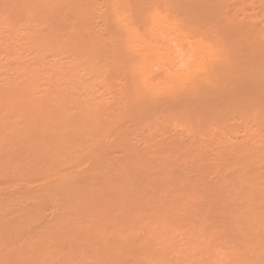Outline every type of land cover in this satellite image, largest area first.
Segmentation results:
<instances>
[{
	"label": "bare ground",
	"instance_id": "obj_1",
	"mask_svg": "<svg viewBox=\"0 0 264 264\" xmlns=\"http://www.w3.org/2000/svg\"><path fill=\"white\" fill-rule=\"evenodd\" d=\"M40 1V2H39ZM44 0H42V2H41V0H0V2H1V8H0V11H1V13L0 14H2V15H0V17L2 16V18L0 19V23H2L4 20H8V22H7V24H9L10 25V28H9V31H13V29L15 30V28L16 27H14V26H12V27H14V28H12L11 29V24H13V23H15V21L14 20H17L16 21V24L18 23L19 24V22L22 20V21H24V20H26L23 16H25V15H27V14H29V15H27L28 17L29 16H31L32 14H30L31 12L32 13H38L39 14V11H40V8L42 9L43 7V9H45L46 7L45 6H47V5H43V4H45L44 2H43ZM48 1L49 0H47V2H46V4H48ZM50 1H52V0H50ZM61 1H63L64 2V5H62L63 4V2L61 3ZM72 3L73 1H71V0H67V2L65 1V0H59L58 2H59V4L57 3V1L55 0V3H57V5L58 6H56V4H55V8L57 7L58 8V10H59V12H58V10H57V8L55 9L54 8V6L53 7H51V3H53L54 4V2H49V7L50 8H54V9H51L50 10V8L49 7H47L50 11H52V12H54L55 10H57L55 13L56 14H54L53 13V15H52V13L51 12H49L48 11V9L46 8L45 10H47L46 12H45V10H41L40 12L41 13H43L44 15H38V17H37V19L39 20V22L40 23H42V25L44 24L43 22H41V20L40 19H42V17L41 16H43L44 17V19H43V21L46 23V22H48V20L50 19V21H49V23L51 24V23H53V26L52 25H50L49 23H46V24H49V26H47V28H45L44 27V25H43V27H44V29L43 30H45L46 29V31H43V33H42V28H37V29H35V25H34V28L32 27V29H34V32L36 33L37 31H38V29H39V31L38 32H40V33H38V34H40V35H38V36H40V37H38V36H36V37H38L39 38V40L41 41V39L43 40V38H41V37H44L45 38V40L47 39V40H50V43H56V42H52L51 40H53V41H58V36L60 35V33H66V35H68V33L67 32H69L70 34L71 33H74V36H73V34H69L70 36H73L74 38H76L75 37V33H76V35L77 34H81V36H78V38L80 39V37H85V36H88L87 38L85 37V38H83V40L81 41V39L79 40L78 38H76V39H78L79 41H81V42H89L88 40L90 39V40H92V45L91 44H89V45H91V46H88V43H87V46L85 47L86 48V50H90V51H92L93 53H91L90 51H88V53H84V52H80V51H82V49H79V52H77V51H73L71 54L70 53H68L69 54V56H68V54H66L67 52H68V49L66 50L67 52L65 53L64 52V49L62 50L60 47H62L63 45H65V44H61V46L59 45V48H57L55 51H54V54L53 53H51L52 55H54V57L52 58V59H54V60H52V59H50V61L52 60V62H50L49 63V61H47L46 63L47 64H50V68L49 69H45V70H47L49 73H47L48 75H46L47 76V78H48V80H49V82L51 81V82H54V84H56V86L57 85H60V84H58L59 83V81L61 80V78H63V76L65 77V76H71L70 78H68L67 77V79H70V84H71V86H73L74 84H76V83H78V81L76 80V76L77 75H75V74H77L79 71L80 72H82L81 73V75L80 74H78L79 75V77L82 79V80H84L85 79V76L83 77V75L82 74H86V73H83V71L85 72V70H82L81 71V65H80V62L81 63H84V61L83 60H85V63H86V59H88V58H90V57H92V59H94V58H96V59H98V61L97 60H95V61H97V64L99 63V66H100V68L97 66V64H96V62H94V60H93V64L92 63H90L89 64V61H88V65H87V63H86V67H87V69L85 68V66H82V69H86V71H88V69H89V71H93V75H94V72L96 73V75H94V78H93V80L94 81H97V82H93V84L94 83H96L97 85L99 84V83H102L101 82V80H102V78H106V77H104L105 75H106V73H107V71H106V73H105V75H103L102 76V71L100 70L103 66H105V64H107L106 66H108V64H109V66H112V68L110 67V71H111V69H112V71L113 72H115L114 73V75L116 76V79L114 78V75H113V72L111 73L110 71H108V73H109V75H113V76H111L110 78L109 77H107L106 79H108L109 81H110V79H112V81H113V79L114 80H116L114 83H117L118 81H120V80H122V79H119V78H121V77H123V79L124 78H126V79H128L129 77H130V75H131V79H130V83L128 82H126L125 83V81L123 80V81H120L121 83L122 82H124L125 83V85H124V87L123 88H119L120 86L119 85H123V84H119V82H118V84H116V85H118L119 87H118V89H119V91L122 89V91H120L121 92V94L123 95V97H124V103L126 104V105H128L129 106V109L130 110H132L131 108L133 107V110H137L136 112H138V109L140 110V111H142L143 109H144V111H146L147 109H148V112H146V114L148 113L149 114V108H155V110L153 111L152 109V114H153V112L155 113V111H159V110H156V109H158V108H160V110H162V112H169L168 110H170V111H174L175 113H177L175 116H184L183 118L180 116L179 117V119H178V116H177V118H175V119H177V120H180V119H183L184 120V122H185V119H187V117L189 118H191V115H193L194 113H195V115L194 116H198V117H200L201 119V121H203V124H208L207 126H209V122L210 121H212L213 123H210V129L211 128H213V126L211 127V125L212 124H214V122L215 121H213V119H215V120H217L216 119V116H217V113H218V116H217V118L220 116L221 118L220 119H222L223 118V116H221L222 114L224 115H226V112H227V115L226 116H230V117H232L233 118V114H236L237 112H239V110H240V112H241V114L240 113H237L238 115L240 114V118L242 119V118H244L245 120H238V122L239 121H242V124L241 125H243L244 123H246V125H247V122H249V119L247 120L245 117H247L246 115H244L245 113H247V109H248V111H250V112H248L247 113V115H249V113H251L252 111H254V110H257V108H254V105H255V107H258V104L257 103H253V105H249L250 103L252 104V102L255 100L256 102H257V100L260 98V100H258L259 102L262 100H264V38H263V40L261 39V37H264V22L262 21L263 19H264V17H262L263 19H261V17H258V18H260L261 19V23L263 22V27L261 26L262 24L261 23H259L260 22V19H258L256 16H259V15H261V16H264V6L262 5V4H260V5H262L263 6V8H262V11H261V9H259L260 11L258 12V13H260L261 12V14H257V15H253V17L254 18H251L252 16H250V18H249V14H252V12H253V10H251L252 12L251 13H249V12H246L247 11V8L246 9H244L245 7H243L242 9L244 10V14H243V11H241L242 12V14H240V19L239 18H236V16H235V18H234V16H230V13L228 14L227 13V11H226V6H228L230 3H232L230 0V2H228V0L227 1H224V0H99L98 2H96L97 0H93L92 2H94V3H92L91 1H88V2H90V3H92V4H90V3H88L87 4V0H86V6H85V4H84V2H83V0H78V1H76V3L78 4L79 2H81V3H79L78 5L77 4H75V1L73 2L74 4H71L70 2ZM85 1V0H84ZM234 1V0H233ZM236 1H239V0H235V2ZM242 1V0H241ZM248 1V0H247ZM253 1H255V0H253ZM252 0H250V1H248L249 2V4L250 5H252V7H253V4L252 3H254ZM38 2H39V4L41 3V5H39L38 4ZM66 2V3H65ZM227 2V4H225ZM243 2H245V0H243ZM256 2H258V0H256ZM255 2V3H256ZM260 3H261V1H259ZM262 2H264V0L262 1ZM37 3V4H36ZM98 3V4H97ZM237 3V2H236ZM240 3V2H239ZM246 3V2H245ZM34 4H36V5H34ZM68 4V5H67ZM83 4H84V6H83ZM234 4V3H233ZM242 3H240V5H241ZM246 4H248V3H246ZM245 4V6H248V5H246ZM258 4V3H257ZM37 5L40 7V6H42V7H40V8H38L37 7ZM61 5L62 6H64L63 7V9H66L67 7V9H66V11L68 12V13H70L69 12V10H71L70 9V7L69 6H71V8H74L75 9V11H74V9L72 10V12L74 13L75 12V14H76V16H75V14H73V13H71V14H67V12H65V10H64V12H62V10L63 9H61L62 7H61ZM75 7H74V6ZM237 5V4H236ZM239 5V6H240ZM243 5H244V3H243ZM242 5V6H243ZM33 6H35L34 7V9H33ZM59 6H60V9H59ZM67 6V7H66ZM76 6H78V8L76 7ZM231 6H232V4H231ZM234 6H235V4H234ZM255 6V5H254ZM251 7V6H250ZM249 7V10L251 9ZM257 7V6H256ZM37 8H38V11H37ZM76 8L78 9V10H76ZM105 8V10H103ZM233 7H231L230 9H232ZM241 8V7H240ZM259 8H261V7H259ZM31 9H32V11H31ZM35 9H36V11H35ZM228 9H229V7H228ZM227 9V10H228ZM255 9V8H254ZM35 12H34V11ZM54 10V11H53ZM60 10H61V12H60ZM235 8L233 9V11H234V13H235ZM237 10H240L239 8L237 9ZM236 10V11H237ZM246 10V11H245ZM248 10V11H249ZM3 11V12H2ZM76 11H78V12H76ZM103 11H105V12H103ZM229 11V10H228ZM231 11V10H230ZM258 11V10H257ZM103 12V13H102ZM238 12V11H237ZM47 13H49V15L47 14ZM62 13V14H61ZM234 13H232V14H234ZM239 13H240V11H239ZM245 13H248V14H245ZM5 14V17L3 16ZM36 14H34V15H32V16H34L35 17V15ZM46 14V15H45ZM51 14V15H50ZM64 14V15H63ZM67 14V15H66ZM238 14V13H237ZM23 15V16H22ZM57 15V16H56ZM61 15V16H60ZM69 16L70 15V18H72L73 17V19H71V20H69V17H66V16ZM242 15V16H241ZM20 16H22L23 18H24V20L23 19H21V20H19V18H22V17H20ZM46 16V17H45ZM57 17V18H59L58 20H56V19H53L54 17ZM60 16V17H59ZM65 16V18H67V19H65L64 18V20H61V19H63V17ZM72 16V17H71ZM246 16V17H245ZM27 17V18H28ZM35 17V18H36ZM40 17V18H39ZM238 17V16H237ZM18 18V19H17ZM29 18H31V17H29ZM61 18V19H60ZM236 19V20H234V19ZM242 18V19H241ZM243 18H247V19H243ZM248 18H249V20H248ZM256 18V19H255ZM3 19V20H2ZM254 21H253V20ZM9 20L11 21V22H9ZM12 20L14 21V22H12ZM28 20V19H27ZM52 20V21H51ZM54 20V21H53ZM255 20H258L257 22L255 21ZM31 21H33L32 20V18H31ZM6 22L4 21L3 23V25L4 26H7L5 29H8V25L6 24ZM30 22V21H29ZM35 23H38V21L35 19V21H34ZM11 23V24H10ZM26 24L27 22L25 21V22H23V24ZM22 24V25H23ZM29 24H32L33 25V23H29ZM28 23H27V26L29 25ZM109 24H112V25H115V26H117V28L116 27H114V28H116V30L115 29H112V28H110V25ZM261 24V25H260ZM37 25H39V24H37ZM41 25V24H40ZM41 25V26H42ZM93 25L95 26H99V25H103V26H105V28L107 29V31H106V29L105 28H103V26L102 27H100L99 26V28L98 29H96L95 30V28L93 27ZM108 25H109V27H108ZM111 25V26H112ZM261 26V28H260V26ZM0 26H2V24H0ZM20 26H21V24H20ZM31 25H29V27H30ZM95 26V27H96ZM3 27V26H2ZM19 27V26H18ZM26 27V26H25ZM29 27L27 28V29H29ZM37 27V26H36ZM38 27H40V26H38ZM4 28H1V32L3 33V31H2V29L4 30ZM23 28V27H22ZM31 28V27H30ZM100 28L102 29L103 28V30H105L106 32H107V35H104V36H106V37H104V38H107L108 40L106 41H104V40H102L104 43H102L101 42V40H100V37H99V41L102 43V45H101V43L98 41V36L96 37V35H99V34H101V33H103V30L102 31H100ZM110 28V29H109ZM16 29H18V28H16ZM67 30V32H66V30ZM113 30V32H112V30ZM117 29L118 30H120V32L122 33V35L124 36V38H125V40H124V42H126V44H124V45H126L125 46V48L124 49H126L127 51L126 52H128L130 55V57L128 58V59H130L131 60V64H130V73H129V76H128V74H127V76H128V78L126 77V75L124 76V73H125V71L128 69V67L129 66H125V65H127V64H124V66L127 68V69H125V67H123L122 68V66L121 67H119V64H117V62L119 63V61H117V59L116 58H118V55H119V53H121L122 54V51L121 50H123L122 48H123V45L122 46H120V47H122L121 49H119V50H117V48L114 46V45H117L116 43L118 42H116V43H114V40H115V38H117V37H114L113 39H111L112 37H113V35H115L116 34V32H119V31H117ZM20 31H21V29H19ZM36 30V31H35ZM65 30V31H64ZM97 30H99V34L97 33ZM110 32H112V33H110ZM20 31H18V32H20ZM31 31V30H30ZM262 31V32H261ZM17 32V31H16ZM15 32V33H16ZM26 32V31H25ZM24 32V33H25ZM58 32V34H56ZM105 32V33H106ZM108 32H109V34H110V36L108 35ZM5 33V32H4ZM7 33V32H6ZM6 33H5V35H6ZM21 33V32H20ZM23 33V32H22ZM113 33H115V34H113ZM263 33V34H262ZM8 34V33H7ZM9 34H10V32H9ZM14 34V32L13 33H11V35H10V37H12V35ZM28 34H30V33H27V35H26V37L28 36L29 37V35ZM113 34V35H112ZM262 34V35H261ZM15 35V34H14ZM24 35V34H23ZM31 35L32 36H34L35 34H32V32H31ZM56 35H57V37H56ZM63 35H65V34H63ZM66 35L64 36V37H66ZM92 35H94L95 37H93ZM111 35H112V37H111ZM119 35V34H118ZM8 36V39L10 38L9 37V35H7ZM6 36V37H7ZM25 36V35H24ZM62 36V35H61ZM70 36H68L69 38H70ZM107 36H109V37H107ZM115 36H117V35H115ZM4 37V36H3ZM2 37V38H3ZM5 37V38H6ZM35 37V38H36ZM63 37V36H62ZM111 37V38H110ZM33 39H31V36H30V39L33 41V40H35V38L34 37H32ZM74 38H71V39H74ZM104 38H102V39H104ZM111 39V41H110V39ZM4 39V38H3ZM26 39H28V38H26ZM60 40H63V38L61 39V38H59ZM65 39V38H64ZM67 39V38H66ZM65 39V40H66ZM76 39H75V41H76ZM85 39H88L87 41L85 40ZM117 39H120V37L118 36V38ZM7 40V39H6ZM6 40H2V41H6ZM65 40H63V41H65ZM69 40V39H68ZM67 40V41H68ZM1 40H0V44H1V42H2ZM28 41H30V40H28ZM31 41V42H32ZM36 41V40H35ZM62 41V42H63ZM78 41V42H79ZM108 41H110L111 43H106V42H108ZM9 41L7 40V43H8ZM60 42V41H59ZM77 42V41H76ZM76 42L74 43L72 40H71V43L73 44L74 43V45L76 44ZM77 42V43H78ZM121 42V41H120ZM120 42H118V44L120 43ZM124 42H122V44L124 43ZM10 43V42H9ZM30 43V42H29ZM34 43H36V42H33V44ZM58 43V42H57ZM64 43H66V42H64ZM70 43V41H69V44H71ZM105 43H106V45H108V47H106L105 46ZM6 44V43H5ZM37 44H38V42H37ZM43 45H42V48H43V46H44V42L42 43ZM59 44V43H58ZM80 44V43H79ZM78 44V45H79ZM82 44V43H81ZM85 44V43H84ZM110 44V45H109ZM7 45V44H6ZM35 45V44H34ZM33 45V49L34 48H37V50L39 49V47L37 46H34ZM41 45V44H40ZM86 45V44H85ZM84 45V46H85ZM0 46H2V44L0 45ZM4 46V45H3ZM10 46V45H9ZM50 46H53V45H50ZM55 46V45H54ZM53 46V47H54ZM81 46V45H80ZM111 46V47H110ZM44 47H46V45L44 46ZM65 47V46H64ZM73 47V46H72ZM77 47V46H76ZM81 47H83V46H81ZM81 47H79V48H81ZM87 47H88V49H87ZM90 47V48H89ZM106 47V48H105ZM116 48V51H121V52H119L118 54H117V52L116 51H114L115 50V48ZM2 48V47H1ZM4 48H8V47H6V46H4ZM47 48V49H46ZM45 49L43 48L42 50L40 49L39 51H37V54H39V52H41V51H43L44 52V50H48V48H50L49 46L48 47H46ZM70 48H71V46H70ZM78 48V47H77ZM85 48H83V50L85 49ZM114 48V49H113ZM3 49V48H2ZM50 49H52V47L50 48ZM49 49V52L51 51ZM36 50V49H35ZM52 50H54V48L52 49ZM85 50V51H86ZM3 51L5 52L6 51V54H5V57H6V55H7V53H9V55H12V54H14V55H18V51H16V49L14 50H11L12 52L10 53V52H8L7 50H5V49H3ZM15 51V52H14ZM72 51V50H71ZM17 52V53H16ZM36 52V51H35ZM43 52H42V54L40 53L39 55L41 56H43ZM53 52V51H52ZM75 52V53H74ZM77 52V53H76ZM123 52H124V50H123ZM47 53V52H46ZM63 53H65L66 55H64L65 57H66V60L65 61H63L64 60V56H63ZM74 53V54H73ZM83 53V54H82ZM125 53V52H124ZM123 53V54H124ZM36 54V53H35ZM36 54V55H37ZM90 54H92V55H94V56H90ZM117 54V56L115 57V55ZM35 55V56H36ZM39 55H37V57H39ZM44 55H45V53H44ZM48 55H50V53L48 54ZM47 55H45L44 57H46ZM63 56V57H62ZM90 56V57H89ZM14 57V56H13ZM12 57V58H13ZM94 57V58H93ZM122 57H124L123 55H122ZM125 57H127V55L125 56ZM15 58V57H14ZM19 57H17V59H18ZM63 58V59H62ZM121 58V57H120ZM8 59V58H7ZM90 60V59H89ZM39 61V60H38ZM92 61V60H91ZM18 62V61H17ZM40 62V61H39ZM101 62V63H100ZM125 62H127V61H125ZM129 62V61H128ZM19 64L21 63V62H18ZM85 63L83 64V65H85ZM23 63H21V65H22ZM28 65V64H27ZM30 65V64H29ZM95 65V66H94ZM101 65H103L102 67H101ZM123 65V64H122ZM14 66H16V65H14ZM24 66V65H23ZM97 66V67H96ZM16 67H18V66H16ZM22 67V66H21ZM20 67V68H21ZM26 66H24V68H25ZM28 67H30V66H28ZM32 67V66H31ZM34 67V66H33ZM31 68V69H34V68H36V67H34V68ZM114 67H115V69H114ZM118 67H119V69H121V71L122 72H124L123 74L121 73V72H119L120 74H122L121 75V77L119 76H117L116 74H118V72H117V70H118ZM19 68V67H18ZM19 68V69H20ZM24 68H22V70L24 69ZM109 68V67H108ZM13 69H15V68H13ZM117 69V70H116ZM123 69L125 70V71H123ZM128 69V70H129ZM26 70H29L30 71V73H31V70L29 69V68H27ZM44 70V72H46ZM104 70V69H103ZM109 70V69H108ZM115 70V71H114ZM127 70V71H128ZM16 71H18L17 69H16ZM15 71V72H16ZM24 71V74L26 75H28V72L27 73H25L26 71H25V69L23 70ZM22 71V72H23ZM34 71V70H33ZM37 71V70H36ZM35 71V72H36ZM43 71V70H42ZM88 71V73H90ZM91 71V72H92ZM118 71H120V70H118ZM13 72H14V70H13ZM35 72H32L31 73V75L33 74V77L31 76V75H28V76H30V77H32V79L30 78H27V80H28V82H27V80H26V78L25 77H27V75L26 76H24V78H25V80H26V82L30 85V83L32 82V81H34V82H32L31 84L35 87V85H34V83L36 82L37 83V79H38V75H39V77H42L41 75H43L42 74V72H40L39 70L37 71L38 73H41V75L40 74H38L37 76H36V73ZM117 72V73H116ZM11 73V72H10ZM17 73H19V71L17 72ZM29 73V74H30ZM35 73V74H34ZM127 73V72H126ZM11 74H13V73H11ZM15 74V73H14ZM20 74H22V73H19V76H21ZM91 74V73H90ZM90 74L88 75V74H86V76L88 75V76H90ZM16 75V74H15ZM18 75V74H17ZM108 75V74H107ZM106 75V76H107ZM108 75V76H109ZM11 76V77H10ZM9 76V78H7V80L8 79H11V78H13L12 77V75H10ZM14 76V75H13ZM37 78H35V77ZM23 77V76H22ZM102 77V78H101ZM15 79L14 80H11V81H14V82H10V84L12 85V86H16L15 85V83H17L15 80H17V79H19V78H17L16 79V77H14ZM37 80H35V79ZM78 78V77H77ZM80 78H79V80H80ZM89 78H91V76L89 77ZM89 78H87V80L89 79ZM100 78H101V80H100ZM22 79V78H21ZM20 79V80H21ZM0 80H1V78H0ZM3 80V79H2ZM1 80V81H2ZM42 80V79H41ZM40 80V81H41ZM45 80V79H44ZM44 80H42L43 82H44ZM82 80H81V83H82ZM87 80H86V82H87ZM105 80V79H104ZM108 80H107V82H108ZM6 81V80H5ZM10 81V80H9ZM22 81V80H21ZM65 82H66V84L68 85V83H67V81L66 80H64ZM90 81H92L91 79H90ZM3 82V81H2ZM20 81H18V83H19ZM25 81H23V83H24ZM25 82V83H26ZM48 82V84H50ZM84 83H85V81H83ZM105 82H106V80H105ZM104 82V83H105ZM111 82V81H110ZM6 83H8V82H6ZM5 82L4 83H2V84H6ZM24 83V84H25ZM26 83V84H27ZM47 83V82H46ZM80 83V82H79ZM88 83H89V80H88ZM91 83V86H92V82H90ZM112 83V82H111ZM9 84V83H8ZM14 84V85H13ZM21 84V86H23L24 88V90H25V88L26 89H31V88H33V87H31L32 85H30V87L28 86V85H26V86H28V87H26V86H24L22 83H20ZM61 84H63V83H61ZM70 84H69V86L68 87H66V85H62V87L64 86V87H66V92L67 91H69V89L68 88H70ZM87 84V83H86ZM113 84V83H112ZM127 84H130V85H127ZM10 85V86H11ZM40 85H42V83L40 84ZM81 85V84H80ZM85 85V84H84ZM2 86V85H1ZM8 86V85H7ZM46 86V85H45ZM48 86V85H47ZM51 86H54V85H52L51 84ZM50 86V87H51ZM77 86V85H76ZM75 86V87H76ZM82 86V85H81ZM90 86V87H91ZM93 86H95V84L93 85ZM110 86H112L111 84H110ZM3 87V86H2ZM0 88L1 90H4V88ZM5 87V86H4ZM17 87V86H16ZM19 87H20V85H19ZM39 87V86H38ZM38 87H37V89H38ZM60 87H61V85H60ZM59 87V88H60ZM61 87V88H62ZM130 87H132V89H134V90H132ZM7 88V87H6ZM40 88V87H39ZM58 88V87H57ZM74 88V86L72 87V89L71 90H75V89H73ZM84 88H85V86H84ZM89 88V87H88ZM88 88H87V90H88ZM11 90H9L8 88H7V90H5V91H1L0 90V92H4L3 94L2 93H0V95H3V96H0V100L2 99V98H7V100H9V101H13L14 99H16V97H17V99L16 100H20L19 102H22V101H26L27 99H28V97H30V91H29V93H25V91L23 92V89H22V87H21V89L19 88V90H18V88H16V89H13V87L12 88H10ZM45 89V88H44ZM53 89H56V88H53ZM77 89H79V88H77ZM91 89V88H90ZM90 89H89V91H90ZM131 89V90H130ZM13 90V91H12ZM17 92H16V91ZM31 90H33V89H31ZM43 90V89H42ZM58 90V89H57ZM59 90H61V89H59ZM81 90V89H80ZM79 90V91H80ZM82 90H83V88H82ZM92 90V89H91ZM252 90V91H251ZM11 91H12V93H11ZM18 91H20L19 92V94H21V95H19L18 94ZM27 91V90H26ZM34 91H36V89L34 90ZM39 93H40V91L41 90H37ZM44 91V90H43ZM54 91V90H53ZM52 91V92H53ZM89 91H88V93H89ZM93 91V90H92ZM91 91V92H92ZM132 91V92H131ZM10 92V93H9ZM16 92V97H13V96H15V94H13V93H15ZM32 92V91H31ZM38 92H35V93H38ZM47 92V91H46ZM58 92V91H57ZM56 92V93H57ZM70 92V91H69ZM68 92V93H69ZM257 94H256V93ZM6 93V94H5ZM9 93V94H8ZM55 92H54V94L55 95H57ZM65 93V92H64ZM67 93V94H68ZM81 93H82V91H81ZM83 93H87V92H83ZM93 93V92H92ZM252 93H253V95H252ZM255 93V94H254ZM24 94H25V96L27 97V99L25 98V96H24ZM27 94H29V96L27 95ZM32 94H33V92H32ZM41 94H42V91H41ZM53 94V95H54ZM61 94V93H60ZM71 94H72V91H71V93H69L68 95H70V97H71ZM74 94V93H73ZM76 94V93H75ZM74 94V95H75ZM250 94V95H249ZM5 95V96H4ZM9 95H11V96H9ZM35 95V94H34ZM48 95V94H47ZM47 95H45L46 97H48ZM77 95V94H76ZM86 95V94H85ZM88 95V94H87ZM255 96V95H258L257 97H258V99H257V97H255L254 99H252L250 96ZM261 95V96H260ZM18 96H20L19 98H21V99H18ZM23 98H22V97ZM42 96V95H41ZM64 96V95H63ZM63 96H61L60 95V98L58 99V98H56L57 100H61V98L63 97ZM79 97H82L83 98V96H80V95H78ZM77 96V97H78ZM263 96V98L261 99V97ZM8 97H10L11 99H9ZM57 97V96H56ZM58 97H59V95H58ZM64 97H66V96H64ZM63 97V98H64ZM88 97V96H87ZM87 97H84V98H86L87 99ZM90 97H91V95H90ZM90 97H88V99L90 100L91 98ZM33 99V96L32 97H30L29 98V100L30 99ZM35 98H37V96L35 97ZM39 98H41L40 97V95L38 96V100H41V99H39ZM52 98V101L54 102V100H55V97H53V96H50V99ZM63 98H62V100L61 101H64L63 100ZM67 98V97H66ZM65 98V99H66ZM72 98H73V96H72ZM81 98V99H82ZM93 98V97H92ZM251 98V102L250 101H248L249 99ZM24 99H26V100H24ZM44 99V101H46L47 100V103H49L50 105H48V107L46 106V103H45V107H43V106H41V110H42V112H45V110L47 109V111L46 112H48L49 111V113L51 112L50 111V106H52L51 105V103H52V101L51 102H49L50 101V99L48 100L47 98H46V100H45V98H43ZM69 99V101H70V99L71 98H68ZM67 99V100H68ZM77 99V98H76ZM80 99V98H79ZM248 99V100H247ZM4 100H6V99H4ZM15 100V101H16ZM35 100V99H34ZM37 100V99H36ZM73 100V99H72ZM71 100V101H72ZM92 101H93V99H91ZM2 101L3 100H1L0 101V103H2ZM10 102V104L9 105H7L9 102H6V101H4L3 102V104H2V106H4L3 107V109L5 110V112H11V111H14L15 112V114H14V117H10L9 115H6L7 116V119L9 120V118H11L10 120L12 121V123H13V121H14V123H16V125H17V123H19L18 121H20L21 119H22V117L23 116H21L20 115V112H18V111H20L21 109H19V108H15V106H19V105H17L16 104V102ZM17 101V102H18ZM75 101V100H74ZM86 101H88V100H86ZM261 101V102H262ZM30 102H31V100H30ZM55 102L57 103L58 101H56L55 100ZM54 102V103H55ZM80 102L83 104V102H85V100L82 102V100H80ZM89 102V101H88ZM123 102V101H122ZM250 102V103H249ZM264 102V101H263ZM262 102V103H263ZM5 103V104H4ZM27 103V102H26ZM32 104L34 103V101L33 102H31ZM40 103V102H39ZM39 103L35 106L36 108H37V110L39 109L38 107L40 106V105H42V104H40L39 105ZM42 103H43V101H42ZM59 103V102H58ZM57 103V104H58ZM62 103H64V102H62ZM62 103L60 102V105H62ZM80 103V104H81ZM90 103H92V102H90ZM121 103V102H120ZM248 103V104H247ZM261 103V104H262ZM11 104H13L12 105V107H11ZM14 104H16V105H14ZM19 104H21V103H19ZM30 104V103H29ZM29 105V106H34V105ZM65 104H67L66 103V101H65V103L63 104V105H65ZM70 103H68V105H69ZM75 104H79V102H77L76 101V103ZM74 104V105H75ZM85 105L87 104L86 102L84 103ZM83 104V105H84ZM89 104V103H88ZM247 104V105H246ZM260 104V103H259ZM23 105H25V104H23ZM23 105H21V106H23ZM55 105V104H54ZM52 106V108L53 107H55V106ZM59 105V106H60ZM62 105V106H63ZM73 105V104H72ZM73 105V106H74ZM84 105V106H85ZM122 105L123 106H118V104H117V107H120V108H118V109H123V111H124V108H126L127 106L125 105V107H124V104L122 103ZM251 106L250 108H249V106L248 107H246V106ZM257 105V106H256ZM263 105V104H262ZM261 105V106H262ZM0 106H1V104H0ZM2 106H1V108H2ZM8 106V107H7ZM59 106H58V108H59ZM77 106H79V105H77ZM20 107V106H19ZM24 107L25 106H23V108L22 109H24ZM27 107H28V105H27ZM42 107L43 108H45V109H42ZM67 107V108H66ZM65 108H66V112H68L70 109V107L69 106H66ZM87 107H89V106H87ZM86 107V108H87ZM91 107V110L89 109ZM89 108H88V110H87V112L90 110V114H88L87 112V114L88 115H85L84 116V118H83V116L82 117H80V115L77 113L79 110H78V107L76 108V105H75V113H77V115H79V116H77V117H80L79 118V120L78 121H74V116H73V122L75 123V122H79V123H77L78 125H77V129H78V127H80L79 125H81L80 124V120H84L86 117V124L85 125H88V124H91L90 123V120L92 121L94 118L93 117H95L94 115H96L97 113L96 112H94V111H92V110H94V109H92V106H90ZM124 107V108H123ZM140 107L142 108V109H140ZM162 107V108H161ZM246 107V109H244ZM259 107H260V105H259ZM258 107V108H259ZM9 110V109H11L12 108V110H10V111H8L7 109ZM31 108V107H30ZM48 108H50V109H48ZM64 108V109H65ZM81 108H82V105H81ZM263 108V107H262ZM14 109V110H13ZM15 109H19L18 111L17 110H15ZM32 109V108H31ZM33 109H35V108H33ZM69 109V110H68ZM117 109V108H116ZM117 109V110H118ZM127 109V108H126ZM126 109H125V111H126ZM129 109H127V111L129 110ZM163 109L165 110V111H163ZM245 110V113H244V110ZM249 109H253L252 111L251 110H249ZM259 109H261V108H259ZM7 110V111H6ZM24 110H26V109H24ZM30 109H28L27 108V113L25 112V111H23V112H25L24 114H26V115H24V117H26V118H24V119H22L21 120V125H19L18 124V126H23V124H25V125H27V126H25L24 125V131L26 130L25 128H30V130H31V132H28L27 130V132L26 133H32V129H36L37 127H40L41 125H43V123L44 122H46V120H48L46 117H47V115L49 114H45V115H42V113H40V115H42V116H44L43 118V122L41 121V120H39V118H37L36 117V120L38 119L39 121H41V122H37L35 119L34 120H31V118L33 119V117H31V116H36L38 113H39V111L41 112V110H39L38 111V113H36V115L34 114V115H31L30 116V111H29ZM52 110V109H51ZM56 110H58V109H56ZM68 110V111H67ZM117 110H115L114 109V111H112L111 110V113L112 112H115V111H117ZM132 110V112L133 113H135L134 111ZM150 110V111H151ZM235 110H236V113H234L235 112ZM53 111H54V109L52 110V113L51 114H53ZM72 111H74L73 109H72ZM94 113H92V112ZM123 111L121 112L120 111V117L121 116H123ZM124 111V112H125ZM126 111V113H130V114H133L131 111L129 112H127ZM234 111V112H233ZM243 111V112H242ZM259 111H261V110H259ZM0 112H1V109H0ZM13 112V113H14ZM16 112L18 113V114H16ZM34 112V111H33ZM36 112V111H35ZM34 112V113H35ZM45 112V113H46ZM58 112V111H57ZM59 112H61V111H59ZM58 112V113H59ZM62 112H63V110H62ZM70 112V111H69ZM160 112V111H159ZM220 112H223L221 115L219 114ZM225 112V113H224ZM255 112L256 111H254L251 115H249L250 117L253 115V116H257V113L258 112H256V115H254L255 114ZM263 112V111H262ZM13 113H11V114H13ZM57 113V114H58ZM79 113H81L82 114V111L81 112H79ZM85 113V114H86ZM96 113V114H95ZM110 113V114H111ZM117 113H119V110H118V112ZM169 113H171V112H169ZM173 113V112H172ZM193 113V114H192ZM232 113V114H231ZM244 113V114H243ZM1 114V113H0ZM10 114V115H11ZM33 114V113H32ZM56 114V113H55ZM68 114V113H67ZM66 113H65V116L67 115ZM71 114V113H70ZM113 114V113H112ZM129 114V115H130ZM143 114V116H144V112L142 113ZM141 114V115H142ZM180 114V115H179ZM228 114H230V115H228ZM236 114V115H237ZM21 116V118L19 117V116ZM28 115H29V117H28ZM54 115V114H53ZM61 115H62V113H61ZM74 115V114H73ZM83 115V114H82ZM126 115H128V114H126ZM129 115L127 116V117H129ZM134 115V114H133ZM133 115H131V116H133ZM139 115V114H138ZM140 115V116H141ZM169 116L171 115V114H168ZM174 115V114H173ZM224 115V116H225ZM235 115V117H237ZM241 115H243V116H241ZM4 115H2L1 114V116H0V121H1V117H3ZM8 116H9V118H8ZM12 116V115H11ZM39 116V115H38ZM56 116V115H55ZM125 116V115H124ZM130 116V117H131ZM163 116H165V115H163ZM167 116V115H166ZM206 116V117H205ZM226 116H225V118H226ZM245 116V117H244ZM253 116H252V119H254L255 121L254 122H256V120L258 119H255V118H253ZM15 117H17V119L15 118ZM58 117V116H57ZM62 117V116H61ZM60 116H59V120H60V118H61ZM72 116H69V118H71ZM93 119H92V118ZM127 117H126V119H127ZM137 117V116H136ZM142 117V116H141ZM140 117V118H141ZM207 117H208V119H207ZM230 117H228V119L230 118ZM19 118H20V120H19ZM28 118V119H27ZM35 118V117H34ZM46 118V119H45ZM67 118H68V116H67ZM67 118H66V120H67ZM82 118V119H81ZM89 118H91V119H89ZM96 118H97V116H96ZM122 118V117H121ZM125 118V117H124ZM169 118V117H168ZM167 118V119H168ZM171 118H172V120L174 119L173 117H170V120H171ZM192 118H193V116H192ZM203 118H205V120L203 119ZM225 118H223L224 120H225ZM249 118V117H248ZM260 118V117H259ZM263 118V117H262ZM3 119V118H2ZM4 119H5V116H4ZM3 119V120H4ZM6 119V120H7ZM27 120V121H29L30 122V124H31V121H32V123H34V125L33 124H31V125H33V126H31L32 127V129H31V127H29L28 126V123H23V121L24 120ZM76 119V118H75ZM98 119V118H97ZM129 120H132V118H128ZM127 119V120H128ZM137 120L139 119V118H136ZM210 119V120H209ZM222 119V120H223ZM238 119V118H237ZM16 120H18L17 122H15ZM24 121V122H27V121ZM31 120V121H30ZM63 120H65L64 118H63ZM65 120V121H66ZM69 120V119H68ZM67 120V121H68ZM95 120V119H94ZM93 120V124H94V122H96V120L94 121ZM104 121L106 120V119H103ZM133 120H135V119H133ZM208 120V121H207ZM230 120H231V118H230ZM236 120V119H235ZM234 119H232V121H231V123H233V125H235V123H238L237 121L234 123V121H235ZM259 120V119H258ZM34 121H36V123L34 122ZM61 121V120H60ZM84 121V122H85ZM102 121V120H101ZM182 121V120H181ZM181 121L179 122V124L181 123ZM187 121V124L186 123H184L185 125H187L188 126V121H189V119H187L186 120ZM218 121H219V119H218ZM247 121V122H246ZM253 120H251V122H252ZM264 121V120H263ZM64 122V121H63ZM69 122V121H68ZM72 122V121H71ZM70 122V123H71ZM88 122V123H87ZM100 122V121H99ZM106 123H107V120L105 121ZM194 122H195V120H194ZM225 123H226V120L224 121ZM228 122V121H227ZM244 122V123H243ZM259 122V121H258ZM257 122V123H258ZM1 123H4L3 121H1ZM40 123H41V125H40ZM50 123V122H49ZM48 123V124H49ZM69 123V126L71 127V126H73V128H75L76 127V123L74 124H70ZM97 123H98V121L94 124V125H96V127H94V128H91V127H93V125H90L91 127V129L93 130L94 129V131H93V134L94 133H96V131H95V128H97L99 125V128H98V133H97V136H95V138L96 137H99L100 138V136L98 135V134H100L99 132V130H101L102 128H103V124H99V125H97ZM106 123H105V125H106ZM215 123H217V122H215ZM220 123H222V121H220ZM224 123V124H225ZM250 123V122H249ZM248 123V124H249ZM256 123V124H257ZM259 123H261V121L259 122ZM258 123V124H259ZM263 123V122H262ZM5 124H7L6 125V128L8 129V126H10L9 128L11 129V127H13V124L11 125H8V123H7V121L4 123V126H3V124H1L2 125V127L4 128L5 127ZM35 124H36V126L37 127H35ZM40 126H39V125ZM82 124H83V122H82ZM183 124V122L181 123V126H185L184 124ZM199 124L201 125V123L199 122ZM203 124L201 125V127L203 126ZM252 124V123H251ZM254 124V123H253ZM0 125V126H1ZM15 125V126H16ZM65 126H66V124H64ZM75 125V126H74ZM204 125V127H206ZM220 125H222V124H220ZM220 125H218V127H220ZM232 125V124H231ZM232 125V126H233ZM245 125V124H244ZM44 126H46V124H44ZM44 126H41V127H43V129H44ZM48 126H50V125H48ZM84 126V124L83 125H81V127L82 128H85V129H82V128H79V129H81V130H83V133L86 131V129L88 128H86L85 126ZM102 126V127H101ZM187 126H185L184 128L185 129H187ZM190 126V125H189ZM214 126H215V124H214ZM223 126V125H222ZM239 127H240V125H238ZM2 127H0V129L2 128ZM40 127V128H41ZM63 127V126H62ZM200 127V128H201ZM225 127H226V124H225ZM247 127H248V125H247ZM247 127H240V128H247ZM263 127V126H262ZM3 128L0 130V132H3L4 130L5 131H7L6 129H4L3 130ZM72 127H71V129H69V132H71L72 131V129H73ZM105 128V127H104ZM198 128V127H197ZM197 128L195 129L196 131H197ZM199 128V129H200ZM207 128V127H206ZM205 128V129H206ZM215 128V127H214ZM216 128H217V125H216ZM221 128V127H220ZM219 128V129H220ZM233 127H231V130H233V133L236 131H234V128L232 129ZM10 129H8L9 130V132L12 130V129H15L14 131L15 132H21L20 131V129H19V127H13L11 130ZM19 131H18V130ZM23 129H21L22 131H23ZM42 129V130H43ZM48 129H50V128H48ZM48 129H46V127H45V130H48ZM51 129H52V127H51ZM76 128H75V132L73 131V134H75L76 133V135H73L72 133H70L71 135H73V136H78L77 134L80 132H82V131H76L77 130ZM89 129V128H88ZM87 129V130H88ZM188 129H192V128H188ZM187 129V130H188ZM199 129H198V131H199ZM205 129H200V130H202V133H203V131L205 130ZM209 129V130H210ZM222 129H223V127H222ZM222 129H220V130H222ZM29 130V131H30ZM38 130H39V132H38ZM41 129H39V128H37L35 131H36V133L35 134H31V136L33 137L34 135H37V133H38V135L40 134V136H42L43 137V134L44 133H42L41 134V132H44V131H40ZM53 130V129H52ZM52 130L50 131L49 130V132H52ZM71 130V131H70ZM193 130V129H192ZM214 130H216V129H214ZM224 130V129H223ZM244 130V129H243ZM13 131V132H14ZM24 131H23V133H24ZM34 131V130H33ZM91 131V130H90ZM90 131L89 132H87V133H90ZM189 131H191V130H189ZM207 131V130H206ZM206 131H204L205 133H206ZM245 131H246V129H245ZM245 131H244V134H245ZM247 131H248V129H247ZM54 133H55V131H53ZM102 132V131H101ZM200 132V131H199ZM210 132V131H209ZM232 132V131H231ZM237 132V131H236ZM249 132V131H248ZM248 132H246V133H248ZM251 132V131H250ZM263 132H264V129H263ZM12 133V132H11ZM22 133V134H23ZM26 133H24L25 134V136H26ZM34 133V132H33ZM79 133V134H80ZM193 133H194V130H193ZM197 133V132H196ZM208 133V132H207ZM216 133H218V135H220L221 136V134H223L222 132H216ZM256 133V132H255ZM255 133H253V134H255ZM13 134V133H12ZM19 134H21V133H19ZM49 135V133H48V131H47V133L46 134H44V137H45V135ZM91 135H92V133H90ZM200 134V133H199ZM213 134V133H212ZM211 134V135H212ZM215 134V133H214ZM235 134H238V132L237 133H235ZM252 133H251V135H253ZM258 133H256L254 136H257V138H259V135H257ZM28 136L30 135V134H27ZM47 135V136H48ZM95 135V134H94ZM195 135V134H194ZM196 135H198V134H196ZM195 135V136H196ZM201 135V134H200ZM217 135V134H216ZM215 135V136H216ZM246 135V134H245ZM16 136H17V133H16V135H14V137H15V139L17 140V138H16ZM22 136V135H21ZM24 136V135H23ZM27 136V137H28ZM40 136H37V137H40ZM84 136V135H83ZM90 135L88 134V137H89ZM219 136V137H220ZM239 136V140L238 141H240V139H241V141H244V140H242L243 138H244V136H243V138H240V135H238ZM237 136V137H238ZM242 136V135H241ZM18 137V136H17ZM19 137H20V135H19ZM26 137V138H27ZM36 136L35 137H33V139H34V142L35 143H38L39 141V139L37 138ZM40 138V141H42V143L44 142V141H46V140H48L47 139V137L45 138V140L43 141V139L44 138ZM49 137H50V135H49ZM80 137H82V136H80ZM84 137H86V136H84ZM87 137V140H88V142L86 143V145L87 144H90V143H92V142H94V140L92 141L91 140V142L89 141V138ZM92 137L94 138V136L92 135ZM211 137V136H210ZM212 137H214V136H212ZM211 137V138H212ZM218 137V136H217ZM237 137H235V138H237ZM253 137V136H252ZM25 138V137H24ZM25 138V139H26ZM29 139H30V137H28ZM198 138V137H197ZM207 138H209V136H207ZM223 138V137H222ZM233 138V137H232ZM231 138V140L233 141V139ZM234 138V139H235ZM245 138H246V136H245ZM244 138V139H245ZM249 138H250V136H249ZM254 138V137H253ZM261 138V137H260ZM19 139V138H18ZM32 139V138H31ZM30 139V141H32ZM35 139H38V140H36L35 141ZM210 139V138H209ZM216 139V138H215ZM220 139H221V137H220ZM224 139V138H223ZM15 140V141H16ZM28 140V139H27ZM50 140V139H49ZM57 140V139H56ZM55 140V141H56ZM61 140H63V139H61ZM60 139L59 140H57V142L59 143L60 141H61ZM86 139H85V142L87 141ZM196 142H194L193 140V143H192V141H191V143H192V145L193 146H196V145H199V144H201L202 142H201V140L199 141V142H201V143H197L198 141H197V139H194ZM204 140V139H203ZM210 140H212V139H210ZM209 140V141H210ZM225 140V139H224ZM223 140V141H224ZM251 140V138L249 139V141ZM254 141H255V139H253ZM14 141V140H13ZM20 140H17V145H16V143L14 142V144L16 145V146H18V144H20L21 143V145H19L18 147H16V148H19V147H22V142L23 143H25L26 142V140L24 141V140H21L22 142H19ZM54 141V140H53ZM52 138H51V144H52ZM96 141V140H95ZM226 141V140H225ZM224 141V142H225ZM229 142H230V140H228ZM240 141V143L242 144L243 142H241ZM246 141V140H245ZM252 141V140H251ZM254 141H252V143L251 142H249V143H251V146H252V144H255V143H257L256 141H255V143H253ZM34 142L32 141V143L31 144H34ZM49 142L50 141H48V144H49ZM90 142V143H89ZM213 142V141H212ZM223 142V143H224ZM234 142H236V141H234ZM248 142V141H247ZM258 142H261V140L259 141L258 140ZM29 143V144H28ZM28 143H27V146H29V145H31L30 144V142L28 141ZM145 143V142H144ZM206 144L207 142H203V144ZM226 143H228V142H226ZM225 143V145H227V147H229L228 145H230L231 144V142H230V144H226ZM233 143V142H232ZM240 143H238L239 145H241ZM262 144H260V146L262 145V146H264V143H263V139H262V142H261ZM39 144L40 145H42L40 142H39ZM39 144H34V145H36V146H29V148L30 147H32L33 148V150H35L36 152H37V150H36V147L37 146H39ZM45 144L47 145V142H44V145L43 146H45ZM50 144V146H52ZM61 144V143H60ZM146 144H147V142H146ZM146 144H144V145H146ZM196 144V145H195ZM210 144V143H209ZM208 144V147H210V145ZM212 144V143H211ZM235 144V143H234ZM237 144V145H238ZM245 144V143H244ZM15 145H13V148H12V146L11 145H7L8 147H7V149L9 148V147H11V149H9L10 150V152H8L9 153V155H7V153H5L4 151H2L3 153H5L6 154V158H5V160L4 161H6V162H4L3 161V158H4V156H5V154L3 155V153H2V160L0 159V161H2L1 163H3V165L0 163V166H2V168H3V166L4 167H7V169H10V168H8L9 166H7V164H8V162H11V163H9V165L11 164V166H12V164H14V163H16V162H14V161H17L18 160V158L19 159H24V158H26V156H29V155H27V154H25V156H22V155H24V153L23 152H21L20 151V149H17V151H15V149H14V147H15ZM24 145V144H23ZM54 145H55V143H54ZM91 145V144H90ZM191 145V146H192ZM215 145H216V142H215ZM224 145V144H223ZM231 145H233V144H231ZM247 145V144H246ZM257 145H258V143H257ZM27 146H24L25 148L27 147ZM43 146H41V148H42V151H44V149H43ZM58 146H61V145H59L58 144ZM87 146H89V145H87ZM205 146V145H204ZM203 146V147H204ZM217 146H218V144H217ZM222 146V145H221ZM249 146V145H248ZM255 146H256V144H255ZM57 147V146H56ZM62 147V146H61ZM60 147V148H61ZM125 147H127V146H125ZM129 147V146H128ZM146 147H147V145H146ZM207 147V146H206ZM213 147V146H212ZM212 147H210V148H212ZM214 147H216V146H214ZM236 147V146H235ZM239 147V146H238ZM241 147V146H240ZM242 147H244L243 149H245V146H242ZM5 148V150H6V146L4 147ZM37 148H39V147H37ZM130 148V147H129ZM129 148H127V149H129ZM135 148V147H134ZM195 148V147H194ZM197 148V147H196ZM198 148H200V145L198 146ZM205 148V147H204ZM203 148V151H205V149ZM217 148V147H216ZM222 148H223V146H222ZM247 148V147H246ZM253 148L254 149H256V150H260V148L258 147V146H256V148L253 146ZM258 148V149H257ZM263 149H264V147H262ZM24 149V148H23ZM40 149V148H39ZM51 149V148H50ZM49 149V150H50ZM58 149H59V147H58ZM58 149H56L55 148V150H58ZM66 149V148H65ZM65 149H63L62 150V148L61 149H59V150H62V151H66ZM127 149H125L124 151H127ZM177 149V148H176ZM175 149V150H176ZM213 149H215V148H213ZM218 149V148H217ZM216 149V150H217ZM228 149V148H227ZM242 149V148H241ZM2 150V149H1ZM22 150V149H21ZM25 150V149H24ZM26 150H28V147H27V149ZM29 150H32L31 148L29 149ZM130 150V149H129ZM171 151V149H167V151ZM174 150V148H173V152H176ZM192 150H194V149H192ZM199 149H197V151H198ZM200 150H201V148H200ZM208 150V149H207ZM211 150V149H210ZM210 150H209V152H210ZM233 150V149H232ZM234 150H235V148H234ZM252 148H251V153H252ZM15 152V155L17 156V157H15V155H14V152ZM21 152V156L22 157H24V158H21L20 156L18 157V154L17 153H20ZM23 151V150H22ZM45 151H46V149H45ZM131 151H133L132 149H131ZM135 151V150H134ZM134 151H133V153L132 152H130V151H128V152H130L129 154V156H132L133 154H135L134 153ZM165 151V150H164ZM163 151V152H164ZM169 151H168V154H170L169 153ZM178 151V150H177ZM195 151V150H194ZM221 151V150H220ZM227 151V150H226ZM228 151H229V149H228ZM227 151V152H228ZM235 151H237V149L235 150ZM254 151V150H253ZM1 152V151H0ZM12 152V154L14 155V157H15V159L14 160H12L11 161V159L10 158H12L13 159V155L12 154H10ZM17 152V153H16ZM27 153H28V151H26ZM32 153V151H29V153ZM38 152H41V150H38ZM50 152V151H49ZM136 152V151H135ZM138 152V151H137ZM136 152V153H137ZM179 152V151H178ZM202 152V151H201ZM206 152V151H205ZM204 152V153H205ZM214 152V151H213ZM218 152V151H217ZM225 152V151H224ZM224 152H222L221 154L223 155V153ZM244 150H243V154H244ZM257 152V151H256ZM260 152V151H259ZM23 153V154H22ZM46 153H48L47 151H46ZM60 153H63V152H60ZM66 153V152H65ZM68 153V152H67ZM180 153V152H179ZM230 153V152H229ZM232 153V152H231ZM237 153H238V151H237ZM264 153V152H263ZM262 153V154H263ZM1 154V153H0ZM40 154V153H39ZM42 155H43V153H41ZM40 154V155H41ZM54 154H56V153H54ZM69 154V153H68ZM125 154H126V152H125ZM128 154V153H127ZM127 154L125 155V156H127ZM168 154H166L167 156H165V158H167V159H169L168 157ZM199 154H201V153H199ZM207 154V153H206ZM209 155L211 154V153H208ZM218 154H219V152H218ZM228 154V153H227ZM233 154V153H232ZM239 154H241V155H239V156H242V153H241V151H240V153ZM246 154H247V152H246ZM259 154H261V153H259ZM258 154V156L260 157L261 155H259ZM20 155V154H19ZM31 155H35V160H36V153L34 152L33 154H31ZM30 155V156H31ZM39 155V157L41 158L42 157V155L40 156ZM48 154H46V155H44L43 157H45V156H47ZM49 155H52V153L50 154L49 153ZM77 155V154H76ZM87 155V154H86ZM141 155V154H140ZM140 155H139V157H140ZM150 155V154H149ZM205 155V154H204ZM203 155V156H204ZM213 155H214V153H213ZM220 155V154H219ZM236 155V154H235ZM249 155V154H248ZM256 154L255 153H253V156H255ZM8 156V157H7ZM9 156H11V157H9ZM57 156V155H56ZM56 156H54L55 158H56ZM60 156L61 157H64L63 156V154L61 155L60 154ZM87 156H89V155H87ZM91 156V155H90ZM128 156V157H129ZM142 156V155H141ZM152 156V155H151ZM190 156V155H189ZM206 156V155H205ZM230 156V155H229ZM232 156H234V155H232ZM231 156V157H232ZM238 156V157H239ZM244 156V155H243ZM243 156H242V158H241V163H243V165H246V163H245V159H243ZM247 156V155H246ZM252 156V155H251ZM264 156V155H263ZM32 158H33V156H31ZM53 157V158H54ZM65 157H67V155L65 154ZM65 157L63 158V160L65 159ZM74 157V156H73ZM72 157V158H73ZM76 157V156H75ZM139 157H134V159L132 160V164H131V167H132V165H133V161L135 160V159H140V160H143L141 157L139 158ZM143 157V156H142ZM172 157V156H171ZM217 157V156H216ZM224 157L227 159V157L228 156H225L224 155ZM256 157V156H255ZM254 157V158H255ZM262 157V156H261ZM1 158V157H0ZM10 159V161H7V160H9ZM17 158V159H16ZM45 158H48V157H45ZM59 159H61L60 157H58ZM89 158V157H88ZM87 158V159H88ZM91 158V157H90ZM89 158V159H90ZM125 158V157H124ZM149 158H151V157H149ZM209 158V157H208ZM211 158H212V155H211ZM220 158V157H219ZM223 158V157H222ZM250 158V157H249ZM253 158V157H252ZM257 159H258V157H256ZM33 159V160H34ZM44 159V158H43ZM50 159V158H49ZM48 159V160H49ZM57 159V158H56ZM58 159V160H59ZM68 160L69 159H71V157H69V158H67ZM152 159H154L153 161L155 162L156 161V159L155 158H152ZM178 159V158H177ZM176 159V160H177ZM213 159H215L214 157H213ZM216 159H218V158H216ZM228 159H230V157L228 158ZM236 159H238V158H235V160ZM242 159H243V161H242ZM26 160V159H25ZM25 160H24V163H21L20 162V164H22V166L23 167H27L28 168V166H25L24 164L26 163V165H27V163L28 164H30L31 163V161H32V159L30 160L29 159V161H28V159H27V162H25ZM34 160V161H35ZM37 160H38V162H42V161H39V159H38V157H37ZM40 160H42V159H40ZM51 160H54V161H56L55 159H51ZM51 160H50V162H51ZM68 160H65V161H68ZM101 160L102 159H100V162H101ZM128 160H130V159H128ZM140 160H138V163H139V161ZM145 160H147L146 162H148V157H147V159H144V161L143 162H145ZM151 160V159H150ZM170 160H171V162H170ZM174 160V159H173ZM173 160L172 159H169V161L168 160H166L165 161V164L167 163V161L168 162H170L171 164H173L172 162H173ZM220 160V159H219ZM235 160H233L234 162H232V165H233V163H234V165H236L234 168H236V167H238V165L235 163ZM248 160V159H247ZM251 160L252 159H250V160H248V161H250L251 162ZM21 161V160H20ZM23 161V160H22ZM60 161V160H59ZM59 161H56V162H59ZM153 161H151V166L148 168V170L152 167V164L154 163ZM178 161V163H181V161L179 162V160H177ZM215 161L216 160H214V162H212V163H214V165H215ZM227 161V160H226ZM237 161V160H236ZM247 161V162H248ZM254 161H257V160H254ZM259 161H260V159H259ZM262 161V160H261ZM14 162V163H13ZM18 163H19V160L17 161ZM35 162H37V161H35ZM44 162H46V161H43V163ZM48 163H49V161H47ZM64 163V161H60V163L59 164H61L62 165V163ZM105 162H106V159H105ZM120 163H121V161H119ZM117 163L118 164V166L119 165H122V163L120 164V163ZM134 162H136V161H134ZM157 162V161H156ZM175 162V161H174ZM186 162H188V160L186 161ZM194 162V161H193ZM201 162V161H200ZM217 162H220V161H216V163ZM224 162V165L226 164L225 163V161H223ZM231 162V161H230ZM229 162V160H228V163H230ZM238 162H239V160H238ZM263 162V161H262ZM34 163V162H33ZM33 163H31L30 165L32 166V164ZM52 163H54V162H52ZM52 163H50V165H52ZM102 163V162H101ZM108 163V162H107ZM127 163V162H126ZM137 163V162H136ZM136 163H134L135 165H136ZM137 163V165H136V167L139 165ZM149 163H150V161H149ZM158 163V162H157ZM157 163H155V164H157ZM185 163V162H184ZM198 163H199V161H198ZM198 163H197V165H198ZM222 162H220V164H221ZM227 163V164H228ZM240 163V162H239ZM245 163V164H244ZM260 163V162H259ZM258 163V164H259ZM37 164V163H36ZM38 164H40V163H38ZM42 164V163H41ZM55 164V163H54ZM104 164H106V163H104ZM114 164V163H113ZM128 164V163H127ZM140 164H141V167L143 166L142 165V163H141V161H140ZM145 164V163H144ZM171 164L169 165V164H167L166 166L168 167V168H170L169 166H171ZM176 164L177 163H175V164H173L174 165V167L176 166ZM187 164V163H186ZM200 164V163H199ZM201 164H202V162H201ZM251 164H252V162H251ZM251 164H249L250 166H252ZM258 164H257V166L256 167H258ZM261 164V163H260ZM259 164V165H260ZM15 165H18V164H15ZM13 166L14 168H15V172H19V170H17L16 169V166ZM50 165H49V168L47 169L46 167H48V166H46V163L43 165L42 164V166L43 167H45L46 168V170H48L49 171V169H50V171H49V175H53L54 173V167H53V170H51V168H50ZM56 165V164H55ZM102 165V164H101ZM124 165V164H123ZM129 165V164H128ZM146 165H148V163H146L145 164V167H146ZM158 165V164H157ZM157 165H154V167L155 166H157ZM178 165V164H177ZM203 165V164H202ZM224 165L222 166V167H224ZM231 164H228V166L227 167H230V166H232ZM253 165H254V162H253ZM256 165V164H255ZM19 166V165H18ZM22 166H20L21 167V169H22ZM41 166V167H42ZM53 166V165H52ZM51 166V167H52ZM115 166V165H114ZM114 166H112L113 168H114ZM124 166H126V165H124ZM130 166V165H129ZM128 166V168H130ZM134 166V165H133ZM140 166V165H139ZM160 166V165H159ZM165 166V168H167ZM181 165H178V167H180ZM203 166H205V165H203ZM216 166V165H215ZM240 166H241V164H240ZM249 166V167H250ZM13 167H11L12 169H13ZM30 167V166H29ZM33 167V166H32ZM31 167V168H32ZM37 166H35V168H36ZM42 167V168H43ZM56 167V166H55ZM59 168H57L58 169V171H60V169L61 170H63L62 169V167H60V165L58 166ZM97 167H99V166H97ZM111 167V168H112ZM136 167L134 168L135 169V171H136ZM163 167V166H162ZM177 167V166H176ZM175 167V168H176ZM200 167V166H199ZM227 167H225L226 168V170L225 171H228V169H227ZM232 167V168H233ZM255 167V166H254ZM253 167V168H254ZM263 167V166H262ZM262 167H260V168H262ZM2 168H0V170L1 171H5V168H3L4 170H2ZM31 168H29L30 170H31ZM34 168V167H33ZM39 168H40V166H39ZM45 168H43V169H45ZM107 168H109V164H108V166H107ZM116 168L118 169V167L116 166ZM127 168V169H128ZM133 168V167H132ZM143 168V167H142ZM156 168V167H155ZM154 168V169H155ZM159 168H161V166L159 167ZM172 168V167H171ZM186 169V171H187V167H185ZM241 168H242V166H241ZM12 169H11V172H13L12 171ZM57 169H56V171H57ZM115 169V168H114ZM120 169H122L121 168V166H120ZM124 169H125V171L127 170L125 167H124ZM140 169V171H141V168H139ZM145 169H147V168H145ZM177 169H179V168H177ZM184 169V168H183ZM189 169V168H188ZM193 170H194V168H192ZM201 169V168H200ZM204 169V168H203ZM205 169H207V168H205ZM204 169V170H205ZM211 169V168H210ZM252 169V168H251ZM250 169V170H251ZM259 169V168H258ZM258 169H254V171L253 172H255L256 174V177H259V176H257V172L258 173H260L261 172V170L262 169H264V168H262V169H260V171L258 170ZM17 170V171H16ZM109 170V169H108ZM107 170V171H108ZM130 170V169H129ZM147 170V171H148ZM157 170V169H156ZM155 170V171H156ZM164 170V169H163ZM173 171H174V168L172 169ZM176 170V169H175ZM192 170V171H193ZM197 170H199V168L197 169ZM204 170H203V173H204ZM230 170H231V168H230ZM233 170V169H232ZM231 170V171H232ZM237 170V169H236ZM236 170H234V172H236ZM246 170V169H245ZM249 170V169H248ZM256 170V171H255ZM24 171H27V169L25 168V170ZM42 172H43V170H41ZM48 171H47V173H48ZM55 171V172H56ZM57 171V172H58ZM68 171V170H67ZM70 171V170H69ZM115 172H116V170H114ZM134 170L133 171H129V172H131V176L133 175L132 173L133 172H135ZM137 171H138V169H137ZM146 171V172H147ZM154 171V170H153ZM179 171V170H178ZM190 171H191V168H190ZM196 171V170H195ZM195 171H193V175H195L196 174V172ZM199 171H201L202 172V170H199ZM208 171H209V169H208ZM240 171V170H239ZM239 171H238V177H237V175L234 177L235 179H237V178H239L240 177V175H239ZM244 170L242 169V173H241V176H242V174H244V172H243ZM252 171L250 172V173H252ZM21 173L23 172L22 170L20 171ZM19 172V173H20ZM33 172H34V169H33ZM45 172V171H44ZM50 172H51V174H50ZM73 172V171H72ZM72 172H66V176H64L61 172L59 173V175L58 176H60L61 174H62V178L63 177H66V179H67V181L68 180H72L74 177H72L73 175V173ZM113 172V171H112ZM126 172H128V171H126ZM144 172V171H143ZM149 172V171H148ZM157 172V171H156ZM181 172V171H180ZM184 172V171H183ZM183 172H181L182 174H183ZM195 172V173H194ZM207 171L205 170V173H206ZM213 172H215L214 171V169H213ZM0 173H2V172H0ZM14 173V172H13ZM29 174L28 175H34L35 174V177L37 176V175H41V174H37L36 175V172H34V174H32V172H28ZM39 173V172H38ZM44 174L46 177L47 176H49L48 174ZM67 173H68V176L71 174L72 176H71V178L70 179H68L67 177ZM70 173V174H69ZM94 174H95V171L93 172ZM114 173V172H113ZM113 173H111V174H113ZM139 173H141V172H139ZM150 173H152V171L150 172ZM149 173V174H150ZM165 173H168V171L167 172H165ZM172 173V175H173V173H175V171L174 172H171ZM181 173H179L178 172V178H179V174H181ZM184 173H186V172H184ZM200 173V172H199ZM205 173H204V175H205ZM208 173H210V172H208ZM227 173H231V172H227ZM15 174V173H14ZM17 174V173H16ZM57 174V173H56ZM116 174H118V176H117V179H113L114 178V176H113V178L112 177H110V173H109V171H108V174H107V177H108V175H109V177H110V179L112 178V180H111V182H108L107 183V181H109V180H107V178H106V176H105V172H104V174H102V175H104L105 176V178H103V179H105V180H107V181H104V183L106 182V184L105 185H107L108 186V184H110V183H112V181L114 180H117L118 182H115V188L113 187V185L111 186H109V187H107V191H106V188H104L103 186H101L102 184H104L103 183V180H101V185L99 184L98 185V183L96 184V183H93V184H95V186H97V189L96 190H98L99 189V187L100 188H102V189H99L100 191H102L101 193L103 194V195H101L102 197H104V198H102V200L104 199L105 200V197H106V199H111L112 198V195L114 194H112V192L111 193H109L110 192V190H111V187H113V190L112 191H114V189H117L118 187V183L120 182V180L121 179H123V177L125 178L126 176L124 175V173H123V177L121 176V174H122V171H121V174L118 172H116ZM145 174V173H144ZM148 174V175H149ZM161 175H163V177H164V174H162V173H160ZM169 175H170V173H168ZM177 174V173H176ZM175 174V175H176ZM182 174H181V176H180V179H182L183 178V176H182ZM201 174V173H200ZM217 174H219V173H217ZM217 174H216V176H217ZM245 174H247V173H245ZM244 174V175H245ZM262 174V173H261ZM43 175V174H42ZM93 175V174H92ZM97 175H98V173H97ZM127 175V177H126V179L128 178V176H129V178L130 179H125L123 182H125V185L127 186V181L129 180H131V177H130V175L129 174H126ZM139 175H141V174H139ZM147 175V174H146ZM157 174H155V176H156ZM158 175H159V173H158ZM175 175H173V176H175ZM198 175V174H197ZM233 175V174H232ZM231 175V176H232ZM248 175V174H247ZM263 175V174H262ZM54 176V175H53ZM53 176H50V178L48 177V181L49 180H51V177H53ZM76 176H78V175H76ZM101 176V175H100ZM104 176H102V177H104ZM119 176H121V179H119L120 177ZM135 176V175H134ZM137 176V175H136ZM135 176V177H136ZM144 176V175H143ZM151 176V175H150ZM150 176H148V177H150ZM153 176V175H152ZM172 176V177H173ZM219 176V175H218ZM229 176L230 175H228V178H229ZM230 176V178H232V180L234 179L233 177H231ZM46 177L44 178V177H41V179L42 180H44L45 182H47L46 181ZM55 177H57V176H54V178ZM93 177H97V180L99 181V179L98 178H100V177H98V176H94L93 175ZM148 177H146V178H148ZM159 177V176H158ZM171 179L172 177H171V175L170 176H168L167 175V179L169 180V178ZM176 177H177V175H176ZM176 177H173V178H176ZM182 177V178H181ZM190 177V176H189ZM220 177V176H219ZM218 177V178H219ZM245 177V176H244ZM250 177H251V175H250ZM261 177V176H260ZM38 178V177H37ZM39 178H40V176H39ZM58 178V177H57ZM61 178V177H60ZM60 178H58V179H60ZM88 178V177H87ZM87 178H85V179H87ZM116 178V177H115ZM138 178V177H137ZM136 178V179H137ZM160 178H162V177H160ZM166 178V177H165ZM178 178H176V179H178ZM194 178V176L191 178V180L189 179V178H186L187 180H189V183L187 182L186 184L187 185H190V186H188V187H193L192 185H195L196 187L197 186H199V187H202L201 185H198L197 183L198 182H200L199 181V179H195L196 181L198 180V182L196 183V181L195 180H193V183L194 184H191L190 183V181H192V179ZM196 178H200V180H201V178L203 179V174H202V176L200 177H196ZM206 178H207V176H206ZM206 178H204V181H205V179ZM221 178V177H220ZM229 178V180L228 179H226L227 181H229V182H227L226 180V184L227 183H229L230 184V182H231V179ZM242 178V177H241ZM248 178V177H247ZM246 178V179H247ZM252 178H254V184H256V182L258 183V178H256L257 180L255 181V177L253 176ZM261 178H264V177H261ZM41 179H38V181H36L37 183H40V181L39 180H41ZM56 179V178H55ZM54 179V180H55ZM63 179H65V178H63ZM63 179H61L62 181L60 182V180H58V184H59V182L62 184V185H65L64 183L65 182H67L66 181V179L65 180H63ZM74 179H76L77 181H78V179H77V177H75ZM85 179H83V180H85ZM145 179V178H144ZM154 179H155V177H154ZM184 179L185 178H183V181H184ZM222 179V178H221ZM234 179V180H235ZM244 179V178H243ZM79 180H80V178H79ZM91 180H93V178H91ZM95 180V182H97V180L96 179H94ZM93 180V181H94ZM139 180H141V178L139 179ZM161 179H159L158 181H160ZM166 180V179H165ZM172 180V179H171ZM234 180H233V185H234V183H236L237 182V184H239L238 182H240V181H235L234 182ZM248 180H249V178H248ZM263 180V179H262ZM64 181V182H63ZM73 181V180H72ZM72 181H68L69 183L70 182H72ZM76 181V182H77ZM82 181V180H81ZM80 181V182H81ZM93 181H91V185H92V182ZM113 181V182H114ZM122 181V180H121ZM132 181V180H131ZM131 181L130 182H128V183H130L131 184ZM134 181H135V178H134ZM134 181H132V182H134ZM154 181H156V180H154ZM163 181H164V179H163ZM174 181V180H173ZM182 181V180H181ZM195 181V182H194ZM207 182L209 181L210 182V179L209 180H206ZM206 181L203 183L204 184V186L206 187V185H208L209 184V182L207 183V184H205L206 183ZM247 181V180H246ZM252 181V180H251ZM250 181V182H251ZM53 182V181H52ZM55 182H56V184H52V185H56L57 186V180H55ZM63 182V183H62ZM68 182L66 183V184H68ZM76 182H74V183H76ZM83 182V181H82ZM85 182L86 181H84V184H85ZM90 182V181H89ZM145 183H146V181H144ZM176 182L178 183H180V181H179V179H178V181L176 180ZM176 182H173V183H169L170 184V188H174L175 187V185L177 184ZM201 182H203V181H201ZM201 182H200V184H201ZM216 182H217V179H216ZM220 182V181H219ZM223 182H224V180H223ZM245 182V181H244ZM43 183V182H42ZM73 183V184H74ZM87 183V182H86ZM116 183H117V185H116ZM122 183V182H121ZM144 183V184H145ZM167 183H168V181H167ZM174 183H176L175 185H174V187L172 186V184H174ZM182 183V182H181ZM180 183V184H181ZM183 183H185V182H183ZM196 183V184H195ZM213 183V180H212V182L209 184V186H208V188L206 187V190L207 189H209V187L211 186V184ZM248 183V182H247ZM259 183H261L260 182V180H259ZM264 183V182H263ZM41 184V183H40ZM47 184V186L48 185H51V184H49V182L48 183H46ZM46 184H42V185H39V186H42V189H43V187H44V185H46ZM61 184H59V186H57V188L60 190H62V191H64V190H66L67 191V188L69 187V185L70 184H68L66 187H64V189H62L61 188ZM77 184H78V182H77ZM82 184V183H81ZM81 184H80V186H81ZM84 184H83V186L82 187H79L82 191H80V189L78 190L79 191V193H80V196H82V192L84 191V193H85V190H84V188H86V185H85V187H84ZM88 185V189L90 190V191H88L89 193H91V194H94L95 195V193H96V190L95 189H93L92 190V188H94V185H93V187L91 188H89V186H91V185ZM124 184V183H123ZM130 184H128V185H130ZM135 184V183H134ZM153 184V183H152ZM168 184V185H169ZM215 184V183H214ZM214 184H212V186L214 185ZM218 184V186H219V183H217ZM222 184H224V183H222ZM228 184V185H229ZM254 184H253V186H254ZM133 185V184H132ZM146 185H149V184H146ZM145 185V186H146ZM151 185V184H150ZM155 185V183L153 184V186ZM161 185V184H160ZM178 185V184H177ZM182 185V184H181ZM180 185V186H181ZM225 185V184H224ZM232 185V183L230 184V186ZM232 185V188L234 187ZM241 185V186H240ZM240 188H239V186H238V188L240 189V192L242 193V185H245V184H242V181H241V183H240ZM247 185V184H246ZM251 185H252V183H251ZM250 185V186H251ZM264 184H262V186H263ZM56 186H54V188H52V190H54L55 189V187ZM77 186H79V185H75V187H76V189H78L77 188ZM119 186H121V184L119 185ZM126 186H125V188H126ZM163 186V185H162ZM179 185H178V187H180ZM258 186H260L259 184H258ZM46 187V186H45ZM53 187V186H52ZM70 187H72V183H71V185H70ZM74 187V186H73ZM72 187V188H73ZM84 187V188H83ZM130 187H132V186H130ZM129 187V188H130ZM136 188V186H133V188ZM156 187H158V186H156ZM169 187V186H168ZM168 187H166V188H168ZM182 187H184V189L187 187H185L184 185L182 186ZM182 187L180 188V189H182ZM246 187V186H245ZM245 187L243 188V189H245ZM256 187V186H255ZM261 187V186H260ZM56 188V189H57ZM66 188V189H65ZM96 188V187H95ZM108 188H110V190L108 189ZM124 188V187H123ZM124 188V189H125ZM147 188V187H146ZM146 188H144V189H146ZM198 188V187H197ZM218 189H219V187H217ZM231 188V189H232ZM235 188V187H234ZM249 188V187H248ZM258 188V187H257ZM71 189V188H70ZM121 189H122V186H121ZM121 189H117L116 191H118V190H121ZM137 189V188H136ZM152 189L153 190H156V188H154V187H152ZM151 189V190H152ZM165 189V188H164ZM175 189H177V187L175 188ZM183 189V191H185ZM187 189V188H186ZM189 189V188H188ZM194 189V188H193ZM200 189V188H199ZM211 189H212V187H211ZM213 189H215V188H213ZM220 189H221V187H220ZM224 189V188H223ZM231 189H230V191H229V193L231 194V198L233 199L234 197H232V195H234V196H238L237 195V193L238 194H240L239 192H235L234 194L233 193H231ZM255 189V188H254ZM254 189H252V190H254ZM262 189V188H261ZM60 190V191H61ZM68 190H69V188H68ZM73 190H75V189H73ZM72 190V191H73ZM108 190H109V192H108ZM130 191H131V189H129ZM133 190V189H132ZM138 190V189H137ZM137 190L135 191L134 190V193H136L137 192ZM150 190V192L152 193V194H154V195H156L155 193H153L152 191ZM167 190V189H166ZM201 190V189H200ZM205 190V192L204 193H206L207 195H205L206 196V198H208V196L209 195H211L210 194V192H207ZM235 190V189H234ZM246 190V189H245ZM248 190V189H247ZM250 190V189H249ZM251 190V191H252ZM257 190V189H256ZM264 190V189H263ZM262 190V191H263ZM56 191V193L58 194V195H61V193H63V192H60L59 191V193H58V190H55ZM65 191V192H66ZM70 192H71V194L72 195H74L73 193H76L77 192V194H78V191H76V192H74L73 191V193H72V191L71 190H69ZM86 191H87V188H86ZM92 191V192H91ZM106 191V192H105ZM116 191H114L115 193H116ZM122 191H124V193H125V191L126 190H123L122 189ZM122 191H120V193L121 194H119V196L120 195H123L124 193H122ZM140 191V190H139ZM143 191V190H142ZM162 191H163V189H162ZM168 191V190H167ZM180 191V190H179ZM194 191H196V192H198V189L197 190H194ZM201 191H203V187H202V190ZM200 191V192H201ZM209 191V190H208ZM212 192L214 191V190H211ZM216 191H217V189H216ZM215 191V192H216ZM219 191V190H218ZM224 191H226V190H224ZM224 191H222V192H224ZM227 191V192H228ZM233 191V190H232ZM237 191V190H236ZM250 191V192H251ZM53 192V194H54V196H56L55 195V192L54 191H52ZM64 192V193H65ZM109 193V197L106 195V193ZM119 192V191H118ZM148 191L146 190V193H147ZM159 192H160V190H159ZM166 192V191H165ZM169 192H173V189H172V191H168L167 192V194H169ZM181 192V191H180ZM179 192V194H181V193H183V192H181L180 193ZM186 192V191H185ZM184 192V193H185ZM188 192V191H187ZM187 192L185 193V194H187ZM199 192V193H200ZM214 192V193H215ZM221 192V191H220ZM246 192V191H245ZM250 192L249 193H247V194H250ZM253 192V191H252ZM257 192H258V190H257ZM63 193V194H64ZM67 193V192H66ZM83 193V195H85ZM101 193H98V195L99 194H101ZM126 193L128 194L129 192L128 191H126ZM131 193V192H130ZM151 193H150V195H151ZM158 193V192H157ZM198 193V194H199ZM213 193V194H214ZM219 193V192H218ZM225 193V195L224 196H226L227 194H226V192H224ZM254 193L255 192H253V195H254ZM259 193V192H258ZM261 193V192H260ZM46 194V193H45ZM68 194L70 195V193H67V196H68ZM77 194H75V196L77 195ZM91 194H86V196H88V198H89V195L90 196H92ZM126 194V196L125 197H129V195H127ZM138 194V193H137ZM142 194V193H141ZM145 194V193H144ZM148 194V193H147ZM158 194H160L161 195V192L160 193H158ZM162 194H164V193H162ZM197 194V193H196ZM203 194V193H202ZM213 194H212V196H213ZM220 194V193H219ZM218 194V195H219ZM262 194V193H261ZM65 195V194H64ZM71 195V196H72ZM93 195V197L95 198L96 197V195L94 196ZM132 195V194H131ZM134 195V194H133ZM132 195V196H133ZM136 195V194H135ZM143 195V194H142ZM160 195L158 196V195H156V196H158V197H160ZM165 195V194H164ZM170 196H171V194H169ZM176 195V194H175ZM201 195V194H200ZM199 195V196H200ZM217 195V193H215V196H218ZM251 195V194H250ZM249 195V196H250ZM41 198L43 197V198H45V199H43L44 201L42 202V206L46 203L45 201H46V199L47 200H49L48 198H50L51 196L50 195H48V194H46V196H47V198L46 197H44V195H39ZM49 196V197H48ZM61 196H63V195H61ZM66 196V195H65ZM68 196V198H66V197H58V196H56V197H58V200H59V198H63V199H67V200H65V201H67V202H69L71 199H69V198H78V197H75V196ZM77 196H79V195H77ZM86 196H85V198H86ZM100 196V197H101ZM115 196V195H114ZM139 197L141 196V195H138ZM137 196V197H138ZM146 196V197H145ZM151 196H153V195H151ZM168 196V195H167ZM170 196H169V199H170ZM172 196L173 197H175L174 195H173V193H172ZM171 196V197H172ZM179 196V195H178ZM178 196H176V197H178ZM184 196V195H183ZM183 196H182V198H183ZM203 196H204V194H203ZM212 196H210V197H212ZM220 196V195H219ZM240 196V195H239ZM239 196H238V199H239ZM244 196H246L247 197V195H245L244 194ZM258 197H260V194L259 195H257ZM263 196H264V191H263ZM55 197V201H56V198ZM92 197V199H94ZM99 197V196H98ZM98 197H96L95 199H94V201H96V199H98ZM144 199L145 200H147L146 198H147V195H144ZM154 197V196H153ZM164 197V196H163ZM172 197V198H173ZM175 197V198H176ZM180 197V196H179ZM201 197V196H200ZM199 197V198H200ZM209 197V198H210ZM241 198L240 199H242L243 198V196H240ZM262 197V196H261ZM39 198V197H38ZM52 198H54L53 196H52ZM82 199V198H84V196L83 197H79L78 198V200L79 199ZM88 198H87V200H88ZM116 200L118 201V199L120 198H118L117 199V193H116ZM133 198V197H132ZM135 198H136V196H135ZM131 199V201L132 200H136V199ZM157 198V197H156ZM161 198H162V196H161ZM175 198H173V199H175ZM182 198H180V200L182 199ZM196 198V197H195ZM214 198H216V197H214ZM221 198V197H220ZM222 198H223V196H222ZM221 198V199H222ZM230 198V197H229ZM263 198V197H262ZM69 199V200H68ZM81 199H80V201L78 202V200L77 201H75V199H74V201L76 202V204L78 203V205H79V203L81 202ZM151 199V198H150ZM150 199H148V201H147V203H145L144 201L145 200H143L142 202L145 204V206H142V207H146V206H150V205H146V204H148V203H151V201H150ZM152 199H154V198H152ZM160 199V198H159ZM178 199V198H177ZM184 199L185 198H183V200H181L182 202H183V204H182V202H181V206L179 205V203H180V200H179V202H176L175 204L176 205H178L177 207H179V208H181V209H183L184 210V207H185V204H186V202H184ZM212 199V198H211ZM217 199V198H216ZM244 199V198H243ZM254 199H256V198H254ZM52 200V199H51ZM89 200H91V198H89ZM101 200V199H100ZM120 200H122V199H120ZM118 201V203L120 202H122V201ZM127 200V199H126ZM126 200H124V202L126 201ZM155 200H158V199H155ZM161 200V199H160ZM165 200H167L166 201V204H167V202H168V198L167 199H165ZM206 200H208V201H211L210 203H211V205L209 206V205H207V203H205L207 206H209V207H211V209H209V207L207 208L205 205H204V203L202 204H200V205H203V206H205L206 208H205V212L203 213V214H205V215H202V213L201 212H203V211H201V212H198V210L196 211L197 213H201V215L202 216H206L207 214H208V209L209 210H211V211H214L215 212V214H216V218L217 219H219L220 217L219 216H217V212L214 210V209H216L217 208V204L220 206V208H221V211L222 212H226L225 210V208H227V207H229V205H227L226 207H224V208H222V206L223 205H221V204H219V202H218V200L219 199H217V201L215 200V199H212V200H210V199H206ZM216 201V202H218V203H215L214 201ZM224 200V199H223ZM226 200H227V198H226ZM235 200H237V198L235 199ZM234 199H233V201H231V204H232V202H234L235 201ZM249 200H250V198H249ZM262 200H264V199H262ZM262 200H260V201H262ZM38 201V200H37ZM40 201V200H39ZM41 201H42V199H41ZM50 201V200H49ZM82 201H85L84 199L82 200ZM93 201V200H92ZM107 201H109V200H107ZM107 201H105L106 202V204H107ZM131 201L129 200V202H130V204H131ZM150 201V202H149ZM170 201V200H169ZM171 201H173L172 199H171ZM175 201H176V199H175ZM185 201H186V199H185ZM197 201V200H196ZM198 201H199V199H198ZM204 202H205V200H203ZM220 201V200H219ZM222 201V200H221ZM242 203H244V201H242V200H240ZM247 201V200H246ZM253 201V200H252ZM260 201L258 202V203H260ZM51 202V205H54V207L55 208H57L56 206H55V204H53L54 202L53 201H50ZM98 202V201H97ZM102 202V201H101ZM110 202V205H111V203H116L117 204V202H114V200H113V202H111V201H109ZM128 201L127 202H125V203H129ZM132 202H134V201H132ZM140 204L142 203V202H140V201H138ZM155 202V201H154ZM154 202H153V204H154ZM163 202L165 203V201H164V199H163ZM200 202V201H199ZM198 202V203H199ZM228 202V201H227ZM237 202H238V200H237ZM241 202H239V203H237L238 204V207H241ZM249 202V201H248ZM254 202V201H253ZM37 202L35 201V204H36ZM39 203V202H38ZM37 203V204H38ZM48 203V202H47ZM46 203V204H47ZM62 203H63V201H62ZM61 203V204H62ZM84 203V205H87V203H88V201L86 202H83ZM83 203L80 205V210L81 209H83V210H85V209H90V208H92L91 206H89V208L88 207H86L85 208V206L83 205ZM86 203V204H85ZM99 203H100V201H99ZM98 203V204H99ZM123 203V202H122ZM135 204H136V201L134 202ZM160 203V202H159ZM170 203V202H169ZM209 203V204H210ZM221 203H225V201L224 202H221ZM236 203V202H235ZM246 203V202H245ZM20 204V203H19ZM18 203H15V205H19ZM25 204V203H24ZM23 204V205H24ZM29 204V203H28ZM28 204L26 205H24V206H28ZM35 204H30L32 207H33V205L35 206ZM46 204H45V206H46ZM50 203H48V205H49ZM57 204V203H56ZM59 204V203H58ZM72 204V203H71ZM73 204H75V203H73ZM75 204V205H76ZM94 204V203H93ZM96 204V203H95ZM95 204L93 205V206H95ZM130 204H128V205H130ZM155 204H156V207H158V203L157 202H155ZM162 203H160V205H161ZM165 204V205H166ZM175 204H172L171 203V205H173V209H174V205ZM196 204V203H195ZM212 204H216V206H214V207H212L213 205ZM22 205V204H21ZM21 205L19 206L20 208H21ZM39 205V204H38ZM47 205V206H48ZM64 205H66V202H64ZM75 205H70L69 204V208L68 207H65L66 209L68 208L69 210H71V208L72 209H74L73 210V212H75V209H78V211H80L79 210V208H77L78 207V205H77V207L75 206ZM82 205L84 206L83 208H82ZM89 205V204H88ZM87 205V206H88ZM101 205V204H100ZM100 205L98 206V207H100ZM120 205V204H119ZM118 204L117 205H113V207L114 208H117L118 209V213L120 212V215L121 214H125V213H121L122 211V209L124 210V203H123V208H120V207H118L119 206ZM138 205V204H137ZM143 205V204H142ZM170 205V206H171ZM190 205V204H189ZM236 205V204H235ZM234 205V206H235ZM259 205V204H258ZM262 205H263V203H262ZM261 205V206H262ZM37 206V205H36ZM41 206V205H40ZM40 206H38V210L42 207H40ZM72 206V207H71ZM76 208H75V207ZM126 206H127V204H126ZM125 206V207H126ZM135 206V205H134ZM155 205H152L151 206V208L152 207H154ZM162 207H158L159 209H162L163 208V204L161 205ZM168 204H167V207L166 208H168ZM170 206H169V210H170ZM184 206V207H183ZM191 206H192V204H191ZM232 206H233V204H232ZM237 206V205H236ZM235 206V207H236ZM243 206H246V205H243ZM248 206V205H247ZM256 206H257V204H256ZM17 207V208H16ZM15 207V209H18V210H20V208H18V206H16ZM28 207H30V206H28ZM52 207V206H51ZM50 207V208H51ZM53 207V208H54ZM62 207L63 206H61V209H62ZM63 207V208H64ZM96 207H97V205H96ZM96 207H95V209H96ZM108 207H110L109 205L108 206H106L105 208H104V206H103V208H104V211H105V209L106 208H108ZM113 207H110V209L112 210L113 209ZM130 207H131V205H130ZM141 207V206H140ZM176 207V206H175ZM202 207V206H201ZM234 207V208H235ZM238 207H237V209H238ZM249 207V206H248ZM251 207V206H250ZM258 207V206H257ZM36 207H34V209H35ZM58 208H60V207H58ZM57 208V209H58ZM64 208V209H65ZM94 208V207H93ZM102 208V209H103ZM119 208H120V211H119ZM126 208H128V206L126 207ZM135 208H139V207H134V209ZM148 208V207H147ZM155 208V207H154ZM166 208H165V206H164V208L162 209V210H166ZM179 208H178V210H179ZM187 208V207H186ZM185 208V209H186ZM188 208H190L189 206H188ZM188 208L186 209V211L188 210ZM192 209H194V207H191ZM198 208V207H197ZM204 208V207H203ZM213 208V209H212ZM232 208V207H231ZM231 208L229 207L228 208V210L230 209L231 210ZM234 208H233V210H234ZM254 208V210L255 209H261V211H262V207H260V208H255V207H253ZM24 209H25V207H24ZM32 210L31 209V207L30 208H27V211L28 210ZM33 209V210H34ZM56 209V210H57ZM60 209V210H61ZM67 209V210H68ZM94 209V210H95ZM98 209V208H97ZM97 209H96V211H97ZM102 209H98V212H96V211H94V212H96L97 214H99L100 212H99V210L102 212L103 210ZM110 209H106V213L104 212V214H107V216L106 215H104L103 213H101V215H103V216H101L100 218H99V220L101 221V219H102V221L100 222L99 220H98V216L96 217L97 218V220H98V222L95 220V216H94V220L92 219V214L90 215V212H89V215L87 214V212H86V216L88 215V218H89V216H91L89 219H92V221L90 220V222H92L93 223V225H94V221L96 222V223H98L97 225H99V226H97L96 224H95V227L97 228H95L94 226H92V230H90L91 232H89V233H91L90 235L92 236H88V237H86L87 239H83V241H81V243H79L78 244V246H77V248L75 247V245H74V247L72 248L73 249V252L74 253H72V251H71V253H72V255L73 254H75V251L74 250H76V249H78L79 248V246H80V248H81V252H80V254H81V257H80V260H79V258H78V260L77 261H81V260H83V259H86L87 257H89V258H91V259H93V261H95V263L94 264H126L125 263V260L124 259H128V261L130 260L129 259V257L132 255V256H134V259L135 260H137L140 256L142 257V258H144V259H141V257L139 258V259H141V260H146L147 259V261L149 260V261H151L152 262V260L154 259V257L153 258H151L150 257V259H148L149 257H148V254L147 253H149L150 254V252H149V250L147 249V246H148V248L153 244V246H151V248L152 247H154V248H152V250H151V252L153 251V249H154V251L156 252V253H159V255H160V252L159 251H157V249L155 248L156 246V244L159 242V239L157 238V236H159V237H161V236H164V235H162V234H164L163 232H168L169 231V228H171L170 229V231L172 230V228H173V225L171 224V225H169V228H168V222H169V220H176L177 218H178V216H174V218H173V216H172V213H174L173 211H172V213H170L171 214V218H173V219H166V220H163L164 218V215H168V217H170L169 216V214L168 213H166L165 214V212H167V211H165L164 212V215H162L163 217H159V216H157L156 217V215H161V213H163V212H161V210H157V208L155 209V210H157L158 211V214H156V213H154V214H156V215H154L153 214V216H155L156 217V220H157V218H159L158 220H160V221H162V222H164V221H166V227H164V228H166V229H161V230H159L160 231V234H161V236L160 235H158L159 234V231H158V229H154V231H152V230H150V227L148 228L149 229V231L151 232V234H152V232H154V233H157L158 232V234H156V235H154V237L156 236V242H157V240H158V242L157 243H155L154 241V239L155 238H153L152 239V241L150 240V239H148L147 241H149L150 240V242H153L152 244L149 242H146V240H144L143 242H144V244L143 245H141V247H140V249L142 250H140V252L139 251H137V252H139V254H137V252H135L136 250H134L133 251V249H131L132 247H129L130 249H131V251H133L134 252V255L133 254H130L128 251V249H127V251H125V252H122V251H120L121 249H124L125 250V248H124V246H126V245H128V243L127 242H129V246H131V244L133 245V239L130 237V236H128V235H131V233H133L132 232V230H131V233L128 231V234H127V231H126V233L125 232H123L122 231V225H121V222H120V226H122V227H118V228H121V229H119V230H116V227H115V229L114 228H111V226H114L115 224H117L116 222H118L119 220L120 221H122V219L123 218H121L120 219V217L118 218V217H116V216H118L117 214L118 213H116V211H115V209H113L112 210V212H110L111 210ZM129 209V208H128ZM131 209H133V208H131ZM142 209H144V208H142ZM150 209V208H149ZM199 209V208H198ZM222 209H225V210H222ZM22 210H23V208H21V211H20V213L21 214H18V216H14L13 218H12V220L14 219V218H16V221H15V219L13 220L14 222H15V228H18L16 225L20 222V220L21 221H23L22 220V218H23V216H25L26 214H24V215H22ZM32 210V211H33ZM45 210H47V209H45ZM55 210V211H56ZM59 210V211H60ZM68 210V213L70 214V213H72V212H70ZM107 210H110V211H108L107 212ZM136 210V209H135ZM138 210V209H137ZM152 210V209H151ZM168 210V211H169ZM178 210H176L175 211V213L177 214L178 212ZM200 210H202V209H200ZM199 210V211H200ZM232 210V211H233ZM238 210H240V208L238 209ZM243 210H244V207H243V209L242 210H240V211H242L243 212ZM259 210H256V212L258 211V212H261V211H259ZM264 210V209H263ZM14 211V210H13ZM17 211V210H16ZM30 212V214L31 213H33V212ZM35 211H36V209H35ZM42 210H40L39 212H37V214H36V218L38 217V216H40L39 215V213L41 212ZM43 211H44V209H43ZM42 211V212H43ZM51 211V210H50ZM58 211V210H57ZM56 211V212H57ZM62 211H63V213H64V215H65V211L62 209ZM77 211V210H76ZM78 211H77V213H76V215H78ZM113 211H115V212H113ZM126 211V210H125ZM129 211H130V209H129ZM147 211V209L145 210V212ZM150 211V210H149ZM153 212H154V210H152ZM156 211V212H157ZM195 211V210H194ZM217 211H219L220 212V209H218L217 208ZM230 212V211H228L227 213H228V215L230 214V213H232L229 217H231V218H234V216H233V214H235L236 215V213H235V211H234V213L233 212ZM25 213H26V211H24ZM41 212V213H42ZM52 212V211H51ZM54 212V211H53ZM56 212H54L55 214H56ZM67 212V211H66ZM85 212V211H84ZM131 212V211H130ZM141 212H142V210H141ZM145 212H144V214H145ZM148 212V211H147ZM159 212H161V213H159ZM189 212H191V211H189ZM189 212L187 213V212H185L184 214H186L187 213V216L189 217L190 216V214H189ZM218 212V213H219ZM237 212V211H236ZM241 212V214H240V212H238L240 215H242L243 213ZM250 212H251V209H250ZM252 212H253V209H252ZM251 212V213H252ZM12 213V212H11ZM13 213H15V212H13ZM12 213V214H13ZM81 213H82V210H81ZM81 213H79V216H83V214H81ZM135 213V212H134ZM137 213V212H136ZM135 213V214H136ZM138 213H140V211L138 212ZM143 213V212H142ZM142 213H140V214H137V217H139ZM182 214H183V212H181ZM207 213V214H206ZM237 213V214H238ZM9 214V213H8ZM7 214V215H8ZM27 214H28V212H27ZM58 214V213H57ZM61 214V213H60ZM75 214V213H74ZM97 214H95V215H97ZM114 214V215H113ZM126 214L128 215V213L126 212ZM132 214H133V212H132ZM134 214V215H135ZM180 214V213H179ZM182 214H180L179 216H180V220H182L183 221V223L185 222L183 219V217H184V215L182 216V218L183 219H181V215ZM189 214V215H188ZM220 214V213H219ZM244 214H245V216L247 217V215H246V213H245V211H244ZM255 214V213H254ZM2 215V214H1ZM5 215V217H6V214H4ZM4 215H2V216H4ZM20 215H22V216H20ZM64 215H62L61 214V216H64ZM71 215V214H70ZM100 215V214H99ZM146 215H147V213H146ZM149 215V214H148ZM148 215L146 216V217H148ZM193 215V217H189L190 219H192V218H194V216H195V218L197 217L196 216V213H195V215L194 214H192ZM191 215V216H192ZM225 215H227V214H225ZM248 215H249V213H248ZM251 215V214H250ZM256 215H257V213H256ZM259 215H261V214H259ZM1 216V217H2ZM11 216V215H10ZM29 216V218H33L34 217V215L33 216H31V215H27L26 216V219H25V221L26 220H29L27 217ZM57 215H55L54 217H56ZM60 216V215H59ZM60 216V217H61ZM68 216L69 215H67V219H68ZM72 216H74L72 219H76V218H79L80 219V217L79 216H77V217H75V215H72ZM72 216H69V217H72ZM81 216V218L83 219V217ZM85 216V217H86ZM112 217V219L113 220H115V221H113L112 219H111V217ZM125 216V218H127L126 217V215H123V217ZM130 220H131V213H130ZM143 216V215H142ZM150 216H151V214H150ZM200 216V215H199ZM213 216H214V214H213ZM245 216H243V218L245 217ZM258 216V215H257ZM257 216H255V217H257ZM262 216L264 217V214H262ZM262 216H260V217H262ZM0 217V218H1ZM18 217V218H17ZM43 217V214H42V216H41V218ZM64 217H66V216H64ZM64 217H62V218H64ZM85 217H84V219H85ZM106 217H107V219H106ZM110 217V218H109ZM116 217V218H115ZM122 217V216H121ZM141 217V216H140ZM144 217V216H143ZM167 217V216H166ZM187 217V218H188ZM214 217V218H215ZM236 218L234 219V220H238L237 219V216H235ZM239 218H240V216H238ZM253 217H254V215H253ZM259 217V216H258ZM262 217V219H259L260 221L262 220V222L264 223V218ZM6 218H8V221L6 220V222H4V221H2L3 219H1V224H2V222L3 223H5L6 225H8L9 223H10V221L9 220H11V218L10 217H6ZM10 218V219H9ZM62 218H61V220H62ZM104 218H105V220L107 221V224H105L106 223V221H104ZM134 218H135V216H134ZM186 218V217H185ZM208 220H209V218H208V216L206 217ZM206 218H204V219H206ZM215 218V219H216ZM225 218V217H224ZM20 219V220H19ZM37 219H39V218H37ZM54 219H56V218H54ZM66 218H64V220H65ZM72 219H71V221H72ZM74 219V220H75ZM87 219V218H86ZM86 219H85V222L87 223V221H86ZM110 219V220H109ZM118 219V220H117ZM137 219V218H136ZM144 219H145V217H144ZM143 219V220H144ZM154 219V218H153ZM203 218H200L199 220H204ZM211 219H213V218H211ZM211 219H210V221H211ZM226 220H227V218H225ZM242 219V218H241ZM251 219H253V218H251ZM5 220V219H4ZM39 220H42V219H39ZM45 220H47L46 218H45ZM44 219H43V221H45ZM53 220V219H52ZM59 220H60V218H59ZM60 220V221H61ZM69 220V219H68ZM68 220H65L66 222L68 221ZM88 220V219H87ZM125 219H123V221H124ZM127 220H129V218L127 219ZM127 220L126 221H124V222H127ZM129 220V221H130ZM138 220H139V218H138ZM141 220H142V218L140 219V222H141ZM148 220V219H147ZM156 220H152L153 221V225L155 226L156 225V227H157V224H163L164 226H165V224L164 223H161L160 221H157L156 223H155V221ZM187 220V219H186ZM189 220V219H188ZM197 220V225L195 224V227H200V230L202 231V229L201 228H203L202 226H204V225H201L200 224V226H198L199 224V222H198V219H196ZM207 220V221H208ZM233 220V219H232ZM244 220V219H243ZM249 220V219H248ZM17 221H19V222H17ZM24 221V222H25ZM33 221V220H32ZM50 221V220H49ZM54 221V220H53ZM59 221V222H60ZM63 221V220H62ZM62 221L60 222V223H62ZM77 221V219L74 221V223ZM79 222H80V220H78ZM136 221V220H135ZM134 221V222H135ZM178 219L176 220V224L178 225V223H179V225H178V227L180 226V221H178ZM192 221V220H191ZM191 221H188L190 224H192L191 223ZM206 221V220H205ZM206 221V224L208 223ZM209 221V223H213L212 221L210 222ZM216 221H218V222H221L222 224H223V222L222 221H224L223 220V218H222V220H216ZM227 221H229V220H227ZM226 221V222H227ZM239 221V220H238ZM238 221H237V223H235L236 225H234V226H232L231 228H232V231L233 230H236V228H234L233 229V227H235V226H240V225H242V227L240 226L239 227V229H242L243 227L245 228V227H247V229H245L246 231L244 232L245 234H253L252 236H255V237H252V239H254L253 241H251V239L249 240V241H251V242H253V244L252 243H250L251 245H253V246H251L250 244H249V241H248V239H246V241H248V243L247 244H249L253 249H250L251 247H249L248 246V248L250 249V250H252L251 252H248L249 250H246L247 248V246L246 247H244L245 245H241L243 248H241L240 247V244H239V242H241V244H243L242 243V240L244 239L243 238V236L245 235H243L242 234V238L243 239H239V238H241V237H239L238 238V234H237V236H236V234H234L233 235V233H236V231L235 232H233L232 233V231L230 230V228H229V233H227V231L226 230H224L223 231V229H220V231L223 233L222 234V236H224L225 235V231H226V234H229L228 236H230L231 234L233 235V236H231V237H229V239L230 238H234V237H237L236 239H234L233 241H235L236 240V242L239 244V246L236 248V250H238V248L240 247L241 249H240V251L242 250V252L241 253H243V250L245 249L246 251H247V253L248 254H246V253H244L245 255H243L244 257H246V255H251L250 256V258H252V255H254L255 253H256V255H254V257L255 258H257L258 257V259H261L262 257H260V256H264V252L262 251V253H261V250L262 249H264V247H263V245H261L262 246V248L261 249H259V246H260V244L262 243H264V239H262V238H264L263 236V232L262 231H260L261 233H260V235H258L259 234V229L257 228V227H254V225H253V223L251 222L252 220H250V222L252 223L251 224V227H252V229H251V227L248 229V227L250 226V223H248V225L246 224L247 222L246 221H243V223L241 222L242 220H240L239 221V223H238ZM256 221H257V223H261L260 221H258V219H256ZM9 222V223H8ZM13 222V223H14ZM16 222H17V224H16ZM36 222H38V221H36ZM42 222V221H41ZM40 222V223H41ZM52 222V221H51ZM79 222H76V225L78 224L79 225ZM81 222L83 223V220H81ZM104 222V223H103ZM110 222V223H109ZM132 222H133V218H132ZM137 222V221H136ZM140 222H139V224L138 223H136V224H138L139 226L141 225L140 224ZM142 222H144V221H142ZM141 222V223H142ZM145 222H146V220H145ZM172 222V221H171ZM171 222H169V224L171 223ZM174 222V221H173ZM172 222V223H173ZM188 222H186V223H188ZM204 222V221H203ZM254 223H255V220L253 221ZM27 223V222H26ZM24 224V226L26 225L27 226V224ZM29 223L31 224V222L29 221ZM29 223H28V225H29ZM44 223H46L45 225L47 226V223H48V221H46V222H44ZM44 223H42V225L44 224ZM70 223V222H69ZM92 223H91V225H92ZM100 223L102 224V226H103V228H105V227H107V229H113V231L112 232H110L109 234H107V235H105V234H103L102 233V229H100V228H102V226L100 225ZM128 223V222H127ZM129 223H131V222H129ZM152 223V222H151ZM155 223V224H154ZM228 223V222H227ZM262 223V224H263ZM11 224H12V222H11ZM11 224H9V225H11ZM38 224V223H37ZM36 224V225H37ZM63 225H61V227H59V228H62L66 223L64 222V223H62ZM67 224H68V222H67ZM72 224H73V222H72ZM88 224H89V222H88ZM87 224V225H88ZM134 224V223H133ZM148 224V223H147ZM150 224V223H149ZM149 224H148V226H149ZM174 224V223H173ZM185 224V223H184ZM183 224V225H184ZM194 224V223H193ZM226 224V223H225ZM230 224V223H229ZM233 223H231L230 225H232ZM247 226H246V225ZM3 225V227H5L4 226V224H2ZM19 225V228H20V226H21V228H22V230H23V228L24 227H22V222H21V225H20V223L18 224ZM33 225V224H32ZM40 225V224H39ZM41 225V226H42ZM53 225V224H52ZM60 224H58V225H55V226H59ZM73 225H75V224H73ZM83 225V224H82ZM86 225V226H87ZM110 225V226H109ZM130 225V224H129ZM128 225V226H129ZM135 225V224H134ZM133 225V226H134ZM151 225V224H150ZM175 225V224H174ZM181 225H182V223H181ZM188 224H186V227H188V226H193V225H188ZM228 225V224H227ZM230 225H228V227L230 226ZM245 225V226H244ZM261 225V224H260ZM34 226V225H33ZM54 226V225H53ZM52 226V228H54ZM68 226H69V224H68ZM86 226H84V227H86ZM101 226V227H100ZM116 226V225H115ZM119 226V225H118ZM142 226H144V225H142ZM154 226H153V228H154ZM160 226V225H159ZM212 226H214V225H212ZM218 226V225H217ZM217 226H216V228H217ZM259 226V225H258ZM261 226H263V225H261ZM2 227V228H3ZM10 227V226H9ZM29 227V226H28ZM28 227H26V228H28ZM48 227V226H47ZM47 227H44L43 229H47ZM49 227H51V225H49ZM48 227V228H49ZM65 227H67V226H65ZM69 227H71V228H73L71 225L69 226ZM69 227L68 228H66V229H63L62 228V230H65L64 232L63 231H61V233L63 232V233H65L66 234V231L69 229ZM77 227V226H76ZM93 227L95 228V230L93 229ZM110 227V228H109ZM138 227V226H137ZM146 227V226H145ZM177 229H178V227L177 226H175ZM174 227V228H175ZM183 226H181L180 227V229H178L179 231L181 230V229H183L182 228ZM226 227V226H225ZM8 228V226H6V229ZM11 228V229H10ZM10 228H8V229H10V230H12V232L13 233H15L16 232V230L17 229H15V230H13L14 228H13V225H11V227ZM20 228V229H21ZM32 227H30V229H31ZM39 228H42V227H39ZM56 228L57 227H55L54 229H53V231L55 230L56 231ZM58 228V229H59ZM70 228V229H71ZM91 229V227H90V225L87 227V229ZM124 228H126V227H123V229ZM127 228H129V227H127ZM136 228V227H135ZM134 228V229H135ZM144 228V227H143ZM147 228V227H146ZM163 228V227H162ZM189 228V227H188ZM188 228H186L187 229V231H190V230H188ZM192 228H194V226L192 227ZM205 228V227H204ZM216 228L214 227V229L216 230ZM222 228H224V227H222ZM243 228V229H244ZM254 228H257L256 230L254 229ZM0 229H1V225H0ZM4 229V231L6 232V230H5V228H3ZM7 229V231L9 232V236L10 235H14V234H10V231ZM58 229H57V233H60V231H58ZM86 229V230H87ZM99 229V230H98ZM133 229V228H132ZM141 229H142V227H141ZM152 229V228H151ZM168 229V231H164V230H167ZM177 229H174V230H176L177 231ZM207 229V228H206ZM210 229V228H209ZM208 229V230H209ZM211 229H213V228H211ZM211 229H210V232H211ZM239 229H237L238 230V233H239ZM242 229V230H243ZM253 230V233L251 232V230ZM27 230V229H26ZM35 230H37L36 228H35ZM34 230V231H35ZM41 230V229H40ZM48 230V232H50L51 231V228L50 229H47ZM47 230H45V232L47 231ZM60 230V229H59ZM73 231H74V228L72 229ZM71 230V231H72ZM116 230V231H115ZM129 230H130V228H129ZM147 230V229H146ZM145 230V231H146ZM173 230V231H174ZM184 230H185V228H184ZM205 230V229H204ZM214 230V231H215ZM228 230V229H227ZM248 230V231H247ZM260 230H261V228H260ZM1 231V234H0V238L2 237V229L0 230ZM24 231V230H23ZM75 231H77V230H75ZM95 231L97 232L98 231V233L100 232V235H101V237L98 235V236H95ZM118 231V232H117ZM135 231H136V229H135ZM145 231H144V233H145ZM155 231H157V232H155ZM168 232V233H171V232ZM172 231V233H174ZM175 231V232H176ZM186 231V232H187ZM196 231H198V228L196 229ZM218 231V230H217ZM258 231V232H257ZM4 232V233H5ZM7 232V233H8ZM20 232V231H19ZM36 232H39V233H35V235L36 234H38V236L40 237L41 236V234H40V231H36ZM42 233L44 232V231H41ZM48 232H46V234L48 233ZM56 232H54L55 234H57ZM93 232H94V235H93ZM142 232V231H141ZM146 232H148V231H146ZM162 232V233H161ZM181 232H184L183 230H181ZM194 232V230L193 229H191V234ZM205 232H208V231H206L205 230ZM219 232V231H218ZM231 232V233H230ZM258 234H257V233ZM3 233V235H4V238H3V240L5 239V236H7V238H9L10 239V237L7 235V234H4ZM17 233V235H19L20 233H18V232H16ZM15 233V234H16ZM28 233H29V228H28ZM27 233V234H28ZM51 233V232H50ZM63 233L62 234H58V236L59 235H61V236H63ZM70 233V232H69ZM72 233V232H71ZM74 233V232H73ZM79 233V232H78ZM78 233H75V235L74 236H76ZM88 233V232H87ZM88 233V234H89ZM130 233V234H129ZM137 233V232H136ZM135 233V234H136ZM140 233V232H139ZM138 233V234H139ZM149 233V232H148ZM168 233L167 234H165V236H167L168 235ZM190 233V232H189ZM196 233L197 232H194V236H193V238H192V236H190L189 234L188 235H186V237L187 236H190L193 240L195 239V237L196 238H198L199 240H202L203 238V236H201L200 234H202L203 233V231H202V233H197V234H199L201 237H198L199 235H197V236H195L196 235ZM216 233V232H215ZM23 234V233H22ZM22 234H20V235H22ZM40 234V235H39ZM45 234V233H44ZM52 234V233H51ZM67 234H68V231H67ZM103 234V235H102ZM127 234V235H126ZM137 234V235H138ZM143 234V233H142ZM141 234V235H142ZM147 234V233H146ZM175 234V233H174ZM187 234V233H186ZM207 234V233H206ZM211 234H212V232L209 234L208 233V237L207 236H205L204 237V239L207 237V239L205 240V241H207V240H210L211 238H210V236H211ZM214 234V233H213ZM16 235V236H17ZM29 236L28 237H30L31 238V235L30 234H28ZM34 235V234H33ZM50 235V234H49ZM53 235V234H52ZM80 235V234H79ZM79 235L77 236L78 237V239L79 240H81L80 239V237H79ZM133 235V234H132ZM149 235V234H148ZM148 235H147V237H148ZM153 235V234H152ZM173 235V234H172ZM172 235L170 234V235H168L167 237H169V240L168 241H170V238L172 237ZM203 235V234H202ZM239 235H241V233H239ZM25 236V235H24ZM37 236V237H38ZM45 236V235H44ZM54 236H57V235H54ZM54 236L52 237L53 239H56V238H54ZM61 236H60V238H61ZM65 236V235H64ZM63 236V238H65ZM136 236V235H135ZM139 236V235H138ZM137 236V237H138ZM151 236V235H150ZM185 235H183V238L184 239H182L181 241H183V240H185L186 242L188 241V238L189 237H184ZM216 238H218V235H217V233H216ZM228 236L226 237V238H228ZM260 236H261V239L263 240H261V241H259V238H260ZM13 237H15V236H13ZM19 236H17V238H18ZM23 237V235L21 236V238ZM33 237V236H32ZM42 238H43V236H41ZM47 237V236H46ZM45 237V240L48 238H46ZM72 237V236H71ZM129 237V238H128ZM139 237H141V236H139ZM138 237V238H139ZM167 237H164L165 239L167 238ZM213 237H214V235H213ZM16 238V239H17ZM24 238H26V237H24ZM59 238V237H58ZM63 238H61L62 239V241L63 240H65V242H66V239H67V237L65 238V239H63ZM145 239H146V237H144ZM164 238H162L163 239V242H162V239H161V241H160V243H161V245L163 246V245H165L164 243H165V241H164ZM191 238H190V241L189 242H192V246H194L193 245V241H191ZM201 238V239H200ZM215 238V237H214ZM214 238H213V240H214ZM220 239L218 240V241H225V239L226 238H224V237H219ZM221 238H224L223 240L221 239ZM255 238H257V239H255ZM27 239V238H26ZM33 241L32 242H34V244H35V242H37V240H40V239H38V238H36V240H35V237H33ZM44 239V238H43ZM50 239V238H49ZM53 239H51L50 240V242H49V240L47 239L46 241H48V243H42V244H44V245H40V247L39 246H37V247H39V248H42V249H39V250H37L38 252H42V254L43 253H50V251H51V253H50V255L54 252V250H55V253H56V248H55V244L58 242V240L56 241V243L54 244V247H53V249L52 248H50L51 250H49L48 252L47 251H45V249L47 250L48 248L46 247L47 245H50L49 247H51L53 244L52 243H54L55 242V240H53ZM69 239V238H68ZM72 240L74 239V238H71ZM197 239V240H198ZM1 240V239H0ZM3 240H2V242H0L1 244L3 243V245H5L4 243H6V241L4 240V242H3ZM7 240V239H6ZM15 239L14 238H12V241H14ZM72 240H71V242H72ZM75 240V239H74ZM140 240V239H139ZM154 240V241H153ZM167 240V239H166ZM172 240L174 241L175 240V237L174 238H172ZM198 240V241H199ZM215 240H217V239H215ZM227 240V239H226ZM245 240V239H244ZM243 240V241H244ZM9 241V240H8ZM11 241V240H10ZM23 241H25V243H27V241L26 240H23ZM51 241H52V243H51ZM54 241V242H53ZM62 241H60L61 242V244H62ZM76 242H74V244L76 243L77 244V240H75ZM141 242H142V240H140ZM167 241V242H168ZM172 241V243H173V245L171 244V241L169 242L170 243V245H168V246H163V250L161 251V252H166V253H169L168 251H169V248H172V253L174 252L173 251V249H175V247H177V245L175 244V242L176 241H174L173 242ZM180 241V242H181ZM185 241H183L186 245H187V243L185 242ZM196 241V240H195ZM198 241H196V244H199V243H197ZM202 241H204V240H202ZM202 241H200L201 243H202V245H196L195 247H194V249L193 250H195L196 251V249H197V251H198V246L200 247V249L203 251V249H207V247H204V246H206V245H204V243L205 242H202ZM218 241H217V243H218ZM229 241V240H228ZM230 241H232V240H230ZM227 242V244L225 243V242H222L224 245L226 244L227 245V250L226 249H224L225 248V246H222V250H220V249H218L220 252H221V255H222V257H220V256H213V254H212V256H211V254H209L210 252L208 251V255L207 256H211L210 257V259H208L207 258V260H205L204 258H206L207 256H204V258H200V257H203V255H201L200 257H199V260L201 261H205V264H207V261L208 260H211V259H213L211 262H213V264H216V263H218L219 264V261H221L220 262V264H229L231 261L233 262V263H230V264H241V261L240 262H238L237 261V257H239L240 255H237L238 254V251H235V250H233V251H235V254H236V252H237V256L233 253V252H230L231 250L228 248L229 246H228V243L230 244L231 242ZM239 241V242H238ZM246 241H244V243L246 242ZM254 241H255V243H254ZM258 241H259V243L260 244H257L258 243ZM21 242V241H20ZM38 242H40V241H38ZM43 242H45L44 240H43ZM65 242H63V244H65ZM68 242V241H67ZM70 241L68 242V245H69V243H71ZM133 242V243H132ZM137 242H139V241H137ZM142 242V243H143ZM167 242H166V245H167ZM182 242V243H183ZM210 242V241H209ZM214 243H215V241H213ZM236 242H233L235 245L237 244ZM9 243V242H8ZM15 243V242H14ZM14 243H13V245H14ZM23 243V242H22ZM52 245H51V244ZM59 243V242H58ZM131 243V244H130ZM136 243V242H135ZM177 243V242H176ZM212 243V242H211ZM221 243V244H222ZM232 243V244H233ZM10 244V243H9ZM18 247L21 249V247H23L22 246V244L20 243V246H19V241H18ZM16 244V245H17ZM30 244V243H29ZM29 244L27 245L28 247L27 248H29ZM40 244V243H39ZM61 244H57L56 246H57V248L59 249L60 248V245ZM137 244V243H136ZM151 244V245H150ZM179 244H181V243H179ZM179 244H178V247H179ZM185 244H184V246L182 245V247H185L184 248V250L185 249H190L189 247L190 246H188L190 243H188V245L187 246H185ZM205 244H207V246H208V241L205 243ZM210 244V243H209ZM216 244V243H215ZM214 244V245H215ZM221 244L219 245L220 247H221ZM231 244V245H232ZM233 244V245H234ZM237 244V245H238ZM246 244V243H245ZM257 244V245H256ZM11 245V244H10ZM16 245H14L13 247H10L9 245H5L6 247V251H8V249L10 250V248H12L11 249V251H8L7 253H8V255L9 254H11L12 253V251L14 250V248H15V246ZM24 245V244H23ZM38 245V244H37ZM67 245V246H68ZM122 245H123V247H122ZM172 245V246H171ZM191 245V244H190ZM204 245V246H203ZM233 245H232V247H233ZM234 245V246H235ZM236 245V246H237ZM7 246H8V248H7ZM34 245H32V246H30V249L33 247ZM43 246V247H42ZM122 247V248H120V249H116V247ZM134 246H135V244H134ZM146 246V247H145ZM157 246H158V244H157ZM161 246V247H162ZM171 246V247H170ZM175 246V247H174ZM201 246H203L204 248H202ZM216 246V245H215ZM255 246H257V247H255ZM17 247V246H16ZM34 247H36V245L34 246ZM63 247V246H62ZM71 247V246H70ZM70 247L69 248H67V250L68 249H70ZM127 247V246H126ZM144 247V248H143ZM160 247V246H159ZM165 247H167L166 249L167 250H165L164 248ZM187 247V248H186ZM212 247V246H211ZM220 247H217V248H220ZM5 248H4V250H5ZM18 248V250L21 252V250H22V252H24V247L20 250ZM27 248H25V249H27ZM44 248V249H43ZM79 248V249H80ZM134 248V247H133ZM150 248V249H151ZM181 248V245H180V247H179V249ZM193 248V247H192ZM209 248V247H208ZM234 248V249H235ZM255 248H257V250H255V251H259V253L261 254L260 256L258 255L259 253L258 252H255V253H253L254 252V249ZM0 249L2 250L3 249V246H0ZM33 249V248H32ZM29 250V251H33L34 252V250L36 249H33V250ZM57 249V252H61V249H59L58 250ZM118 251H116V250ZM135 249V248H134ZM143 249H144V251H143ZM145 249H147V250H145ZM156 249V250H155ZM188 249L186 250V251H188ZM199 249V250H200ZM205 249V251H207ZM4 250H2V252L4 251ZM17 250V248H16V251H14V253L16 252V253H18L19 251ZM52 250H53V252H52ZM65 250H66V246H65ZM65 250H63L62 249V253H60V255L62 254V255H64V257H63V259L65 260V259H67V258H65V257H67V255H69V251L70 250H68V254L65 256V252H67V251H65ZM171 250V249H170ZM180 250H183V248H181ZM191 250V249H190ZM209 250V249H208ZM18 251V252H17ZM27 251H28V249H27ZM44 251V252H43ZM64 251V252H63ZM77 252L76 253H78V250H76ZM130 251V252H131ZM147 251V252H146ZM153 251V252H154ZM176 251V250H175ZM191 252L190 254H194L195 253V255H194V257L192 256V261H193V258H194V260H195V256H196V252ZM226 251V252H225ZM229 252V254H227L228 252ZM239 251V252H240ZM9 252H11V253H9ZM128 252V253H127ZM143 252H144V254H143ZM145 252H146V254H145ZM153 252H152V255L154 256V254H156L155 252H154V254H153ZM179 252V251H178ZM180 252H182L181 254H182V256H181V254H179L178 253V256H177V254H176V257L178 258V261H179V263H180V260L182 261V259H180V257L179 256H181V257H185L186 255H188L187 253L189 252H184L183 253V251H180ZM199 252V251H198ZM201 252V251H200ZM199 252V253H200ZM219 252V253H220ZM15 253V254H16ZM26 253V252H25ZM29 252H27V254H28ZM31 253V252H30ZM34 253H36V252H34ZM34 253H32V255H35L36 256V254H34ZM55 253H53L52 255H54ZM132 253V252H131ZM136 253V254H135ZM167 254V255H169L170 257H172V255H175V253H177V251L176 252H174L173 254ZM185 253H186V255H185ZM206 253L207 252H205V254H204V252L203 253H201V254H204V255H206ZM223 253H224V258H223ZM230 253H231V256H233L234 255V257L236 256V258H235V260L233 259V257H232V259H230L227 263H226V261L228 260V258H231V256H230ZM233 253V254H232ZM252 253V254H251ZM0 254H1V251H0ZM6 253H4L3 252V255H2V259H3V257H5L4 258V260H0V264H1V262H3L4 261V263H2V264H6L5 263V259H9L8 257H12L13 256V253H12V255L11 256H8V255H6V256H8V257H6V256H4ZM21 254L22 253H20V256L19 257H22L23 258V255L21 256ZM56 254H58V253H56ZM80 254H78L79 256H80ZM141 254V255H140ZM162 254V253H161ZM189 254V255H190ZM1 255H0V258H1ZM17 255V254H16ZM16 255H14L12 258H14ZM44 255V254H43ZM49 255V254H48ZM47 255V256H48ZM50 255L48 256V259L50 260V262L52 261H54L55 260V258H57V257H55L54 258V256H52V257H50ZM145 255V256H144ZM156 255H158V254H156ZM158 255V256H159ZM162 255H166L165 253L164 254H162ZM161 255V256H162ZM197 255H200V254H197ZM18 256V255H17ZM25 256V255H24ZM35 256H33L32 258H31V255H30V257H29V255L27 256L26 255V258L24 259V260H21V261H23V264L26 262L25 260H27V257H28V259L29 258H31L30 259V261H33L34 262V260L37 258V256H40V254L38 255L37 254V256L35 257ZM75 256H77V255H75ZM79 256H77V257H79ZM131 256V259H133V257ZM148 258H147V257ZM226 256V257H225ZM228 256V257H227ZM19 257L17 258V259H19ZM34 257H35V259H34ZM41 257H42V255H41ZM41 257H39V261H40V264H45V263H43V259L46 257V254L43 256V258L40 260V258ZM50 257V258H49ZM61 257V258H62ZM71 257H73V256H71ZM136 257H138L137 259H136ZM146 257V258H145ZM175 257V258H176ZM183 257V259H186V261H187V263H189L191 260L189 259V257L187 256L186 258H184ZM217 257V259H215ZM253 257V258H254ZM47 258V257H46ZM51 258L53 259L54 258V260H51ZM74 258H76V257H74ZM74 258H73V260H74ZM89 258L87 259V260H83V263H81V262H79V264H89ZM157 258H159V257H157ZM187 258H188V260H187ZM223 259V261L224 260H226V261H224L225 263H222L223 261L221 260V259ZM253 258H252V262H253ZM254 258V259H255ZM48 259H45L46 261L48 260ZM59 259H60V257H59ZM62 259V260H63ZM139 259H138V261H139ZM173 259V258H172ZM171 259V260H172ZM220 259V260H219ZM240 259V258H239ZM246 259H248V257L246 258ZM263 259H264V257H263ZM10 260V259H9ZM9 260H8V262H9ZM12 260V259H11ZM10 260V261H11ZM69 260H71V259H69ZM157 260V259H156ZM163 259H161V261H162ZM245 260V259H244ZM15 262H16V260H14ZM39 261H37V260H35V264L38 262L39 263ZM57 261H59V263L58 264H60V263H63V262H60V260H58V258H57ZM57 261H55V262H57ZM68 260H66L64 263L65 264H69L71 261H68V263H66ZM86 261V262H85ZM87 261H88V263H87ZM132 261V260H131ZM172 261H174V260H172ZM178 261H176V262H178ZM200 261H199V263H200ZM201 261V262H202ZM236 261V263H234ZM248 261V260H247ZM250 261H251V259H250ZM256 261H257V259H256ZM259 261V260H258ZM257 261V262H258ZM8 262H7V264H8ZM12 262V261H11ZM19 262L20 261H18V263L17 264H19ZM27 262H29V260H27ZM51 262V263H52ZM76 262V259L74 260V263ZM130 262V261H129ZM140 262V261H139ZM155 262V261H154ZM154 262H152V263H154ZM164 262V261H163ZM183 262L185 263V261L183 260ZM198 262V257H197V261L195 260V262L193 261V262H190V264L191 263H195V264H198L197 263ZM210 261H209V263L210 264H212ZM214 262H216V263H214ZM256 262V263H257ZM261 262V263H260ZM264 261L261 259V261H259V263L260 264H264L263 263ZM21 263V262H20ZM30 263V262H29ZM37 263V264H38ZM63 263V264H64ZM71 263H73V261L71 262ZM174 264H175V262H173ZM178 263V264H179ZM208 263V264H209ZM247 263V262H246ZM248 263H250L249 261H248ZM9 264H12V263H10L9 262ZM22 264V263H21ZM31 264H32V262H31ZM52 264H54V262L52 263ZM75 264H77V262L75 263ZM129 264V263H128ZM130 264H134L133 263V261H132V263H130ZM139 264H141V262L139 263ZM147 264H149L148 262H147ZM158 264H160V262L158 263ZM161 264H162V262H161ZM164 264V263H163ZM166 264V263H165ZM170 264H171V262H170ZM183 264V263H182ZM243 264V263H242ZM253 264V263H252ZM255 264V263H254Z\"/></svg>",
	"mask_w": 264,
	"mask_h": 264
},
{
	"label": "rangeland",
	"instance_id": "obj_2",
	"mask_svg": "<svg viewBox=\"0 0 264 264\" xmlns=\"http://www.w3.org/2000/svg\"><path fill=\"white\" fill-rule=\"evenodd\" d=\"M44 1H45V2H44ZM44 1H43V2H44L45 4H43V5H47V6H45L46 8L49 7V5H50L49 2H54V4L51 3V7L54 6V8H55V4H56V6H58L57 3L59 4V2H58L59 0H56L57 3H55V0H52V1L49 0V1H48V4H49V5L46 4L47 0H44ZM65 1L67 2V0H65ZM71 1H73V0H71ZM74 1H75V0H74ZM74 1H73V2H74ZM76 1H78V0H76ZM76 1H75V4H77ZM79 1H80V0H79ZM88 1H91V2H92L93 0H87V4L90 3V2H88ZM98 1H99V0H97L96 2H98ZM224 1H227V0H224ZM230 1H231L232 3H230V4L228 3L229 5L227 4V2L225 3V4L228 5V6H226V8L228 9V7H229V9H228L229 11H228L227 9H226V11H227L228 14L230 13V16H234V15L236 16V15H237L238 17L236 16V18H239V19H240V14H242L241 11H243V14H244V10L242 9L243 7H245L244 9L247 8V11H246V10H245V11H246V12H249V13H251V12H252L251 10H253L252 14H249V18H250V16H252L251 18H254V17H253L254 14H255V15H257V14H258V15L261 14V12L258 13V12L260 11L259 9H261V11H262V8H263V6H264V2H262L263 0H258V2H256V0H255V1L252 0V1L254 2V3H252V4H253V7H252V5H250L249 2H248V1H250V0H248V1L245 0V2L248 3L249 5L246 4L245 2H243V0H242V1H241V0L236 1L237 3L235 2V0H234V1H233V0H230ZM230 1L228 0V2H230ZM259 1H261V3H260ZM39 2H40V1H39ZM39 2H38V4H39ZM41 2H42V0H41ZM62 2H63V1H61V3H62ZM66 2H65V3H66ZM69 2H70V1H69ZM73 2H72V3L70 2V3H71V4H74ZM83 2H84V4H85V6H86V3H85L86 0H85V1L83 0ZM94 2H95V1H94ZM94 2H92V3H94ZM96 2H95V3H96ZM99 2H100V1H99ZM99 2H98V3H99ZM239 2L242 3V4L240 5ZM255 2H256V3H255ZM67 3H68V2H67ZM79 3H81V2H79ZM79 3H78V4H79ZM92 3H90V4H92ZM98 3H97V4H98ZM233 3L235 4V6H234ZM243 3H244V5H243ZM257 3H258V4H257ZM0 4H1V2H0ZM36 4H37V3H36ZM36 4H34V5H36ZM78 4H77V5H78ZM84 4H83V6H84ZM231 4H232V6H231ZM236 4H237V5H236ZM245 4L248 5V6H245ZM260 4H262L263 6L260 5ZM39 5H41V3H40ZM52 5H53V6H52ZM62 5H64V2H63ZM62 5H61V7H62L61 9H63V7H64V6H62ZM67 5H68V4H67ZM79 5H80V4H79ZM239 5H240V6H239ZM242 5H243V6H242ZM254 5H255V6H254ZM0 6H1V5H0ZM71 6H72V5H71ZM71 6H69L70 9H71V10H69V12L71 11L70 13H68V12L66 11V9L68 8L67 6H66V7H67L66 9H63V10H62V12H64V10H65V12H67V14H71V13H73L72 10H73L74 8H71ZM73 6H74V5H73ZM250 6H251V7H250ZM256 6H257V7H256ZM34 7H35V6H33V9H34ZM37 7L40 8V7H42V6L39 7V6L37 5ZM74 7H75V6H74ZM76 7L78 8V6H76ZM231 7H233V8L230 9ZM240 7H241V8H240ZM249 7L251 8L250 10H249ZM259 7H261V8H259ZM0 8H1V7H0ZM35 8H36V7H35ZM38 8H37V11H38ZM43 8H44V7H43ZM43 8H42V9H43ZM46 8H45V9H46ZM49 8H50V7H49ZM54 8H50V10H51V9H54ZM56 8H57V7H56ZM56 8H55V9H56ZM77 8H76V10H78L80 7H79L78 9H77ZM234 8H235L236 10L239 8L240 10H237L238 12L235 10V13H234V11H233ZM254 8H255V9H254ZM42 9L40 8V11H41ZM45 9H43V10H45ZM47 9H48V8H47ZM59 9H60V6H59ZM263 9H264V8H263ZM50 10L48 9V11L51 12L52 15H53V13H54V14L57 13L56 11L58 10V8H57V10H55V11L53 10L54 12H52V11H50ZM103 10H105V8H104ZM230 10H231V11H230ZM248 10H249V11H248ZM257 10H258V11H257ZM31 11H32V9H31ZM33 11H34V10H33ZM35 11H36V9H35ZM35 11H34V12H35ZM40 11H39V14L41 13ZM46 11H47V10H45V12H46ZM74 11H75V9H74ZM239 11H240V13H239ZM263 11H264V10H263ZM2 12H3V11H2ZM55 12H56V13H55ZM58 12H59V10H58ZM60 12H61V10H60ZM76 12H78V11H76ZM103 12H105V11H103ZM103 12H102V13H103ZM0 13H1V11H0ZM105 13H106V12H105ZM232 13H234V14H232ZM237 13H238V14H237ZM256 13H257V14H256ZM2 14H3V13H2ZM2 14H0V15H2ZM30 14L34 15V14H36V13H32V12H31ZM39 14L37 13V14L35 15V17H36V16L38 17ZM47 14L49 15V13H47ZM61 14H62V13H61ZM67 14H66V15H67ZM73 14H75V12H74ZM76 14H77V13H76ZM76 14H75V16H76ZM245 14H248V13H245ZM27 15H29V14H27ZM27 15H25V16L22 15L24 18L26 17V18H25L26 20H24V18H23L22 16H20V17H22V18H19V20L23 19L24 21L21 20V21L19 22V24H18V23L16 24V21H17V20H14L15 23H13V24L10 23V24H11V29L14 28V27L18 28V29L15 28V30L13 29L12 32L9 31L10 25L7 24L8 20H4L5 22L7 21L6 24L9 26L8 29H5L7 26H4V25H3V24H4V23H3L4 21H3L2 23H0V24H2V26H3V27L0 26V40L2 41V40H6V39H7V40L10 42V43H9V42L7 43V40H6V41H2V42H1L2 46H0V78H1V80L3 79V80H2L3 82L0 80V88H1L2 86H3L2 88H4V90H1V89H0V90H1V91H5V90H7V88H8L9 90H11L10 88H12V87H13V89L18 88V90H19V88L21 89V87H22V89H23L24 87L21 86L20 83H22L24 86L28 85V86L30 87V85H32L31 83L34 82V81H32V82L30 83V85H29L28 83H29L31 80L28 82L27 78H29V79L31 78V79H32V77H33V74L31 75L32 72H35L36 70H37V71L39 70L40 72H42L43 75H41V73H38V72L36 71V72H35V73H36V76H37L38 74H40L42 77H39V75H38V79H37V78L34 76L38 81L34 78V79L37 81V83H36V82L34 83V85L36 84L35 87H34L33 85L31 86V87H33V88H31V89H33V90H31V89H26V88H25V90L23 89V92L25 91V93H26V92L29 93V91H30V93H29V94H30V97L33 96V99L31 98L30 100H31V102L34 101L33 104H32V103L30 102V100H29L30 97H28V99H27V97L25 96V94H24V96H25V98H26L27 100H26V99H24V100H26V101L19 102L20 100H19V101L16 100V99H17V97H16V95H17V94H16V92H17L16 90H17V89L15 90L16 92L13 93V94H15V96H13V97H16V99H14L13 101H12V100L9 101V100H7V98H2L1 100H3V101H2V103H0V104H1V106H2L3 102L6 101V102H9V103L7 104V105H9L10 102L13 103V102L16 100V101H15L16 104L19 105L20 107H19V106H15V108L17 107V108H19V109H21V110H20V111H18L19 109H15V110H17L18 112H20V115L23 116L22 119H24V118H26V117H24V115H26V114H24V113H25V112H26V113L28 112V111H27V108L30 109L29 111H30V113H31V114H30V116H31V115H34V114L36 115V113H38V111L41 110V106L45 107V103H46V106L48 107V105H50V104L47 103L46 98H47V99H48V98L50 99V96L55 97V100L58 101L59 103L57 102V103H58V104H57V103L55 102V100H54V102H55V103H54V102L52 101V98H51L50 101H49V102L52 101L51 105H52V104H53V105L55 104V105H54L55 107H53V108H52L53 105L50 106V108H51L52 110L54 109V111H53V114H54V115L51 114V113H52V110H51L50 108H48V109H50V111H51L50 113H49V111L46 112V111H47V109H46V110H45L46 113H45V112H42V110H41V112L39 111V113H38L36 116H31V117H33V119L31 118V120H34V119L36 120V117H37V118H39V120L42 119L41 121L43 122V119H44L43 117H44V116H42V115H45V114H48V113H49V114L47 115V117H46L48 120H46V122H44L43 125H41V123H40L41 126H44V124H46V126H44V129H43V127H41L39 124H38V125H39L41 128H40V127H37L36 124H35V127L39 128V129H41V130L43 129L42 131H44V132H41V134H42V133L46 134L47 131H48V133H49V135H50V137H49L48 134H47L48 136L45 135V137H44V134H43V137H42V136H40V134L38 135V133H37V135H34V136H33V137H35V136H36V137H37V136H40V137H37L39 140H38V139H35V141L38 140L42 145H40L39 142H38V143H35L33 137L31 136V134H35V133H36L35 130L37 129V128H36V129H32L31 126H33L34 123H32L31 120H30V121H31V124H33V125H31L30 122L27 121L26 119H25V120H26L27 122H24L25 120L23 121V123H28V122H29V123H28V126L30 125L29 127H31V129H32V133H26L27 131H28V132H31L30 128H29V129H28V128H25L27 131H26V130L24 131L23 128H24V125H25V124H23V126H22L23 128H22L21 126H18V124L21 125V123H22V122H21L22 119L20 120L21 116L18 115V116L20 117V118H19L20 121L16 120L15 122H17V121L19 122V123H17V125H16V123H14V121H13V123H12V121L10 120L12 117H14L15 112H14V111H11V112H5V110L3 109V107H4L5 105L2 106V108H1V106H0V109H1V112H0V113H1L2 115L5 116V119H4V116L1 117V121H3L4 123L7 121L8 125H10V124L12 125V124H13V127H14V128H15V127H19V129H20V131H21V132H19V133H21V134H19L18 132H15V131H16L15 129H12L13 127H11V129H12V130H11V129L9 128L10 126H8V129L11 130V131L9 132V130L6 128V125H7V124H5V127L3 128L1 124H3V126H4V123H1V121H0V125H1L0 127H2L3 130H4V129L7 130V131L4 130L3 132H0V151H1V152H0V153H1V154H0V157H1V158H0V159L2 160V156H3L5 153H7V155H9L8 152H10L9 149H11V147H9V148L7 149V147H8L7 145H11L12 148H13V145H15L14 142L16 143L17 140H20L19 142H22L21 140H24V141L26 140V142H25V143L22 142V147H19V148H16V147H18L19 145H21V143L18 144V146H16V145H17V143H16V145H15V147H14L15 151H17V149H20V151L24 153V155H22V156H25V154L29 155V156H26V158H24V157L21 156V152L19 151L20 153H17V152H18V151H17L16 153L18 154V157L20 156L21 158H24V159H19V158H18L19 163L17 162L18 160H17V161H14V162H16V163L13 162L14 164H12V166H11V164L9 165V163H11V162H8L7 166H9L8 168H10V169H7V167H4V166H3V168H5V171H1V170H0V172H2V173H0V217H1L2 215H4V214H6V217H10V218H11V217L13 218L15 215L18 216V214H21V213H20L21 208H23V210H22V215L26 214V215L23 216V218H22L23 221H21L20 219H19L20 222L17 221V222L20 223V225H21V222H22V227H24V228H23L24 231L22 230L21 226H20L21 229L19 228V225H18L19 223L17 224V222H16V224H17L16 226H17L18 228H15V227H14V226H15V225H14L15 222H14L13 220L15 219V221H16V218H14L13 220H12V218H11V220H9L10 223L8 222L9 224H11V222H12L11 225H13V228H14L13 230L17 229L16 232H18V233H20V234L23 233V234H22V235H23L22 238H21L22 235H20V234L17 235L16 232H15V233H16V234H15V233H13L14 231L12 232V230H10V229H11V228H10L11 225H9V224L6 225L5 223L2 222V224H4V226H5V227H3V225L1 224V219H3L2 221H4V222H6V220L8 221V218H6L5 215L2 216V217L0 218V225H1V229L3 230L2 232H3V233L5 232L4 229H3V228H5L6 232H5L4 234H7V235L9 236V232L7 231V229L10 228V229H8V230L10 231V234H14L13 236H15V237H13L12 235H10V236H9L10 239L7 238V236H5V239H4V240L6 241V243H4V244H5V245H9L10 247H13V246L16 245V244L18 243V241H19V246H20V243H21L22 246L24 247V248L21 247V249H22V248L24 249V252H22V250L18 247V244H17V245H16L17 247L15 246L14 250L12 251V253H13V256L16 255V254H17L18 256L16 255L14 258H12L13 256L10 258V257H8V256H11L12 253L9 252V253H11V254L8 255L7 252H8V251H11L12 248H10V250L8 249V251H6V248H5L6 246L3 245V243H2V244L0 243V246H3V249H2V250H4V248H5V250H4L3 252L6 253V254H5L4 256L8 255V256H6V257H8L10 260L12 259V260H11L12 262L8 259L9 262L12 263V264H17L18 261H20V262L23 264V261H21V260H24V259L26 258V255H27V256L29 255V257H30V255H31V258H32L33 256H35V255H32V253L36 252V253H34V254H36V256H37V254H38V255L40 254V256H37L36 259H35L36 256L34 257V259L37 260V261H39L38 259H39V257H41V255H42V257L40 258V260H41V259L43 258V256L46 254V257H47V258L45 257V258L42 260L43 263H45V264H52L53 262H54V264H58L59 261H57V258H58V260H60V262H63V263H64L66 260H68V261H71V260H72V261H73V263H71V262H72V261H71L69 264H75L76 262H77V264H79V262L83 263V260H87L89 257H87L86 259H83V260H81V261H77L78 258H79V260H80V257H81V254H80V252H81V248H80V246H79L80 249H79V248L76 249V250H78V253H76L77 251L74 250V251H75V254H73V255H72V253H74V252H73V249H72V248L74 247V245H75V247L77 248L78 244L81 243V241H83L84 238L87 239L86 237H88V236L91 234V233H89V232H91L90 230H92V226L95 227V224H96V225L98 224V223H96V222L94 221V225H93V223L90 222V220H91V221H92V219L94 220V216H95V220L98 222L99 218H100L101 216H103V215H101V213H103V214H104V212L106 213V209H110V207H113V205L115 206V205H117V204H118V205L120 204L118 207L123 208V206H122L123 203H124V210L122 209V210H121V211H122L121 213H125V214H121V215H120V212H119V213L117 212L118 209L113 207V209H115L116 213H118V214H117L118 216H116V217H118V218L120 217V219L123 218V219H125L124 221H126L128 218H129V220H130V216H129V215H130V213H131V217L133 218V222H132V218H131L130 221L127 220L128 223H127V222H124L123 219H122V221L119 220L118 222H116V223H117V224H115L116 226H115V225H114V226H111V228H114V229H115V227H116V230H119V229H121V228H118V227H122V226H123V227H126V228H124V229H123V227H122V231L124 230L123 232H125V233H126V231H127V234H128V231L131 233V230H132L133 233H131V235H128V236H130V237L133 239V242H134V243L132 242L133 245L130 243L131 246H129V242H127V243H128V245H126L127 247L124 246L125 250H124V249H121L120 251L125 252V251H127V249H128L129 247H132L131 249H133V251L136 250L135 252H137V251L140 252V250L142 249V248L140 249V247H141V245L144 244V242H145L144 240H146V242L149 243L150 240L152 241V239L155 238V239H154L155 241H154V240H153V241H154L155 243H157L158 240H157V242H156V239H157V238H158V239L160 238V239H159V242L157 243L158 246H157V244L155 245V246H156L155 248L157 249V251L160 252V255H159V253H156V252L154 251V249H153V251H154L156 254H158L159 256L156 255V254H154L153 251H152V252H153L154 256L152 255L151 250H152V248H154V247L151 248V246H153V244H152L153 242H150L152 245L150 244L151 246H150L149 248H148L149 245L147 246V249L149 250L150 254L147 253L149 258H148L147 256H146V257H147L148 259H150V257H151V258L154 257V259L152 260V262H154V261H155V262L152 263V262L149 261V260L147 261V259H146V260H141V259H144V258H142L141 256H140L141 259H139L140 257H139V258L136 257V259H137V258L139 259V261L141 262V264H147V262H148L149 264H158L159 262H160V264H161V262H162V264H163V263H164V264H165V263H166V264H170V262H171V264H174L173 262H175V264H178L179 261H178V258L176 257V254H177V256H178V253L181 254L182 252H180V251H183V253H184V252L187 253V252L189 251V252L187 253L188 255H186V253H185L186 256H185V257L183 256V257L186 258V257L188 256L189 259L191 260V259H192V256L194 257L195 253H194V254H193V253L190 254V253L195 251V250H193V249H194V247H195L196 245H199V244L202 245V243L200 242V241H202V240H204V241H202V242H205V243L208 241V246H207V244H205V243H204V245H206V246L203 245L204 247H207V249L205 248L207 251H205V249H203V251H202V250L200 249V247H199L200 245L197 247V248H198V251H199V252L201 251L200 253L197 251V249H196V251H195V252H196L195 260L197 261V257H198V262H197L198 264H205V261L203 262V261L201 260V261H202V262H201V261L199 260V257H200L201 255H203V257H200V258H204V256H207V255H208V251L210 252L209 254H211V256H212V254H213V256L215 255V256H220V257H222L221 252H220L218 249L222 250V249H221L222 246H225L224 249L227 250V245H226V244H227V242H229L230 240H232V241H230V242H231L230 244L228 243V246H229L228 248L231 250L230 252H233V253L235 254V251H238V250L240 251V249L243 248L241 245H245L244 247L247 246V247H246L247 249H246V248H245V249H246V250H249L248 252H251L252 250H250V249H253V248L251 247V246H253V245H251L250 243L253 244V242H251V241L254 240V239H252V237H255V236H256V235L253 233V230H251V229H252L251 224L253 223L254 227H257V228L259 229V230H258V231H259V234L257 233L258 231L256 232L258 235H260V233H261L260 231H262V230L264 231V223L262 222V220H261V221L259 220V219H262V217H263L262 214H264V210H263V209H264V200H262V199H264V196H263L264 185L262 186V184H264V183H263V182H264V178H261V177H264V169H262V168H264V156H263V155H264V153H263V152H264V149L262 148V147H264V146H262V145L260 146V144H262V143H261V142H262V139H263V143H264V132H263V129H264V121H263V120H264V102H263V101H264V100H263V101L261 100L263 103H262L261 101L259 102L258 100H260V98L258 99V97H257L258 95L252 96L253 93H252V95H251L250 97H251L252 99H254L255 97H257V99H258L257 102L254 100V101L252 102V104H251V103H250V102L252 101L251 98H250L249 100L247 99L248 101L251 100V101L249 102V103H250L249 105H253V103H257V104H258V107H259V105H260L259 108H261V109H259L258 107H255V105H254V108H257V110H254V111H256V112H258V113H257V116H253V115H252V116H253V118H255V119H257V118L259 119V120L257 119L256 122H254L255 120L252 119V116H251V117L249 116V115H251V114L254 112V111H252L253 109H252V110L249 109V110H251L252 112L249 113V115H247V113L250 112V111H248V109H247V110H246L247 113H245V110H244V109H246V107H248L249 105L246 106L248 103L245 105L246 107L243 109L245 114H244V113H243V114L247 116V117L244 116L247 120L249 119V122H250V123L246 121L248 127H247L246 123L243 122L245 125H244V124L241 125V124H242V121H239V122H238V120H242V119L245 120L244 118L241 119V118L239 117L240 114H241L240 110H239V112H237V113H240L239 115L236 113V110H235V112L233 111L234 113L237 114V115H236V114H233V115H234L233 118L230 117V116H226V115H227V112H226V115L224 114V115L226 116V118H225V116L222 114L223 112H220L219 114H220V115L222 114L221 116H223V118H225L226 123L224 122L225 120H224L223 118H222L223 120L220 119V118H221L220 116L217 118V116H218V113H217V116H216V119H217V120L213 119V121H215V122H217V123L214 122L215 126H214V124H212L211 127L213 126V128H211V129H210V123H213V122L210 121V122H209V126H207L208 124H206V125L203 124V121L200 120V119H201L200 117H198V116H194L195 113H194V114L192 113L193 115H191V118H190V117H189V118L187 117V119H189V121H188V123H189L188 126L184 124V123L187 124V121H186L187 119H185V122H184L183 119H180V120L175 119V118H177V116H178V115L175 116L177 113H175L174 111H170V110H168V111L171 112V113L166 112L164 109H163V111H165V112H162V110H160V108H158V109H156V110H159L160 112H159V111H158V112L155 111V113L153 112V114H152V110H153V109L155 110V108H149V114H148V113L146 114V112H148V109H147L146 111H144V109H143L142 111H140V110L138 109V112H136L137 110H133V107H132L131 109L135 112V113H133L132 110L129 109V106L126 105V104L124 103V102H125V101L123 100V99H124V97H123L124 94L122 93V94H123V95H122L121 92H120V91H122V89H121L120 91H119V89H118L119 86H120L119 88H123L124 85H125V83H126V82L128 83V82L130 81V79H131V78H130L131 75H130V77L128 78L129 73H130V69H129V68H130V64H131V60H130L131 58L128 59V58L130 57V56H129L130 54H129L128 52H126V51H127L126 49H124L125 46H126V45H124V44H126V42H124L125 38H124V36L122 35V33L120 32V30H118V29H117V31H119V32H116V34L113 33V34H115V35H117V36H115V35L112 34L113 37H112V35H111L112 38H111V37H110V38L113 39L114 37H117V38H118V36L120 37V39H117V38H115V40L113 39V40H114V43H116L117 41H118V42L121 41L119 44H118V42H117V43H116L117 45H114L116 48L118 47L117 50L121 49L122 47H120V46L123 45V48H122V49L124 50L125 53L123 52V50H121V51H122V54L119 53V52H121V51H116V48H115V47H114V48H115L114 51H116L117 54L119 53L118 58H116L117 61H119V63L117 62V64H119V67L122 66V68H123V67H125V66H126V67L129 66V67H128L129 70L125 67V69H127L128 71H127V70L125 71V70L123 69V71H125V73L122 72L121 69H119V67H118V70H120V71H118V70L116 69L117 72H118V74H116V75H117L118 77H119V76L121 77V75L124 73V76L126 75V77L128 78V79L124 78L126 81L123 79V77L119 78V79H122V80H120V81H123V80H124L125 83H124V82L121 83L120 81H118L119 84H123V85H122V86H121V85H119V86L116 85V84H118V82H117V83H114L117 79H116V76L114 75L115 72L112 71V69H113L112 66H113V65H112V66H109V64H108V66H106L107 64H105V66L101 65V67L103 66V67L100 69V70L102 71V76L105 75L106 71H107L106 75H107V74L109 75L110 72H111V73L113 72L114 78H115L116 80L113 79V81H114V82H113L112 79H110V81L113 83V84H112V83H111L108 79H106V78H107V77L110 78V77L113 76V75H109V76H108V75H107V76L105 75L104 77H106V78H102V77H101L102 80H101V78H100V80H101L102 83H99L98 85H97L96 83H94L95 86H93V85H94L93 82H97V81H94V80H93L94 75H96V73L94 72V75H93V71L91 70V71H92V72H91V71H89V69H88V71H89L91 74L88 73V71H86V69H87V67H86V63H87V65H88V61H89V64H90V63H92L93 60H94V62H96V64H97L98 59H96V58H94V57H93L94 59H92V57H90V56H94V55L90 54V56H89L90 58L86 59V63H85V60H83L84 63H85V65H83L84 63H81L82 61L80 62V65L82 64L80 67H81V71H82V70H85V72L83 71V73H86V74H88V75L90 74L91 78H89L90 76H88V75L86 76V74H85V75L82 74L83 77L85 76V79L82 80V79H81L82 77L80 76V77H81V78H80L79 75H78V74L81 75L82 72L79 71L77 74H75V75H77V76H76V80L78 81V83H76V84L73 85V86H74L73 89H75V90H71L73 86H71V84H70V79H67V77L70 78L71 76H70V75H69V76H65V77L63 76V78H61V80L59 81L58 84H60L61 87H62L63 84L66 85V87H68L69 84H70V88H68L70 92H69V91L66 92V90H67L66 87L63 86V87L61 88L60 85H57V86H56V84H54V82H51V81L49 82V80H48V78H47V76H46V75H48L47 73H49V72H48L47 70H45L47 67H48L47 69L50 68V64H47V63H48L47 61H49V63H50V62H52V60H54V59H52V58L54 57V55H52L51 53L54 54V51H55L57 48H59V45L61 46V44H65V45H63L62 47H60L62 50L64 49V52H65V53L67 52L66 50L68 49V52H67L66 54H68V53L71 54L73 51H77V52H79V49H82V51H80V52L88 53V51H90V50H86L85 47L87 46V43H88V46H91V45H92L93 42H92V40H90L91 38H90L89 40H88V39H85L86 41H87V40L89 41V42H87V43H86L85 41H84V42H81V41L83 40V38H85V37L87 38L88 36H85V37L82 36L83 38L80 37L81 41H79L80 39L78 38V36H81V34H77V35H78V36H77L76 33H75V37L78 38V39H79V40H78V39H76V38L73 37V36H74V33H71V34H73V36H70L71 34H70L69 32H67V30L65 29L66 32L68 33V35H66V33H63V32H62V33H60V35L58 36V41H53V40H51L52 42H56V43H53V44H52V43H50V40H47V39L45 40L44 37H41V38H43V40L41 39V41H40L39 38H38V37H40V36H38V35L41 34L40 32H38L39 29H38V31L35 33V32H34V29H32V27L34 28V25H35V29H37V28H42V33H43V31H46V29L43 30L44 27L47 28V26H49V24H50V23H49L50 19L48 20V22H46V23H49V24H46L44 21H45L47 18L43 21L44 17L41 16L42 19H40V20H41V22L44 23V24H43L44 27H43L42 23L39 22V20L37 19V17L35 18V17L32 16V15L29 16V17H31L32 20H33V21H31V18H29ZM40 15H44V14L41 13ZM40 15H39V16H40ZM45 15H46V14H45ZM50 15H51V14H50ZM63 15H64V14H63ZM66 15H65V16H66ZM3 16L5 17V14H4ZM53 16H54V15H53ZM56 16H57V15H56ZM56 16H55L53 19L58 20L59 18H57ZM60 16H61V15H60ZM60 16H59V17H60ZM65 16L63 17V19H61V18H60V19H61V20H64ZM235 16H234V18H235ZM241 16H242V15H241ZM27 17H28V18H27ZM45 17H46V16H45ZM66 17H69V20L73 19L72 16H71L72 18H70V15H69V16H66ZM245 17H246V16H245ZM256 17H257V18H258V17H261V19H263L262 17H264V16L259 15V16H256ZM1 18H2V16L0 17V19H1ZM39 18H40V17H39ZM234 18H233V19H234ZM249 18H248V20H249ZM17 19H18V18H17ZM27 19H28V20H27ZM35 19L38 21V23H35V22H34ZM65 19H67V18H65ZM241 19H242V18H241ZM243 19L245 20V19H247V18H243ZM255 19H256V18H255ZM258 19H260V18H258ZM261 19H260V22H259V23H261ZM2 20H3V19H2ZM67 20H68V19H67ZM234 20H236V19H234ZM252 20H253V19H252ZM14 21L12 20V22H14ZM25 21H26L28 24H29L30 22L33 23V25H32V24H29V25H31V26H30L31 28L29 27V25L27 26V23H26V24H25V23L23 24V22H25ZM29 21H30V22H29ZM51 21H52V20H51ZM53 21H54V20H53ZM253 21H254V20H253ZM255 21L257 22L258 20H255ZM262 21L264 22V19H263ZM0 22H1V21H0ZM9 22H11V21L9 20ZM263 22L261 23L262 25L260 24L262 27H263ZM20 24H21V26H20ZM22 24H23V25H22ZM37 24H39V25H37ZM40 24H41L42 26H41ZM50 25L53 26V23H51ZM109 25H110V28L113 27L112 29H115V30H116L117 26L112 25V24H109ZM109 25H108V27H109ZM111 25H112V26H111ZM260 25H259V26H260ZM12 26H14V27H12ZM18 26H19V27H18ZM25 26H26L27 28L29 27V29H27ZM36 26H37V27H36ZM38 26H40V27H38ZM95 26H96V25H95ZM95 26L93 25V27H94L95 30H96V29L99 28V26L102 27L103 25H99V26H96V27H95ZM261 26H260V28H261ZM4 27H5V28H4ZM22 27H23V28H22ZM114 27H116V28H114ZM1 28H4V30L2 29L3 33L1 32ZM103 28H105V26H103ZM103 28H102V29L100 28V31H102ZM106 28H107V27H106ZM106 28H105V29H106ZM110 28H109V29H110ZM19 29H21V31H20ZM112 29H111V30H112ZM30 30H31V31H30ZM65 30H64V31H65ZM263 30H264V29H263ZM16 31H17V32H16ZM18 31H20L21 33L18 32ZM25 31H26V32H25ZM35 31H36V30H35ZM106 31H107V29H106ZM106 31L103 30V33L99 34V30H97V33L99 34V35H96V37L98 36V38H97L98 41H99V37H100V36H101V37H100V40H101L102 43H104L102 40H104V41H105V40H106V41L108 40L107 38H104V37H106V36H104V35H107V32H106ZM108 31H109V30H108ZM4 32H5V33L7 32L8 34L6 33V35H5ZM9 32H10V34H9ZM13 32H14L15 35L13 34L12 37H10L11 33H13ZM15 32H16V33H15ZM22 32H23V33H22ZM24 32H25V33H24ZM31 32H32V34H35V35L32 36V35H31ZM105 32H106V33H105ZM109 32H110V31H109ZM109 32H108V35L110 36ZM112 32H113V30H112ZM112 32H110V33H112ZM261 32H262V31H261ZM27 33H30V34H28L29 37H28V36L26 37ZM38 33H40V34H38ZM263 33H264V32H263ZM263 33H262V34H263ZM23 34H24L25 36H24ZM56 34H58V32H57ZM63 34H65L66 37H64L65 35H63ZM69 34H70V35H69ZM118 34H119V35H118ZM262 34H261V35H262ZM7 35H9V37H10L9 39H8V36H7ZM41 35H42V34H41ZM61 35H62L63 37H62ZM3 36H4V37H3ZM6 36H7V37H6ZM30 36H31V39H33L32 37H34V38H35L36 36H38V37L35 38L36 41H35V40L32 41V40L30 39ZM68 36H70V38H69ZM92 36L95 37L94 35H92ZM109 36H107V37H109ZM2 37H3L4 39H3ZM5 37H6V38H5ZM56 37H57V35H56ZM26 38H28V39H26ZM59 38H61V39L63 38V40H65L66 38H67V39H66L65 41H63V40H60ZM64 38H65V39H64ZM71 38H74V39H71ZM88 38H89V37H88ZM102 38H104V39H102ZM110 38H109V39H110ZM263 38H264V37H261L262 40H263ZM68 39H69V40H68ZM75 39H76L77 42H78V41H79V42L77 43V42L75 41ZM111 39H110V41H111ZM28 40H30V41H28ZM67 40H68V41H67ZM71 40H72L74 43L76 42V44H75V45H74V43L72 44V43H71ZM31 41H32V42H31ZM59 41H60V42H59ZM62 41H63V42H62ZM69 41H70L71 44H69ZM90 41H91L92 43H91ZM110 41H108V42H106V43H111ZM125 41H126V40H125ZM29 42H30V43H29ZM33 42H36V43H34L35 45L33 44ZM37 42H38V44H37ZM43 42L45 43L44 46L46 45V47H48V46H49L50 48L52 47V49L54 48V50L48 48V50H44V52H43V51L39 52V54H40V53L42 54V52H43V56H42V55L40 56L39 54H37V51H39L40 49L42 50L43 48H44V49L46 48V47H44V46H43V48H42V45H43L42 43H43ZM57 42H58L59 44H58ZM64 42H66V43H64ZM99 42H100V41H99ZM101 42H100V43H101ZM122 42H124V43L122 44ZM5 43H6L7 45H6ZM79 43H80V44H79ZM81 43H82V44H81ZM84 43H85L86 45H85ZM102 43H101V45H102ZM106 43H105V46L108 47V45H106ZM1 44H0V45H1ZM40 44H41V45H40ZM78 44H79V45H78ZM89 44H91V45H89ZM3 45L6 46V47H8V48H7V49L4 48ZM9 45H10V46H9ZM33 45L36 46V47L38 46L39 49H38V50H37V48H34V49H33ZM50 45H53V46L55 45V46L53 47V46H50ZM80 45L83 46V47H81ZM84 45H85V46H84ZM109 45H110V44H109ZM64 46H65V47H64ZM70 46H71V48H70ZM72 46H73V47H72ZM76 46H77L78 48H77ZM1 47H2L3 49L7 50V51L10 52V53L12 52L11 50H13V49L15 50V49H16V51H18V55H14L15 53L12 54V55H9V53H7V55H6V57H5L6 51L4 52L3 49H2ZM56 47H57V48H56ZM79 47H81V48H79ZM106 47H105V48H106ZM110 47H111V46H110ZM83 48H85V49L83 50ZM89 48H90V47H89ZM114 48H113V49H114ZM35 49H36V50H35ZM46 49H47V48H46ZM49 49L51 50L50 52H49ZM65 49H66V50H65ZM87 49H88V47H87ZM71 50H72V51H71ZM85 50H86V51H85ZM35 51H36V52H35ZM52 51H53V52H52ZM14 52H15V51H14ZM46 52H47V53H46ZM77 52H76V53H77ZM90 52L93 53L92 51H90ZM16 53H17V52H16ZM35 53H36L37 55H39V57H37V55H36ZM44 53H45V55H47L46 57H44V56H45ZM49 53H50V55H48ZM65 53H63V56L66 55ZM74 53H75V52H74ZM74 53H73V54H74ZM123 53H124V54H123ZM82 54H83V53H82ZM117 54L115 55V57L117 56ZM35 55H36V56H35ZM122 55H123L124 57H122ZM126 55H127V57H125ZM13 56H14L15 58H14ZM63 56H62V57H63ZM68 56H69V54H68ZM128 56H129V57H128ZM12 57H13V58H12ZM17 57H19V58L17 59ZM64 57H65V56H64ZM66 57H67V56H66ZM66 57L64 58L63 61L66 60ZM120 57H121V58H120ZM7 58H8V59H7ZM54 58H55V57H54ZM50 59H52V60L50 61ZM62 59H63V58H62ZM89 59H90V60H89ZM38 60H39L40 62H39ZM91 60H92V61H91ZM95 60H97V61H95ZM17 61H18V62H21V63H23V64L21 65V63L19 64ZM125 61H127V62H125ZM128 61H129V62H128ZM46 62H47V63H46ZM100 63H101V62H100ZM27 64H28V65H27ZM29 64H30V65H29ZM92 64H93V63H92ZM122 64H123V65H122ZM124 64H127V65L124 66ZM14 65L18 66L19 68H20L21 66H22V67L19 69L18 67L14 66ZM23 65L26 66V67L24 68ZM28 66H30V67H28ZM31 66H32V67L34 66V67H36V68L33 67L34 69H31V68H32ZM82 66H85L86 69H82ZM94 66H95V65H94ZM97 66L100 68L99 63L97 64ZM97 66H96V67H97ZM108 67H109V68H108ZM110 67L112 68L111 71H110ZM13 68H15V69H13ZM22 68L25 69V71H26L25 73L28 72V75H31V76H32V77H30V76H28V75L26 74L27 77H25V78H26V80H27L28 83L26 82V80H25V78H24V76H26V75L24 74V71H23L24 69L22 70ZM27 68H29V69L31 70V73H30L29 70H26ZM16 69L19 71V73H22V74H20L21 76H19V73H17L18 71H16ZM103 69H104V70H103ZM108 69H109V70H108ZM114 69H115V67H114ZM13 70H14V72H13ZM33 70H34V71H33ZM42 70H43V71H42ZM44 70H45L46 72H44ZM105 70H106V71H105ZM15 71H16V72H15ZM22 71H23V72H22ZM108 71H110V72L108 73ZM114 71H115V70H114ZM10 72L13 73V74H11ZM117 72H116V73H117ZM119 72H121L122 74H120ZM126 72H127V73H126ZM128 72H129V73H128ZM14 73H15L16 75H15ZM29 73H30V74H29ZM35 73H34V74H35ZM17 74H18V75H17ZM45 74H46V75H45ZM127 74H128V76H127ZM10 75H12L13 78L7 80V78H9ZM13 75H14V76H13ZM22 76H23V77H22ZM10 77H11V76H10ZM14 77H16V79L19 78V79L15 80V81L17 82V83H15V85H16L17 87H16V86H12V85H11L12 83L10 84V82H14V81H11V80H14V79H15ZM77 77H78V78H77ZM21 78H22V79H21ZM79 78H80V80H79ZM87 78H89V79H88V80H89V83H88ZM20 79H21L22 81H21ZM41 79H42V80L45 79L44 82H43ZM90 79H91L92 81H90ZM104 79L106 80V82H105ZM5 80H6V81H5ZM9 80H10V81H9ZM32 80H33V79H32ZM40 80H41V81H40ZM64 80H66L67 83L69 82L68 85L66 84V82H65ZM81 80H82V83H81ZM86 80H87V82H86ZM107 80H108V82H107ZM18 81H20V82L18 83ZM23 81H25L27 84L24 82V83L26 84V85H25V84L23 83ZM83 81H85V83H84ZM4 82H5V83L8 82L9 84H8V83H6V84H2V83H4ZM46 82H47V83H46ZM48 82H49L50 84H48ZM79 82H80V83H79ZM90 82H92V86H91V83H90ZM104 82H105V83H104ZM41 83H42V85H40ZM61 83H63V84H61ZM86 83H87V84H86ZM129 83H130V82H129ZM51 84L54 85V86H51ZM80 84H81L82 86H81ZM84 84H85V85H84ZM110 84H111L112 86H110ZM1 85H2V86H1ZM7 85H8V86H7ZM10 85H11V86H10ZM13 85H14V84H13ZM19 85H20V87H19ZM45 85H46V86H45ZM47 85H48V86H47ZM76 85H77V86H76ZM127 85H130V84H127ZM4 86H5V87H4ZM28 86H26V87H28ZM38 86H39L40 88H39ZM50 86H51V87H50ZM75 86H76V87H75ZM84 86H85V88H84ZM90 86H91V87H90ZM6 87H7V88H6ZM37 87H38V89H37ZM57 87H58V88H57ZM59 87H60V88H59ZM88 87H89V88H88ZM44 88H45V89H44ZM53 88H56V89H53ZM77 88H79V89H77ZM82 88H83V90H82ZM87 88H88V90H87ZM90 88H91L93 91H92ZM130 88L132 89V87H130ZM35 89H36V91H34ZM42 89H43L44 91H43ZM57 89H58V90H57ZM59 89H61V90H59ZM80 89H81V90H80ZM89 89H90V91H89ZM131 89H130V90H131ZM26 90H27V91H26ZM28 90H29V91H28ZM37 90H41V91H42V94H41V91H40V93H39ZM53 90H54V91H53ZM79 90H80V91H79ZM132 90H134V89H132ZM7 91H8V90H7ZM12 91H13V90H12ZM12 91H11V93H12ZM31 91L33 92V94H32ZM46 91H47V92H46ZM52 91H53V92H52ZM57 91H58V92H57ZM71 91H72V94H71V97H70V95H68V94L71 93ZM81 91H82V93H81ZM88 91H89V93H88ZM91 91H92L93 93H92ZM134 91H135V90H134ZM251 91H252V90H251ZM19 92H20V91H18V94H19ZM35 92H38V93H35ZM54 92H55V93L57 92V93H56L57 95H55ZM64 92H65V93H64ZM68 92H69V93H68ZM83 92H87V93H83ZM131 92H132V91H131ZM0 93L3 94L4 92H0ZM9 93H10V92H9ZM9 93H8V94H9ZM60 93H61V94H60ZM67 93H68V94H67ZM73 93H74V94L76 93L77 95H76V94L74 95ZM255 93H256V92H255ZM255 93H254V94H255ZM5 94H6V93H5ZM29 94H27V95L29 96ZM34 94H35V95H34ZM47 94H48V95H47ZM53 94H54V95H53ZM85 94H86V95H85ZM87 94H88V95H87ZM256 94H257V93H256ZM19 95H21V94H19ZM39 95H40V97H41V98H39V99H41V100H38V96H39ZM41 95H42V96H41ZM45 95H47L48 97H46ZM58 95H59V97H58ZM60 95H61V96L64 95V96H66L67 98L63 96L64 98H63V97H62V98H63L64 101H61L62 98H61V100H57L56 98L59 99V98H60ZM78 95H80V96H83V95H84V96H83V98H82V97H79ZM90 95H91V97H90ZM249 95H250V94H249ZM0 96H3V95H0ZM4 96H5V95H4ZM9 96H11V95H9ZM24 96H23V97H24ZM36 96H37V98H35ZM56 96H57V97H56ZM72 96H73V98H72ZM77 96H78V97H77ZM87 96L90 97L91 99H93V101H92L91 99L89 100ZM260 96H261V95H260ZM19 97H20V96H18V99H21V98H19ZM21 97H22V96H21ZM23 97H22V98H23ZM84 97H87V99L84 98ZM92 97H93V98H92ZM8 98L11 99L10 97H8ZM43 98H45L46 101H44ZM65 98H66V99H65ZM68 98H71L70 101H69ZM76 98H77V99H76ZM79 98H80V99H79ZM81 98H82V99H81ZM262 98H263V96L261 97V99H262ZM4 99H6V100H4ZM34 99H35V100H34ZM36 99H37V100H36ZM49 99H48V100H49ZM67 99H68V100H67ZM72 99H73V100H72ZM1 100H0V101H1ZM21 100H22V99H21ZM71 100H72V101H71ZM74 100H75V101H74ZM80 100H82V102L85 100V102H86L87 104L85 105V104H84L85 102H83V104L85 105V106H84V105L80 102ZM86 100H88L89 102L86 101ZM17 101H18V102H17ZM42 101H43V103H42ZM65 101H66L67 104L63 105V104L65 103ZM76 101L79 102V104H75ZM122 101H123V102H122ZM26 102H27V103H26ZM39 102H40V103H39ZM60 102H61V103L64 102V103H62L63 106L60 105ZM90 102H92V103H90ZM120 102H121V103H120ZM19 103H21V104H19ZM29 103H30V104H29ZM38 103H39V105H40V104H42V105H40V106L38 107L39 109L37 110V108H36L37 106H36V105H37ZM68 103H70V104L68 105ZM80 103H81V104H80ZM88 103H89V104H88ZM122 103L124 104V107H125V105H126V106H127L126 108L129 109L128 111H129V112L131 111L134 115H133V114H130V113H126L127 109L124 108V107H123V108H124V111H125V109H126L125 112L123 111V109H122V110H121V109H118V108H120L121 106H123ZM259 103H260V104H259ZM261 103H262L263 105H262ZM4 104H5V103H4ZM16 104H14V105H16ZM23 104H25V105H23ZM31 104L34 105V106H29V105H31ZM35 104H36V105H35ZM72 104H73V105L75 104V105H76V108L78 107V110H79V111H78L77 113L80 115V117L83 116V118H84L85 115L90 114V110H91V107H90V106H92V109H94V110H92V111H94V112L97 113V114L95 113L96 115H94L95 117H93V118L96 120V122L98 121L97 125H99L100 123L104 125L103 128H102L101 130H99V131H100V132H99L100 134H98V135L100 136V138H99V137H96V138H95V136H97L98 128H99L100 125H99L97 128H95V131H96V133H94L95 135L93 134L94 129H93V130L91 129V128L96 127V125H94L96 122H94V124H93V120H94V119H93L92 117H91V118H92L93 120H92V121L90 120V123H91V124L85 125V124H86V121L88 120V119L86 120L87 117H86L83 121L80 120V121H81L80 124H81V125L84 124V126H85L86 128L88 127L89 129L87 128L88 130L86 129V131L89 132V131L91 130L90 133H92V135L94 136V138L92 137V135H91L90 133H87L86 131L83 133V130L79 129V128H82L81 125H79L80 127H78V129H77V125H78L77 123H79V122H75V123H76V124H75V123L73 122L72 119H73V116H74V117L76 118V119L74 118V121H75V120L78 121L80 117H77V116H79V115H77V113H75V111H76L77 109L75 110V105L73 106ZM117 104H118V106H120V107H117ZM12 105H13V104H11V107H12ZM21 105L25 106L24 109H26V110L22 109L23 106H21ZM27 105H28V107H27ZM59 105H60V106H59ZM77 105H79V106H77ZM81 105H82V108H81ZM261 105H262V106H261ZM35 106H36V107H35ZM58 106H59V108H58ZM66 106H69V107H70V108H69L70 110L68 109L70 112H69L68 110H67L68 112H66V108H67ZM87 106H89L90 108L87 107ZM256 106H257V105H256ZM7 107H8V106H7ZM30 107H31L32 109H31ZM43 107H42V109H45V108H46V107H45V108H43ZM65 107H66V108H65ZM86 107H87V108H86ZM250 107H251V106H249V108H250ZM262 107H263V108H262ZM33 108H35V109H33ZM64 108H65V109H64ZM88 108H89L90 110L87 112ZM116 108L119 110V113H117L118 110H117ZM142 108H143V107H142ZM142 108L140 107V109H142ZM161 108H162V107H161ZM251 108H252V107H251ZM6 109H7V108H6ZM56 109H58V110H56ZM72 109H73L74 111H72ZM86 109H87V110H86ZM114 109L117 110V111L112 112V113H113V114H112V113H111V110L114 111ZM151 109H152V110H151ZM7 110H8V109H7ZM7 110H6V111H7ZM10 110H12V108L9 109L8 111H10ZM13 110H14V109H13ZM62 110H63V112H62ZM150 110H151V111H150ZM154 110H153V111H154ZM259 110H261V111H259ZM23 111H25V112H23ZM33 111H34V112L36 111V112L34 113ZM57 111H58V112L61 111V112L58 113ZM81 111H82V114H83V115H82L81 113H79V112H81ZM92 111H91V112H92ZM120 111H121V112L123 111V113H124L123 116H121L122 118L119 116V115L121 114ZM128 111H127V112H128ZM262 111H263V112H262ZM13 112H14V113H13ZM86 112H87L88 114H87ZM143 112H144V116H143V114H142ZM172 112H173V113H172ZM242 112H243V111H242ZM256 112H255L254 115H256ZM11 113H13V114H11ZM32 113H33V114H32ZM40 113H42V115H40ZM55 113H56V114H55ZM57 113H58V114H57ZM61 113H62V115H61ZM65 113H66V114L68 113V114L65 116ZM70 113H71V114H70ZM85 113H86V114H85ZM92 113H93V112H92ZM110 113H111V114H110ZM224 113H225V112H224ZM1 114H0V116H1ZM10 114H11L12 116H11ZM16 114H18V113L16 112ZM73 114H74V115H73ZM93 114H94V113H93ZM118 114H119V115H118ZM126 114H128V115L130 114L129 117H127L128 115H126ZM138 114H139V115H138ZM141 114H142V115H141ZM168 114H171V115L169 116ZM173 114H174V115H173ZM231 114H232V113H231ZM6 115H9L11 118H9V116H8V118H9V120H8ZM38 115H39V116H38ZM55 115H56V116H55ZM76 115H77V116H76ZM124 115H125V116H124ZM131 115H133V116H131ZM140 115H141L142 117H141ZM163 115H165V116H163ZM166 115H167V116H166ZM179 115H180V114H179ZM228 115H230V114H228ZM235 115H236L237 117H235ZM57 116H58V117H57ZM59 116H60V117L62 116V117L60 118L61 121L59 120ZM67 116H68V118H67ZM69 116H72V117L69 118ZM96 116H97L98 119L96 118ZM130 116H131V117H130ZM136 116H137V117H136ZM180 116H181V115H180ZM180 116H178V119H179ZM192 116H193V118H192ZM241 116H243V115H241ZM28 117H29V115H28ZM34 117H35V118H34ZM124 117H125V118H124ZM126 117H127V119H128V118H132V120H129V119L127 120ZM140 117H141V118H140ZM168 117H169V118H168ZM170 117H173V118L175 117V118H174L173 120H172V118H171V120H170ZM181 117H182V116H181ZM183 117H184V116H183ZM183 117H182V118H183ZM205 117H206V116H205ZM228 117H230L231 120H230V118L228 119ZM248 117H249V118H248ZM259 117H260V118H259ZM262 117H263V118H262ZM2 118H3L4 120H3ZM15 118L17 119V117H15ZM46 118H45V119H46ZM63 118H64L65 120H66V118H67V120L69 119V120H68L69 122H68L67 120H66V121L63 120ZM91 118H89V119H91ZM136 118H139V119L137 120ZM167 118H168V119H167ZM237 118H238V119H237ZM6 119H7V120H6ZM27 119H28V118H27ZM77 119H78V120H77ZM81 119H82V118H81ZM103 119H106V120H107V123L105 122L106 120L104 121ZM133 119H135V120H133ZM203 119L205 120V118H203ZM207 119H208V117H207ZM218 119H219V121H218ZM232 119H234V120L236 119V120L234 121V123H235L236 121H237L238 123H235V125H233V123H231ZM39 120L37 119L36 121L39 123V122H41V121H39ZM85 120H86V121H85ZM95 120H94V121H95ZM101 120H102V121H101ZM181 120H182V121H181ZM194 120H195V122H194ZM209 120H210V119H209ZM251 120H253V121L251 122ZM36 121H34V122L36 123ZM63 121H64V122H63ZM71 121H72V122H71ZM84 121H85V122H84ZM88 121H89V120H88ZM99 121H100V122H99ZM180 121H181V123L183 122V124H184L185 126H187V129H188V128H192V129L194 130V133H193V130H192V129H188V130H187V129H185V128H186L185 126H181V123L179 124ZM207 121H208V120H207ZM220 121H222V123H220ZM227 121H228V122H227ZM258 121H259V122L261 121V123H259ZM49 122H50V123H49ZM70 122H71L72 124L74 123V124L76 125L75 128L77 129V130H76L77 132H78V131H82L81 133L79 132L80 134H79V133L77 134V135H78L77 137H76V136H73V135H76V133L73 134V131L75 132V128H73V126H71V127L73 128L72 131L70 130L71 132H69V129H71V127L69 126V123H70ZM82 122H83V124H82ZM199 122L201 123V125L203 124L202 127H201V125L199 124ZM257 122H258L259 124H258ZM262 122H263V123H262ZM48 123H49V124H48ZM71 123H70V124H71ZM87 123H88V122H87ZM105 123H106V125H105ZM224 123L226 124V127H225V124H224ZM248 123H249V124H248ZM251 123H252V124H251ZM253 123H254V124H253ZM256 123H257V124H256ZM64 124H66V126H65ZM183 124H182V125H183ZM220 124H222L223 126L220 125ZM231 124H232L233 126H232ZM15 125H16V126H15ZM48 125H50V126H48ZM75 125H74V126H75ZM90 125H93V127H91ZM189 125H190V126H189ZM204 125H205L207 128L204 127ZM216 125H217V128H216ZM218 125H220L221 128L218 127ZM238 125H240V127L242 126V127H247V128H240ZM25 126H27V125H25ZM62 126H63V127H62ZM84 126H83V127H84ZM262 126H263V127H262ZM45 127H46V129H48V128H50V129L45 130ZM51 127H52L53 130L51 129ZM90 127H91V128H90ZM101 127H102V126H101ZM104 127H105V128H104ZM184 127H185V128H184ZM197 127H198V128H197ZM200 127H201V128H200ZM214 127H215V128H214ZM222 127H223L224 130L222 129ZM231 127H233V128H234V131L236 130V131L238 132V134H235V133H237L236 131L233 133V130H231ZM2 128H1V129H2ZM196 128H197V131L195 130ZM199 128H200V129H205V128H206V129L204 130V131L207 130L206 133H205L204 131H203V133H202V130H200ZM219 128L222 129V130H220ZM233 128H232V129H233ZM1 129H0V130H1ZM21 129H23L24 133H26V136H25V134L23 133V131H22ZM82 129H85V128H82ZM99 129H100V128H99ZM198 129H199L200 132L198 131ZM209 129H210V130H209ZM214 129H216V130H214ZM243 129H244V130H243ZM245 129H246V131H245ZM247 129H248L249 132L247 131ZM14 130H15V131H14ZM17 130H18V129H17ZM29 130H30V131H29ZM33 130H34V131H33ZM41 130H40V131H41ZM49 130H50V131L52 130V132H49ZM189 130H191V131H189ZM1 131H2V130H1ZM13 131H14V132H13ZM18 131H19V130H18ZM53 131H55V133H54ZM101 131H102V132H101ZM209 131H210V132H209ZM231 131H232V132H231ZM244 131H245V134H246V135L244 134ZM250 131H251V132H250ZM11 132H12L13 134H12ZM33 132H34V133H33ZM38 132H39V130H38ZM196 132H197V133H196ZM207 132H208V133H207ZM216 132H219V133L222 132L223 134L220 133V134H221V136H220V135H218V133H216ZM246 132H248V133H246ZM255 132L258 133L257 135H259V138H257V136H254V135L256 134ZM16 133H17V136H18V137L16 136L17 140H16L15 137H14V135H16ZM22 133H23V134H22ZM39 133H40V132H39ZM70 133H72L73 135H71ZM199 133H200L201 135H200ZM212 133H213V134H212ZM214 133H215V134H214ZM251 133H252V134L255 133V134L251 135ZM27 134H30V135L28 136ZM88 134L90 135L89 137H88ZM194 134H195V135L198 134V135L195 136ZM211 134H212V135H211ZM216 134H217V135H216ZM19 135H20V137H19ZM21 135H22V136H21ZM23 135H24V136H23ZM83 135L86 136V137H84ZM215 135H216V136H215ZM238 135H240V138H243V136H244V138H245V136H246L245 139H244V138L242 139V140H244V141H241V139H240V141L243 142L242 144L240 143V141H238V140H239V136H238ZM241 135H242V136H241ZM27 136L30 137V139H31V138L33 139V140H32V139H31V140L34 142V144H39V146H37V147H39L40 149L36 147L37 152H36L35 150H33L32 147H30L32 150H29V149H30L29 146H36V145L31 144L32 141H30V139H29ZM80 136H82V137H80ZM207 136H209V138L212 139V140H210L209 138H207ZM210 136H211V137L214 136V137L211 138ZM217 136H218V137H217ZM219 136L221 137V139H220ZM237 136H238V137H237ZM249 136H250V138H251L252 141H254L253 139H255V141L257 140L256 142L258 143V145H257V143H255V141H254L253 143H255L256 146H258L259 148L261 147L260 150H259L258 148H257L258 150H256V149L253 148V146L256 148L255 144H252V146H251L252 141H251V140L249 141V139H250ZM252 136H253L254 138H253ZM24 137H25V138L27 137V138L25 139ZM41 137L44 138L43 141H44L45 138L47 137L48 140L44 141V142H47V145L45 144V146H43V145H44V142L42 143V141H40V138H41ZM87 137L89 138V141H90V142H91L92 139L94 140V142H92V143L89 142L91 145H90V144H87V145H89V146L86 145V143L88 142ZM90 137H91L92 139H91ZM197 137H198V138H197ZM222 137H223L226 141H225ZM232 137H233V138H232ZM235 137H237V138H235ZM260 137H261V138H260ZM18 138H19V139H18ZM51 138H52V141L54 140V141L52 142L53 145L51 144ZM215 138H216V139H215ZM231 138L233 139V141L231 140ZM234 138H235V139H234ZM27 139H28V140H27ZM49 139H50V140H49ZM56 139H57V140H59V139H60V140L63 139V140H61V141L58 143ZM85 139L87 140L86 142H85ZM194 139H197V141H198L197 143H201V142H202L201 144H199L201 150H200V148H198L199 145H196V144H195L196 146H193V145H192L193 141L196 142ZM203 139H204V140H203ZM13 140H14V141H13ZM15 140H16V141H15ZM55 140H56V141H55ZM93 140H92V141H93ZM95 140H96V141H95ZM192 140H193V141H192ZM200 140H201V142H199ZM209 140H210V141H209ZM223 140H224L225 142H224ZM228 140H230L231 144H233V145H231L230 142H229ZM245 140H246V141H245ZM258 140H259V141L261 140V142H258ZM28 141H29L30 144H31V145H29V146H27ZM48 141H50L49 144H48ZM191 141H192V143H191ZM204 141L207 142V143H206V144H205V143L203 144ZM212 141H213V142H212ZM234 141H236V142H234ZM247 141H248V142H247ZM144 142H145V143H144ZM146 142H147V144H146ZM215 142H216V145H215ZM223 142H224V143H223ZM226 142H228V143H226ZM232 142H233V143H232ZM249 142H251V143H249ZM54 143H55V145H54ZM60 143H61V144H60ZM209 143H210V144H209ZM211 143H212V144H211ZM225 143H226V144H230V145H228L229 147H227V145H225ZM234 143H235V144H234ZM238 143H240L241 145H239ZM244 143H245V144H244ZM23 144H24V145H23ZM28 144H29V143H28ZM50 144H51L52 146H50ZM58 144L61 145L62 147H61V146H58ZM144 144H146L147 147H146V145H144ZM208 144L210 145V147H212V146H213V147H212V148L208 147ZM217 144H218V146H217ZM223 144H224V145H223ZM237 144H238V145H237ZM246 144H247V145H246ZM191 145H192V146H191ZM204 145H205V146H204ZM221 145L223 146V148H222ZM248 145H249V146H248ZM5 146H6V150H5V148H4ZM24 146H27V147H28V150H26L27 147L25 148ZM41 146H43L44 151H42ZM56 146H57V147H56ZM125 146H127V147H125ZM128 146H129L130 148H129ZM203 146H204L205 148H204ZM206 146H207V147H206ZM214 146H216L218 149H217L216 147H214ZM235 146H236V147H235ZM238 146H239V147H238ZM240 146H241V147H240ZM242 146H245V149H243L244 147H242ZM58 147H59V149L62 148V150L66 148V149H65L66 151L59 150ZM60 147H61V148H60ZM134 147H135V148H134ZM194 147H195V148H194ZM196 147H197V148H196ZM246 147H247V148H246ZM23 148H24L25 150H24ZM50 148H51V149H50ZM55 148L58 149V150H55ZM127 148H129L130 150L127 149ZM173 148H174V150L177 148V149L175 150L176 152H173ZM203 148L205 149L206 152L203 151ZM213 148H215V149H213ZM227 148L229 149V151H228ZM234 148H235V150L237 149L238 153H237V151L234 150ZM241 148H242V149H241ZM251 148L254 150V151L252 150V153H251V151H250ZM1 149H2V150H1ZM21 149H22L23 151H22ZM45 149H46V151H47L48 153H46ZM49 149H50V150H49ZM125 149H127V151H124ZM131 149H132L133 151L135 150L136 152H137V151H138V152L136 153V152L134 151L135 154H133L132 156H129V155L131 154L130 152L133 153V151H131ZM167 149H171V151L168 150L169 153L171 152L170 154H168ZM192 149H194L195 151L192 150ZM197 149H199V150L197 151ZM207 149H208V150H207ZM210 149H211V150H210ZM216 149H217V150H216ZM232 149H233V150H232ZM38 150H41V152H38ZM164 150H165V151H164ZM177 150H178L180 153H179ZM209 150H210V152H209ZM220 150H221V151H220ZM226 150H227L228 152H227ZM243 150L245 151L244 154H243ZM2 151H4L5 153H3ZM26 151H28V153H27ZM29 151H32V153H31V152L29 153ZM49 151H50V152H49ZM128 151H130V152H128ZM163 151H164V152H163ZM201 151H202V152H201ZM213 151H214V152H213ZM217 151L219 152L220 155L218 154ZM224 151H225V152H224ZM240 151H241V153H242V156L244 155V156H243V159H245L244 161H245L246 165H243V163H241V158H242V156H239V155H241V154H239ZM256 151H257V152H256ZM259 151H260V152H259ZM13 152H14V151H13ZM34 152L37 154L36 156L38 157L39 161H42V162H38L37 157H36V160L34 159V158H35V155H31V154H33ZM60 152H63V153H60ZM65 152H66V153H65ZM67 152H68L69 154H68ZM125 152H126V154L128 153L127 156H125V155H126ZM204 152H205V153H204ZM222 152H224L223 155L221 154ZM229 152H230V153H229ZM231 152H232L233 154H232ZM246 152H247V154H246ZM2 153H3V155H2ZM23 153H22V154H23ZM39 153H40V154L43 153V155L41 154V155H42L41 158L39 157V155H40ZM49 153H50V154L52 153V155H49ZM54 153H56V154H54ZM129 153H130V154H129ZM199 153H201V154H199ZM206 153H207V154H206ZM208 153H211V154L209 155ZM213 153H214V155H213ZM227 153H228V154H227ZM253 153L256 154L255 156L258 157V159H257L255 156H253ZM259 153H261V154H259ZM262 153H263V154H262ZM10 154H12V152H11ZM19 154H20V155H19ZM46 154H48V155L45 156V157H48V158L43 157V156L46 155ZM60 154H61V155L63 154L64 157H65V154H66L67 157H65V159L63 160L64 157H61ZM76 154H77V155H76ZM86 154L89 155V156H87ZM140 154H141L143 157H142ZM149 154H150V155H149ZM166 154H168V156H169L168 158H169V159H172V160L174 159L173 162H172L173 164L177 163L178 165H181V166L178 167V165L176 164L177 167L175 166V167H176V168H175L174 165L170 163L171 160H170V162H168L169 159L165 158V156H167ZM204 154H205L206 156H205ZM235 154H236V155H235ZM248 154H249V155H248ZM258 154L261 155L262 157H261V156L259 157ZM12 155H13V154H12ZM14 155H15V152H14ZM14 155L12 156L13 159L10 158L11 161L14 160L15 157H17L16 155H15V157H14ZM30 155L33 156V158H32ZM41 155H40V156H41ZM56 155H57V156H56ZM90 155H91V156H90ZM139 155H140V157H141L143 160H140V159L137 158V159H135L134 161H136V162L138 163V160H140L141 163H142V165H143V166H142L143 168L141 167L140 161H139V163H138L140 166L138 165L137 167H136L137 163L133 161V165H134V166L132 165V167H133V168H132V167H131L132 160L134 159V157H139ZM151 155H152V156H151ZM189 155H190V156H189ZM203 155H204V156H203ZM211 155H212V158H211ZM224 155H225V156H228L227 159L224 157ZM229 155H230V156H229ZM232 155H234V156H232ZM246 155H247V156H246ZM251 155H252V156H251ZM54 156H56L57 159H56ZM73 156H74V157H73ZM75 156H76V157H75ZM128 156H129V157H128ZM171 156H172V157H171ZM216 156H217V157H216ZM231 156H232V157H231ZM238 156H239V157H238ZM7 157H8V156H7ZM9 157H11V156H9ZM53 157H54V158H53ZM58 157H60L61 159H59ZM69 157H71V159L68 160L67 158H69ZM72 157H73V158H72ZM88 157H89V158L91 157V158L89 159ZM124 157H125V158H124ZM140 157H139V158H140ZM147 157H148V162H146L147 160H145V162H143L144 159H147ZM149 157H151V158H149ZM208 157H209V158H208ZM213 157H214L215 159H213ZM219 157H220V158H219ZM222 157H223V158H222ZM229 157H230V159H228ZM240 157H241V158H240ZM249 157H250V158H249ZM252 157H253V158H252ZM254 157H255V158H254ZM5 158H6V154H5L4 158H3V161L5 160ZM43 158H44V159H43ZM49 158H50V159H49ZM87 158H88V159H87ZM152 158H155L156 161H157L158 163H157L156 161L154 162V161H153L154 159H152ZM177 158H178V159H177ZM216 158H218V159H216ZM235 158H238V159H236L237 161L235 160ZM8 159H9V158H8ZM10 159L7 160V161H10ZM16 159H17V158H16ZM25 159H26V160H25ZM27 159H28V161H29V159H30V160L32 159L31 163L34 162V163L32 164V166H33L34 168L30 165L31 163H30V164L27 163V165H26V163L24 164L25 166H28V165H29L30 167L28 166V168H27V167H23L22 164H20V162H21V163H24V160H25V162H27ZM33 159H34L35 161H37V162H35ZM40 159H42V160H40ZM48 159H49V160H48ZM51 159H55L56 161H59V160H60V161H64V163L61 162V163H62V165H61V164H59L60 161H59V162H56V161L51 160ZM58 159H59V160H58ZM100 159H102V160H101L102 163L100 162ZM105 159H106V162H105ZM128 159H130V160H128ZM150 159H151V160H150ZM176 159L179 160V162L181 161V163H178V161H177ZM219 159H220V160H219ZM243 159H242V161H243ZM247 159H248V160L252 159V160H251L252 164H251V162L248 161ZM259 159H260V161H259ZM20 160H21V161H20ZM22 160H23V161H22ZM50 160H51V162H50ZM65 160H68V161H65ZM166 160H168V161H167V163L165 164V161H166ZM187 160H188V162H186ZM214 160H216V161H220V162H222V163H221V164H220V162H217V163H216V161H215V165H216V166H215L214 163H212V162H214ZM226 160H227V161H226ZM228 160H229V162H230V161H231V162L228 163ZM233 160H235V163L238 165V167L234 168L236 165H234V163H233V165H232V162H234ZM238 160H239L240 163L238 162ZM254 160H257V161H254ZM261 160H262L263 162H262ZM43 161H46V162L43 163ZM47 161H49V163H48ZM119 161H121L122 165H119V166H118L117 163H118ZM149 161H150V163H149ZM151 161H153L154 163L152 164V167L148 170V168L151 166ZM174 161H175V162H174ZM193 161H194V162H193ZM198 161H199L200 164L198 163ZM200 161H201L202 164L205 165V166H203V165L201 164ZM211 161H212V162H211ZM223 161H225V163H226L225 165H224V162H223ZM247 161H248V162H247ZM1 162H2V161H0V163H1ZM4 162H6V161H4ZM4 162H3V163H4ZM52 162H54L56 165H55L54 163H52ZM107 162H108V163H107ZM126 162H127L130 166H129ZM184 162H185V163H184ZM253 162H254V165H253ZM259 162H260L261 164H260ZM3 163H1V164L3 165ZM6 163H7V162H6ZM36 163H37V164H36ZM38 163H40V164H38ZM41 163H42L43 165L46 163V166H48V167H46L47 169L49 168L50 163H52L53 166L50 165V168H51V170H53V167H54V170H53V171H54V172H53L54 174H53V175H54V176H57L58 178H60V177H61V178L58 179L57 177H55V178H56V179H55L54 176L51 174V172H50L51 175H49V171H50V169H49V171L46 170V168L43 167ZM104 163H106V164H104ZM113 163H114V164H113ZM119 163H120V162H119ZM121 163H120V164H121ZM134 163H136V165H135ZM144 163H145V164L148 163V165H146V167H145V164H144ZM155 163H157L158 165L155 164ZM186 163H187V164H186ZM197 163H198V165H197ZM227 163H228V164H231L232 166L227 167V166H228ZM245 163H244V164H245ZM258 163H259L260 165H259ZM15 164H18L19 166H18V165H15ZM101 164H102V165H101ZM108 164H109V168H107ZM123 164L126 165V166H124ZM167 164H169V165L171 164V166H169L170 168H168V167L166 166ZM240 164H241L242 168H241ZM249 164H251L252 166H250ZM255 164H256V165H255ZM257 164H258V167H256ZM14 165L16 166V169H17V170L20 169L19 172H20L21 170H22L23 172H22V173H21V172H20V173H19V172H15V168L13 167ZM59 165H60V167L63 166L62 169H63V168H64V169H63V170L60 169V171H58L57 168H59V167H58ZM114 165H115V166H114ZM154 165H157V166H155L156 168L154 167ZM159 165L161 166V168H159V167H160ZM221 165H222V166L224 165V167H222ZM226 165H227V166H226ZM20 166H22V169H21ZM35 166H37V167L35 168ZM39 166H40V168H39ZM41 166H42L43 168H45V169H43ZM51 166H52V167H51ZM55 166H56V167H55ZM97 166H99V167H97ZM112 166H114L115 169H114ZM116 166L118 167V169L116 168ZM120 166H121L122 169H120ZM128 166H129L130 168H128ZM148 166H149V167H148ZM162 166H163V167H162ZM165 166H166L167 168H165ZM199 166H200V167H199ZM233 166H234V167H233ZM249 166H250V167H249ZM254 166H255V167H254ZM262 166H263V167H262ZM11 167H13V169H12ZM31 167H32V168H31ZM111 167H112V168H111ZM124 167H125L126 169L128 168V169L126 170V171H128V172L125 171ZM135 167H136V171H135V169H134ZM171 167H172V168H171ZM185 167H187V171L185 170V169H186ZM225 167H227L228 171H225V170H226ZM232 167H233V168H232ZM253 167H254V168H253ZM260 167H262V168H260ZM0 168H2V166H0ZM3 168H2V170H4ZM25 168L27 169V171H24ZM29 168H31V170H30ZM139 168H141V171H140ZM145 168H147V169H145ZM154 168H155V169H154ZM173 168H174V171H175V173H173V175H175V174L177 173V174H176L177 177H176V175L173 176L172 173H171V172H174V171L172 170ZM177 168H179V169H177ZM183 168H184V169H183ZM188 168H189V169H188ZM190 168H191V171H190ZM192 168H194V170H193ZM198 168H199V170H202V172L199 171V170H197ZM200 168H201V169H200ZM203 168H204V169L207 168V169H205V170L207 171L206 173H205V170H204ZM210 168H211V169H210ZM230 168H231V170H232V169H233V170L231 171ZM251 168H252V169H251ZM255 168H256V169L259 168V169H258L259 171H260V169H262L260 173L257 172V176H259V177H256V175H255L256 173L253 172ZM11 169H12V171H13L15 174H14L13 172H11ZM33 169H34V172H36V175H37V174H41V175H37V176L35 177V174H34V172H33ZM56 169H57V171H58L59 173L61 172L64 176H66V172H72V171H73V172H72L73 174L71 173L73 176H72L70 173H69L70 175L68 176V173H67V176H68L67 178L70 179L71 176L74 177V178L77 177L78 181H77L76 179H74V178H73V179L71 178L73 181H72V180H68V181H72V182L69 183V182L67 181L66 177H63V178L66 179V181L68 182V184L71 185V183H72V187L74 186V187L72 188V187H70V185H69L68 188H69V190H71V191H72L73 189H75L76 191H78V190L80 189L79 187H82L83 184H84V181H86L87 183L85 182L84 187H85V185H86L87 191H86V188L83 187L84 190H85V193H86V194H91V193L88 192V191L91 190V189H90V190L88 189V185L91 183V181H93L94 179L97 180V177H93V175H94V176L96 175V176H98V177H100V178H98L99 181L97 180V182H95V180H94V181L92 182V185L90 184L91 186H89V188H90V187L92 188L93 185H94V188H92V190H93V189L96 190V189H97V186H98L99 184L101 185V180H103V183H104V181H107V180H109V181H107V183H108V182H111V180H112V178H113L114 175H115V176H114L113 179H117L118 174H116V172H117V173L119 172V173L121 174V171H122L121 176H122L123 173H124V175H125L126 177H127L126 174H129L130 177H131V180L134 181V178H135V181L132 182V181L130 180V181H131V184H130V183H128V182H130V181L128 180V181H127V186H126V185H125V182H123V181L126 179V177L124 178V177L122 176L123 179H121V176H119V177H120L119 179H121L122 181L120 180V182L118 183V186H117L118 188H117V189H121V186H122V189H123V190H126V191L129 192V193L127 194L126 191H125V193H124V191H122V189H121V190H118L119 192L116 191L117 189H114V191H116V193H117V199L120 197V198L118 199V201H119L120 199H122L123 201H122V200H120V201H122L123 203H122V202H121V203H120V202L118 203V201H117L116 198H115V197H116V193H115L114 191H112V190H113V187L115 188L114 185H115V182H118V181H117L118 179L115 180V181L113 180L114 182L112 181V183H113L114 185H113L112 183H110V184H108V186H107V185H105L106 182H105L104 184L101 185V186H103V185L105 186V187H104V186H103V187L106 188V191H107V187H109L110 185H111V186L113 185V187H111V190H110V188H108V189L110 190V192H109V190H108L109 193H111V192H112V194L114 193V194L112 195V198H111V199H106V197H105V200H104V199L102 200V198H104V197L101 196V195H103V194H102L103 192L100 191L99 189H102L103 187L100 188V187H101V186H100L99 189L96 190V193H95L96 197H98V196H99V197H98V199H96V201H94V199L96 198V197H95V198L93 197L94 194H91L92 196L89 195V198H91V200H89L88 196H86V194L84 193V191L81 193L82 196H80L79 191H78V194H77V192H76L75 190H73V191L76 192V193H73V191H72V193L74 194V195H72L71 192L68 190V188H67V191H66V190L62 191L61 189H60V190H61V191H60V190L58 189L59 187L57 188V186H59V184H61L60 182L62 181L61 179H63V178H62V174H61L60 176H58L59 173L56 171ZM108 169H109V170H108ZM129 169H130V170H129ZM137 169H138V171H137ZM156 169H157V170H156ZM163 169H164V170H163ZM175 169H176V170H175ZM208 169H209V171H208ZM213 169H214L215 172H213ZM236 169H237V170H236ZM242 169L245 171V172L243 171L244 174L247 173L248 175H247V174H245V175L242 174V176H241ZM245 169H246V170H245ZM248 169H249V170H248ZM250 169H251V170H250ZM17 170H16V171H17ZM41 170H43V172H42ZM67 170H68V171H67ZM69 170H70V171H69ZM107 170H108L109 173H110V177H112L111 179H110L109 175H108V177H107V174H108V171H107ZM114 170H116V172H115ZM133 170H134L135 172H133V173H132L133 175L131 176V172H129V171H133ZM147 170H148L149 172H148ZM153 170H154V171H153ZM155 170H156L157 172H156ZM178 170H179V171H178ZM192 170H193V171L196 170V171H195V172H196L195 175H193V171H192ZM203 170H204L205 175H204V173H203ZM234 170H236V172H234ZM239 170H240V171H239ZM252 170H253V171H252ZM44 171H45V172H44ZM47 171H48V173H47ZM55 171H56V172H55ZM94 171H95V174L93 173ZM112 171H113L114 173H113ZM143 171H144V172H143ZM146 171H147V172H146ZM151 171H152V173H150ZM167 171H168V173H170L171 177L173 176V177H176V178H178V172H179V173H181V172H183V171L186 172V173L183 172V174L181 173L182 176H183V178H185L184 181H183V178H182V177H181L182 179H180L181 174H179V178H178V179H179L180 183L182 182V183H181L182 185H181L179 182H178V183L176 182V180L178 181V179H176V178H173V177H172V178H171L172 180H171V179L168 177V178H169V180H168V179H167V175H168V176H170V175H169L168 173H165V172H167ZM180 171H181V172H180ZM238 171H239V175H240V177L237 178V179H235L234 177H235L236 175H237V177H238V174H237ZM251 171H252V173H250ZM255 171H256V170H255ZM28 172H32V174H34V175H28V174H29ZM38 172H39V173H38ZM104 172H105V176H106L107 180L103 179V178H105V176L102 175V174H104ZM139 172H141V173H139ZM195 172H194V173H195ZM199 172H200L201 174H200ZM208 172H210V173H208ZM227 172H231V173H227ZM16 173H17V174H16ZM46 173H47L49 176L46 177V176L44 175V174H46ZM56 173H57V174H56ZM97 173H98V175H97ZM111 173H113V174H111ZM144 173H145V174H144ZM149 173H150V174H149ZM158 173H159V175H158ZM160 173L164 174V177H163V175H161ZM217 173H219V174H217ZM261 173H262L263 175H262ZM42 174H43V175H42ZM92 174H93V175H92ZM139 174H141V175H139ZM146 174H147V175H146ZM148 174H149V175H148ZM155 174H157V175L155 176ZM197 174H198V175H197ZM202 174H203V179L201 178V180H200V178H196V177H199V176L201 177ZM216 174H217V176H216ZM232 174H233V175H232ZM235 174H236V175H235ZM76 175H78V176H76ZM100 175H101V176H100ZM134 175H135V176L137 175V176L135 177ZM143 175H144V176H143ZM150 175H151V176H150ZM152 175H153V176H152ZM218 175H219L222 179H221ZM228 175H230V176L232 175L231 177H233V178L235 179V180L233 179L234 182L237 181V180L240 181V182H238L239 184H237V182H236V183H234V185H233V180H232V178H230V176H229V178L231 179L230 184L232 183V185H233L235 188H234V187L232 188V185L230 186L229 183L226 184V181H227L226 179L229 180ZM234 175H235V176H234ZM250 175H251V177H250ZM39 176H40V178H39ZM50 176H53V177H51V180L48 181V177L50 178ZM102 176H104V177H102ZM148 176H150V177H148ZM158 176H159V177H158ZM189 176H190V177H189ZM193 176H194V178L192 179V181H190V183H191V184H194V183H193V180H195V179H199L200 182L203 181V182H201V184H200V182H198V180H197V181L195 180L196 183L198 182V183H197L198 185H201V186L203 187V191H201V190H202V187H199V186H197L198 188H197L195 185H192L193 187H188V186H190V185H187L186 183H187V182L189 183V180H187L186 178H189V179L191 180V178H192ZM206 176H207V178H206ZM244 176H245V177H244ZM253 176L255 177V181L257 180L256 178H258V180H257L258 183L256 182V184H254V178H252ZM260 176H261V177H260ZM37 177H38V178H37ZM41 177H44V178L46 177V181H47V182H45L44 180H42L43 178L41 179ZM87 177H88V178H87ZM115 177H116V178H115ZM137 177H138V178H137ZM146 177H148V178H146ZM154 177H155V179H154ZM160 177H162V178H160ZM165 177H166V178H165ZM218 177H219V178H218ZM241 177H242V178H241ZM247 177L249 178V180H248ZM79 178H80V180H79ZM85 178H87V179H85ZM91 178H93V180H91ZM136 178H137V179H136ZM140 178H141V180H139ZM144 178H145V179H144ZM204 178H206L205 181L210 179V182L208 181L209 184L212 182V180H213V183H212V184H214V183H215V184H214L213 186H212V184H211V186L209 187V189L206 190V187L208 188L209 184L206 185V187L204 186V184H203V183L205 182V181H204ZM243 178H244V179H243ZM246 178H247V179H246ZM38 179H41V180H39L41 184L36 182V181H38ZM54 179L57 180V186H56V185H52V184H56V182H55ZM65 179H63V180H65ZM83 179H85V180H83ZM100 179H101V180H100ZM127 179H130L129 176H128ZM127 179H126V180H127ZM159 179H161V180L158 181ZM163 179H164V181H163ZM165 179H166V180H165ZM216 179H217V182H216ZM262 179H263V180H262ZM35 180H36V181H35ZM58 180H60L59 184H58ZM81 180H82L83 182H82ZM154 180H156V181H154ZM173 180H174V181H173ZM181 180H182V181H181ZM223 180H224V182H223ZM225 180H226V181H225ZM246 180H247V181H246ZM251 180H252V181H251ZM259 180H260L261 183H259ZM52 181H53V182H52ZM76 181L78 182V184H77ZM80 181H81V182H80ZM89 181H90V182H89ZM144 181H146V183H145ZM167 181H168V183H167ZM186 181H187V182H186ZM195 181H194V182H195ZM219 181H220V182H219ZM229 181H230V180H229ZM229 181H227V182H229ZM241 181H242V184H245V185H242V188H241V189H242V193L240 192V189H239L240 186H241V185H240ZM244 181H245V182H244ZM250 181H251V182H250ZM42 182H43V183H42ZM48 182H49V184H51V183H52V184L47 186L46 183H48ZM63 182H64V181H63ZM63 182H62V183H63ZM67 182L64 183L66 186L68 185V184H66ZM74 182H76V183H74ZM121 182H122V183H121ZM173 182H176L179 186H180V185H181V186L178 187V185H177L176 183H174V184H172V186L174 187V185L176 184L175 187H174V188H170V187H171L170 184L173 183ZM183 182H185V183H183ZM208 182L206 181L205 184H207ZM247 182H248V183H247ZM73 183H74V184H73ZM81 183H82V184H81ZM93 183H96V184L98 183V185L95 186V184H93ZM123 183H124V184H123ZM134 183H135V184H134ZM144 183H145V184H144ZM152 183H153V184L155 183V185L153 186ZM169 183H170V184H169ZM196 183H195V184H196ZM217 183H219V186H218ZM222 183H224L225 185L222 184ZM251 183H252V185H251ZM42 184H46V185H44L43 189H42V186H43ZM80 184H81V186H80ZM120 184H121V186H119ZM128 184H130V185H128ZM132 184H133V185H132ZM146 184H149V185H146ZM150 184H151V185H150ZM160 184H161V185H160ZM168 184H169V185H168ZM228 184H229V185H228ZM246 184H247V185H246ZM253 184H254V186H253ZM258 184H259L261 187L258 186ZM39 185H42V186H39ZM61 185H62V184H61ZM65 185H62L61 188L64 189V187H66ZM75 185H79V186H77L78 189H76ZM116 185H117V183H116ZM145 185H146V186H145ZM162 185H163V186H162ZM183 185H184L185 187L187 186V187H186L187 189H186V188L184 189V187H182ZM239 185H240V186H239ZM250 185H251V186H250ZM45 186H46V187H45ZM52 186H53V187H52ZM54 186H56V187H55L54 190H52V188H54ZM106 186H107V187H106ZM125 186H126V188H125ZM130 186H132V187H130ZM133 186H136V188H137L138 190H137L135 187L133 188ZM156 186H158V187H156ZM168 186H169V187H168ZM238 186H239V188H238ZM245 186H246V187H245ZM255 186H256V187H255ZM95 187H96V188H95ZM123 187H124L125 189H124ZM129 187H130V188H129ZM146 187H147V188H146ZM152 187L156 188V190H153ZM166 187H168V188H166ZM176 187H177V189H175ZM181 187H182V189H180ZM211 187H212V189H211ZM217 187H219V189H218ZM220 187H221V189H220ZM244 187H245L246 190L243 189ZM248 187H249V188H248ZM257 187H258V188H257ZM56 188H57V189H56ZM70 188H71V189H70ZM144 188H146V189H144ZM164 188H165V189H164ZM188 188H189V189H188ZM193 188H194V189H193ZM199 188H200L201 190H200ZM213 188H215V189H213ZM223 188H224V189H223ZM231 188H232V189H231ZM254 188H255V189H254ZM261 188H262V189H261ZM65 189H66V188H65ZM81 189H82V188H81ZM81 189H80V191H82ZM129 189H131V191H130ZM132 189H133V190H132ZM151 189H152V190H151ZM162 189H163V191H162ZM166 189H167L168 191H172V189H173V192H172L173 195H174L175 197L179 195L180 197L178 196V197L175 198V197L172 196V193L169 192V194H171V196H172L173 198L176 199V201H175V199H173L169 194H167L168 191H167ZM183 189H184L186 192L188 191L187 194H185L186 192L183 191ZM197 189H198V192L194 191V190H197ZM216 189H217V191H216ZM230 189H231V193L234 194L235 192H236V193L239 192L240 194L237 193V195H238V196H239V195H240V196H243V198H244V199H243V198L240 199L241 197L239 196V199H238V196H234V195H232V197H234V198H233L234 200H235L236 198H237V200H238V202H237V200H235L234 202H232L233 206H232V204H231V201H233V199L231 198V194L229 193ZM234 189H235V190H234ZM247 189H248V190H247ZM249 189H250V190H249ZM252 189H254V190H252ZM256 189L258 190L259 193L257 192ZM55 190H58V193H59V191H60V192H63V193L66 191L67 193H70V195L68 194V196H71V195H72V196H75V194H77V195H79V196L76 195L75 197H78V198H79V197H83V196H84V198H82V199L80 198V199H81V202L79 203V205H78V203L76 204V202H75V201L78 200V198H74V197H73V198H69V199H71V200H70L69 202H67V201H65V200H67V199H63L64 197L68 198L67 193H66V192L64 193L66 196H65L63 193H61V195H63V196H61V195H58V194L56 193ZM134 190H135V191L137 190V192L134 193ZM139 190H140V191H139ZM142 190H143V191H142ZM146 190L148 191V192H147L148 194L146 193ZM150 190H151L153 193L156 192L155 194L158 195V196L160 195V194H158V193L161 192L160 197H158V196L152 194V193L150 192ZM159 190H160V192H159ZM179 190H180L181 192H183V193H181ZM205 190H206L207 192H210V194H211V193L213 194V193L216 191L215 193H217V195L220 193V194H219L220 196H219V195H218V196H215V193H214L213 196H212V194H211V195L208 196V198H206L205 195H207V194L204 193ZM208 190H209V191H208ZM211 190H214V191L212 192ZM218 190H219V191H218ZM224 190H226V191H224ZM228 190H229V191H228ZM232 190H233V191H232ZM236 190H237V191H236ZM251 190H252L253 192H255L254 195H253V192H252ZM262 190H263V191H262ZM52 191L55 192V195H56V196H58V197H63V198H59V200H58V197L54 196V194H53ZM106 191H105V192H106ZM120 191H122V193H124V194L119 196V194H121ZM154 191H155V192H154ZM165 191H166V192H165ZM200 191H201V192H200ZM220 191H221V192H220ZM222 191L226 192L227 195L224 196L225 193L222 192ZM227 191H228V192H227ZM245 191H246V192H245ZM250 191H251V192H250ZM91 192H92V191H91ZM101 192H102V193H101ZM108 192L106 193V195H107V194L109 195ZM130 192H131V193H130ZM157 192H158V193H157ZM179 192H180L181 194H179ZM184 192H185V193H184ZM199 192H200V193H199ZM218 192H219V193H218ZM249 192H250L251 195H250V194H247V193H249ZM260 192H261L262 194H261ZM45 193L48 194V195H50L51 197L48 198V199H49L50 201H53V202H54L53 204H55V206H56L57 208H58V207H60V208H58V209L55 208L54 205H51V202H50L49 200H47V199H46L45 202H46V203L48 202V203H50V204L48 205V203H47V204L45 203L46 206H45V204L42 206V202L44 201L43 199H45V198H43V197L41 198L39 195H41V196L44 195V197L47 198V196H46ZM83 193H84L85 195H83ZM98 193H101V194L98 195ZM137 193H138V194H137ZM141 193H142L143 195H142ZM144 193H145V194H144ZM150 193H151V195H153L154 197L151 196ZM162 193H164L165 195L162 194ZM196 193H197V194H196ZM198 193H199V194H198ZM202 193L204 194V196H203ZM222 193H223L224 195H223ZM126 194L129 195V197H128V196L125 197ZM131 194H132V195L134 194V195L132 196ZM135 194H136V195H135ZM175 194H176V195H175ZM200 194H201V195H200ZM244 194L247 195V197L244 196ZM259 194H260V197L257 196V195H259ZM95 195H94V196H95ZM108 195H107V196H108ZM114 195H115V196H114ZM124 195H125V196H124ZM138 195H141V196L139 197ZM144 195H147V198H146L147 200L144 199V198L146 197V196L144 197ZM167 195H168V196H167ZM183 195H184V196H183ZM199 195H200L201 197H200ZM249 195H250V196H249ZM52 196H53L54 198H52ZM72 196H71V197H72ZM85 196H86V198H85ZM100 196H101V197H100ZM135 196H136L137 199L135 198ZM137 196H138V197H137ZM161 196H162V198H161ZM163 196H164V197H163ZM169 196H170V199H169ZM182 196H183V198L186 199V201H185V199H184V202H186L185 207L183 206V207H184V210L181 209L182 207L179 208V207H177L178 205L175 204L176 202H179V200H180V198H182ZM210 196H212V197H210ZM222 196H223V198H222ZM261 196H262L263 198H262ZM38 197H39V198H38ZM48 197H49V196H48ZM55 197L57 198L56 201L54 200ZM92 197H93L94 199H92ZM108 197H109V196H108ZM132 197H133V198H132ZM156 197H157V198H156ZM195 197H196V198H195ZM199 197H200V198H199ZM209 197H210V198H209ZM214 197H216L217 199L220 200V201L218 200V202H219V204L223 205L222 208L226 207V206L229 205V204H230L229 207H230V208L232 207L231 210H230V209L228 210L229 207L225 208L226 210H225V209H222V210H225V211H226V212H222L220 206L217 204V208L220 209V212L217 211V208L214 209V210L217 212V216L220 217L219 219H217V218L215 217L216 214H215L214 211L209 210V209H211V207H209V206L211 205V203H210L211 201L206 200V199H210V200L215 199V200L217 201V199L214 198ZM220 197H221L222 199H221ZM229 197H230V198H229ZM87 198H88V200H87ZM134 198H135L136 200H132V201H134V202L136 201V204H135L134 202L131 201V199H134ZM150 198H151V199H150ZM152 198H154V199H152ZM159 198H160L161 200H160ZM167 198H168V202H167V204H168L169 206L171 205V203H172V204H175V205H174V209H173V205L170 206V210L168 209L169 206H168V208H166V207H167V204H166V201H167V200H165V199H167ZM177 198H178L179 200H178ZM183 198H182L181 200H183ZM211 198H212V199H211ZM226 198H227V200H226ZM249 198H250V200H249ZM254 198H256V199H254ZM41 199H42V201H41ZM51 199H52V200H51ZM69 199H68V200H69ZM74 199H75V201H74ZM80 199L78 200V202L80 201ZM83 199H84L86 202L88 201V203H87V205L89 204L88 206H87V205H84L83 202H85V201H82ZM100 199H101V200H100ZM126 199H127V200H126ZM148 199H150L151 203H148V204H146V205H150V206L142 207V206H145V204H144L142 201L145 200L144 202L147 203ZM155 199H158V200H155ZM163 199H164L165 203L163 202ZM171 199H172L173 201H171ZM198 199H199L200 202L198 201ZM223 199H224V200H223ZM37 200H38V201H37ZM39 200H40V201H39ZM92 200H93V201H92ZM107 200H109V201H111V202H113V200H114V202H117V204H116V203H114V204L111 203V205H110V202L107 201ZM124 200H126L125 202H127V201L129 202V200H130V201H131V204H130V202H129V203H125ZM169 200H170V201H169ZM181 200H180V203H179L180 206L183 204V202H182ZM196 200H197V201H196ZM203 200H205V202H204ZM221 200H222V201H221ZM240 200L244 201V203H242ZM246 200H247V201H246ZM252 200H253L254 202H253ZM260 200H262V201H260ZM35 201H36L37 203L39 202V203H38L39 205H38L37 203L35 204ZM62 201H63V203H62ZM97 201H98V202H97ZM99 201H100V203H99ZM101 201H102V202H101ZM105 201H107V204H106ZM138 201H140V202H142V203L140 204ZM150 201H149V202H150ZM154 201L158 203L157 205H158L159 208L162 207L161 205L163 204V208H164V206H165V208H166L165 211H167V212H165L164 210H162L163 208H162V209H159L158 207H156V204H155ZM213 201H214V200H213ZM216 201H214V202H215V203H218V202H216ZM224 201H225V203H221V202H224ZM227 201H228V202H227ZM248 201H249V202H248ZM259 201H260V203H258ZM64 202H66V205H64ZM153 202H154V204H153ZM159 202L162 203V204L160 205ZM169 202H170V203H169ZM181 202H182V204H181ZM198 202H199V203H198ZM235 202H236V203H235ZM239 202H241V207H238V204H237V203H239ZM245 202H246V203H245ZM15 203H18V204L20 203V204H19V205H15ZM24 203H25L26 205L29 203L28 206H30L32 210L34 209V207H36L35 209H36L37 212H39L40 210L43 211V209H44L43 212L41 211L42 213H41V212L39 213L40 216L37 217V218L42 219V220H39V219L36 218V214H37V212L35 211V209H34L33 211L30 210V209L27 211V208H30V207H28V206H27V207L24 206V205H25ZM32 203L35 204V206L33 205V207H32V206L30 205V204H32ZM56 203H57V204H56ZM58 203H59V204H58ZM61 203H62V204H61ZM71 203H72V204H71ZM73 203H75L76 205L73 204ZM82 203H83V205L85 206V208H86V207L89 208V206H91L92 208L83 210V209H84V208H83L84 206L82 205V208H83V209H81V210H82V213H81L80 205H81ZM93 203H94V204L96 203L95 206H93V205H94ZM98 203H99V204H98ZM195 203H196V204H195ZM201 203H202V204L204 203V205H205L207 208L209 207V209H208V211H207L208 214L206 213V214H207L206 216H202V215H205V214H203V213L205 212V208H206V207L203 206V205H200ZM205 203H207V205H209V206H207ZM209 203H210V204H209ZM262 203H263V205H262ZM21 204H22V205H21ZM23 204H24V205H23ZM69 204H70V205H75L76 207H77V205H78L77 208H79L80 211H78V209H75V212H73L74 209H72V208H71V210H69V209H68V208L70 207ZM85 204H86V203H85ZM100 204H101V205H100ZM126 204H127L128 208L130 209L131 212L129 211L128 208H126V207H127ZM128 204H130L131 207H130V205H128ZM137 204H138V205H137ZM142 204H143V205H142ZM165 204H166V205H165ZM189 204H190V205H189ZM191 204H192V206H191ZM235 204H236L237 206H236ZM256 204H257L258 207L256 206ZM258 204H259V205H258ZM20 205H21V208L19 207ZM36 205H37V206H36ZM40 205H41L42 207H41ZM47 205H48V206H47ZM96 205H97V207H96ZM99 205H100V207H98ZM108 205H109L110 207L106 208L105 211H104V208H105L106 206H108ZM134 205H135V206H134ZM152 205H155V206H154L155 208H154V207L151 208ZM183 205H184V204H183ZM212 205H213L212 207L216 206V204H215V205L212 204ZM234 205H235L236 207H235ZM243 205H246V206H243ZM247 205H248L249 207H248ZM261 205H262V206H261ZM16 206H18V208H20V210L15 209ZM38 206L41 207L39 210L37 209ZM51 206H52V207H51ZM61 206H63V207H64V206H65V207H68V206H69L67 209H68L70 212H72V213H70L71 215L68 213V210H67L65 207H64L65 209L62 207V209L65 211V215H64V213H63V211H62V209H61ZM75 206H74V207H75ZM103 206H104V208H103ZM125 206H126V207H125ZM136 206L139 207V208H135V209H136V210H135L134 207H136ZM140 206H141V207H140ZM175 206H176V207H175ZM188 206H189L190 208H188ZM201 206H202V207H201ZM250 206H251V207H250ZM24 207H25V209H24ZM50 207H51V208H50ZM53 207H54V208H53ZM71 207H72V206H71ZM76 207H75V208H76ZM93 207H94V208H93ZM95 207H96V209H97V208H98V209H99V208H100V209L103 208V209H102V210H103L102 212L99 210V212H100L99 214H100V215L96 213V212H98V209H97V211H96ZM147 207H148V208H147ZM186 207L188 208L187 211H186V209H187ZM191 207H194V209H192ZM197 207H198L199 209H198ZM203 207H204V208H203ZM234 207H235V208H234ZM237 207H238V209L240 208V210H242L243 207H244L243 212L240 211V210H238ZM253 207H255V208H260V207H262V211H261V209H260V210H259V209H255V210H254ZM16 208H17V207H16ZM120 208H119V211H120ZM131 208H133V209H131ZM142 208H144V209H142ZM149 208H150V209H149ZM156 208H157V210H161V212H163V213L159 212V213H161V215H156V214H158V211L155 210ZM178 208H179V210H178ZM185 208H186V209H185ZM214 208H215V207H214ZM233 208H234V210H233ZM45 209H47V210H45ZM56 209H57L58 211H57ZM60 209H61V210H60ZM94 209H95V210H94ZM113 209H112V210H113ZM137 209H138V210H137ZM146 209H147L148 212H147V211L145 212ZM151 209L154 210V212H153ZM200 209H202V210H200ZM212 209H213V208H212ZM250 209H251V212H252V209H253V212H252V213L250 212ZM13 210H14V211H13ZM16 210H17V211H16ZM50 210H51L52 212H51ZM55 210H56L57 212H56ZM59 210H60V211H59ZM76 210L78 211V215H76V213H77ZM110 210H111V209H110ZM110 210H107V212L110 211ZM112 210H111L110 212H112ZM125 210H126V211H125ZM141 210H142L143 213L141 212ZM149 210H150V211H149ZM168 210H169V211H168ZM173 210H174V211H173ZM176 210H178V211H177V212H178L177 214L175 213ZM194 210H195V211H194ZM197 210H198V212H201V211H203V210H204V211L201 212V213H202V215H201V213L199 214V213L196 212ZM199 210H200V211H199ZM232 210H233V211H232ZM235 210H236L237 212H236ZM256 210H259V211H261V212H258V211L256 212ZM24 211H26V213H25ZM29 211H30V212L32 211L33 213L30 214ZM53 211L56 212V214H55ZM66 211H67V212H66ZM84 211H85V212H84ZM92 211H93V212H92ZM94 211H96V212H94ZM115 211H113V212H115ZM139 211H140V213H142V214L140 215L141 217H140V216L137 217V214H140V213H138ZM156 211H157V212H156ZM172 211H173L174 213H172ZM189 211H191V212H189ZM228 211H230V212L232 211L233 213H234V211H235L236 215L233 214L234 218L229 217L232 213H230V214L228 215V213H227ZM244 211H245L247 217L245 216ZM11 212H12V213L15 212V213L12 214ZM27 212H28V214H27ZM86 212H87L88 215H89V212H90V215L93 213V214H92V215H93V216H92V219H89L91 216H89V218H88V215H87V216L85 215ZM91 212H92V213H91ZM126 212L128 213V215L126 214ZM132 212H133V214H132ZM134 212H135V213L137 212V213L135 214ZM144 212H145V214H144ZM164 212H165V214L168 213L170 217H168V215H164ZM181 212H183V214H182ZM185 212H187V213L189 212V214H190L189 217H193L192 214L195 215V213H196V216H197V217L195 218V216H194V218L190 219V218L187 216V213L184 214ZM218 212H219L220 214H219ZM238 212H240V214H241V212H242L243 214L240 215ZM8 213H9V214H8ZM35 213H36V214H35ZM57 213H58V214H57ZM60 213H61L62 215H64V216H66V217L61 216ZM74 213H75V214H74ZM79 213L83 214V216L81 215V216L83 217V219L81 218V216H79ZM146 213H147V215L149 214L148 217H146V216H147ZM154 213H156V214H154ZM170 213H172L173 218H174V216H175V217L178 216L177 219H178V221H180V226H179V227H178L179 223H178V225L176 224V220H177V219H176V220H169V222H171V221L173 222V221H174L173 223H174L175 225H174L172 222H171L170 224H169V222H168V223H167L168 225L166 224V221H167L168 219H173V218H171L172 216H171ZM179 213L182 214V215H181V219L184 218L183 220L185 221V222H184L185 224L183 223L182 220H180V216H179L180 214H179ZM237 213H238V214H237ZM248 213H249V215H248ZM254 213H255V214H254ZM256 213H257V215H258L259 217L256 215ZM1 214H2V215H1ZM7 214H8V215H7ZM42 214H43V217L41 218ZM95 214H97V215H95ZM134 214H135V215H134ZM150 214H151V216H150ZM153 214L156 215V217H157V216H159V217H163L162 215H164V217H163L164 219H163V220H166L167 218H168V219H167L166 221L162 222V221H160L161 219L158 220L159 218H157V220H156V217L153 216ZM189 214H188V215H189ZM213 214H214V216H213ZM225 214H227V215H225ZM250 214H251V215H250ZM259 214H261V215H259ZM10 215H11V216H10ZM22 215H20V216H22ZM27 215H31V216L34 215V217H33V218H32V217L29 218V216H28L27 218H28L29 220H26V221H25ZM37 215H38V214H37ZM55 215H57V216L54 217ZM59 215H60L61 217H60ZM67 215H69V216L75 215V217L79 216L80 219H79V218H76V219H77L76 222H79L78 220H80L79 225H78V224L76 225V222L74 223V221L76 220L75 218H74L75 220L72 219L74 216H72V217H69V216H68V219H69V220H68V219H67ZM104 215L107 216V214H104ZM113 215H114V214H113ZM123 215H126L127 218H125V216L123 217ZM142 215L145 217V219H144V217H143ZM183 215H184V217L182 218ZM191 215H192V216H191ZM199 215H200V216H199ZM253 215H254V217H253ZM16 216H15V217H16ZM85 216H86V217H85ZM97 216H98V217H97ZM121 216H122V217H121ZM134 216H135V218H134ZM166 216H167V217H166ZM207 216H208V218L210 217L209 220L206 218ZM235 216H237V219H238L239 221L242 220V221H241L242 223H243V221H246V220H247L248 222L246 221V222H247L246 224L248 225V223H250V226L248 227V229L251 227L250 230H251V232H252L255 236H252L253 234H251V235L249 234V235H248V234H245V233H244V232L246 231L245 229H247V227H245V228L243 227V228H244V229L242 228L243 230H242V229H239V227H240V226L242 227V225H240V226L237 225V226L233 227V229L236 228V230H233V231H232V228H231V227L234 226V225H236L235 223H237V221H238V220H234V219L236 218ZM238 216H240V218H239ZM243 216H245V217L243 218ZM255 216H257V217H255ZM260 216H262V217H260ZM62 217L66 218L65 220H68L67 222H68L69 226H70V225H71L72 227L74 226V227H73V228H74V231L72 230L73 228H71V227L68 226L67 222H66V221L64 220V218H62ZM84 217H85V219H86V218L88 219V220L86 219L87 223L85 222ZM96 217L98 218V220H97ZM107 217H108V216H107ZM107 217H106V219H107ZM110 217H111V216H110ZM110 217H109V218H110ZM116 217H115V218H116ZM185 217H186V218H185ZM187 217H188V218H187ZM214 217H215L216 219H215ZM224 217L227 218V220H229V221H227ZM10 218H9V219H10ZM17 218H18V217H17ZM24 218H25V219H24ZM45 218H46L47 220H45ZM54 218H56V219H54ZM59 218H60V220H61V218H62V220H63V221L61 220L62 223H64V222L66 223V224L62 227L63 229H66V228L69 227V229L67 230V231H68V234H67V231H66V234H65V233H63L65 230H62V228H59V227H61V225H63L62 223H60L61 221L59 220ZM101 218H102V217H101ZM136 218H137V219H136ZM138 218H139V220H138ZM141 218H142L141 222L144 221V222H142V223L140 222V219H141ZM153 218H154V219H153ZM200 218H203V219L206 218V219H204V220H199ZM211 218H213V219H211ZM222 218H223V220H224V221H222L223 224H222L221 222L216 221V220H219V221H220V220H222ZM241 218H242V219H241ZM251 218H253V219H251ZM263 218H264V217H263ZM4 219H5V220H4ZM43 219H44L45 221H43ZM52 219H53L54 221H53ZM71 219H72V221H71ZM111 219H112V217H111ZM143 219H144V220H143ZM147 219H148V220H147ZM174 219H175V218H174ZM186 219H187V220H186ZM188 219H189V220H188ZM196 219H198V222H199V223H198V224H199L198 226H200V224H201V225H204V226H202L203 228H201L202 231H203V233H202V231L200 230V227H201V226H200V227H195V224L197 225V220H196ZM210 219H211V221H212L213 223H209ZM232 219H233V220H232ZM243 219H244V220H243ZM248 219H249V220H248ZM256 219H258V221H260L261 223H257ZM32 220H33V221H32ZM49 220H50V221H49ZM81 220H83V223L81 222ZM109 220H110V219H109ZM112 220H113V219H112ZM117 220H118V219H117ZM135 220H136L137 222H136ZM145 220H146V222H145ZM152 220H153V221L156 220L155 223H156L157 221H160L161 223H164L165 226H164L163 224H160V223L157 224V223H158V222H157V223H156V224H157V227H156V225H155V226L153 225V221H152ZM191 220H192V221H191ZM205 220H206V221L208 220V221H207V222H208L207 224H206V221H205ZM250 220H252V221H251L252 223L250 222ZM254 220H255V223L253 222ZM263 220H264V219H263ZM24 221H25V222H24ZM29 221L31 222V224L29 223ZM36 221H38V222H36ZM41 221H42V222H41ZM46 221H48L47 226L49 227V225H51V227L48 228V227L45 225L46 223H44V222H46ZM51 221H52V222H51ZM59 221H60V222H59ZM99 221H100V220H99ZM101 221H102V219H101ZM101 221H100V222H101ZM104 221H106L105 218H104ZM113 221H115V220H113ZM134 221H135V222H134ZM178 221H177V222H178ZM188 221H191L192 224H190ZM203 221H204V222H203ZM211 221H210V222H211ZM226 221H227L228 223H227ZM239 221H238V223H239ZM13 222H14V223H13ZM26 222H27V223H26ZM40 222H41V223H40ZM69 222H70V223H69ZM72 222H73V224H75V225H73ZM88 222H89V224H88ZM120 222H121V225H122V226H120ZM129 222H131V223H129ZM139 222H140V224H141L140 226L138 225ZM151 222H152V223H151ZM186 222H188V223H186ZM25 223L27 224V226H26V225L24 226ZM28 223H29V225H28ZM37 223H38V224H37ZM42 223H44V224L42 225ZM91 223H92V225H91ZM103 223H104V222H103ZM103 223H102V224H103ZM109 223H110V222H109ZM133 223H134L135 225H134ZM136 223H138V224H136ZM147 223H148V224L150 223L151 225L149 224V226H148ZM155 223H154V224H155ZM181 223H182V225H181ZM193 223H194V224H193ZM225 223H226V224H225ZM229 223H230V224L233 223V224L230 225ZM262 223H263V224H262ZM32 224H33L34 226H33ZM36 224H37V225H36ZM39 224H40V225H39ZM52 224H53L54 226L60 224L59 226H55V227H57V228H56V231H57L58 228L60 229V230L58 229V231H60V233H57L55 230L53 231V229H54L55 227H54ZM82 224H83V225H82ZM87 224H88V225H87ZM102 224L100 223L101 226H102ZM105 224H107V221H106ZM129 224H130V225H129ZM171 224L173 225V228H172V230L170 231L171 228H169V225H171ZM183 224H184V225H183ZM186 224H188V225H193L194 228H192L193 226L191 227V226H188V225H187V226L189 227V228H188V227H186ZM227 224L230 225V226L228 227ZM243 224H244V223H243ZM246 224H245V225H246ZM260 224L263 225V226H261ZM41 225H42V226H41ZM86 225H87V226H86ZM89 225H90L91 229H90V228L87 229V227H88ZM103 225H104V224H103ZM118 225H119V226H118ZM128 225H129V226H128ZM133 225H134V226H133ZM142 225H144V226H142ZM159 225H160V226H159ZM166 225L168 226L169 231H170L171 233H168V232H169L168 229H167V230H164V231H168V232H167L168 235H170V234L172 235V234H173L172 237L170 238L171 244L173 245V243H172V241H173L172 238H174V237H175V240H174V241L177 242V243L175 242V244L177 245V247L174 246L175 249H173V251H174V252L177 251V253H175V255H172V257L169 256V255L172 253V252H171V251H172V248H169V251H168V252H169L170 254H169V253H166L167 251H166V252H161V251L163 250V246H168V245H170V243H169L170 241H168V240H169V237H167L168 235L165 236V234H167V233H166V232H163L164 234H162V235H164V236H161L160 231H159V230H161V229H166V228H167ZM212 225H214V226H212ZM217 225H218V226H217ZM245 225H244V226H245ZM247 225H246V226H247ZM258 225H259V226H258ZM6 226H8L7 229H6ZM9 226H10V227H9ZM28 226H29V227H28ZM52 226H53L54 228H52ZM65 226H67V227H65ZM76 226H77V227H76ZM84 226H86V227H84ZM97 226H99V225H97ZM101 226H100V227H101ZM109 226H110V225H109ZM137 226H138V227H137ZM145 226H146L147 228H146ZM150 226H151V227H150ZM153 226H154V228H153ZM175 226H177L178 229H180V227L183 226V227H182L183 229H181V230H183L184 232H181V230L179 231ZM216 226H217V228H216ZM225 226H226V227H225ZM2 227H3V228H2ZM26 227L29 228V233H28V228H26ZM30 227H32V228L30 229ZM39 227H42V228H39ZM44 227H47V229H50V228H51V231H50V232H51L53 235H52L50 232H48L47 229H43ZM94 227H93V229L95 230L96 227H95V228H94ZM127 227H129L130 230H129V228H127ZM135 227H136V228H135ZM141 227H142V229H141ZM143 227H144V228H143ZM149 227H150V230H152V231H154L155 228H156V229L159 228V229H158L159 234H158L157 231H155V232H157V233L152 232V234H153V235H152L151 232H150L149 229H148ZM162 227H163V228H162ZM164 227H166V228H164ZM174 227H175V228H174ZM204 227H205V228H204ZM214 227L216 228V230L214 229ZM222 227H224V228H222ZM35 228H36L38 231H40V234H41V236H43L44 239H43L41 236L39 237L38 234L35 235V233H39V232H36L37 230H35ZM70 228H71V229H70ZM109 228H110V227H109ZM132 228H133V229H132ZM134 228L136 229V231H135ZM151 228H152V229H151ZM160 228H161V229H160ZM184 228H185V230H184ZM186 228H188V230H190V231H187ZM197 228H198V231H196ZM206 228H207V229H206ZM209 228H210V229L213 228V229H211V232H212V234H211V236H210L211 239L205 241V240L207 239V237H208V233H209V234L211 233ZM229 228H230V230L232 231V233L236 231V233H233V235L236 234V236H237V234H238V238L241 237L242 234H243V235L245 234V235L243 236V238H244L245 240H244L242 237L239 238V239H240V240L243 239L244 241H246V239H248V241L251 239V241H249V244H250L251 246H250L249 244H247L248 241L245 242L246 244L244 243L243 240H242V243H243V244H241V242L238 241L239 244H240V247H241V248L239 247L238 250H236V248L239 246V244L236 242V240H235V241H233V240L236 239L237 237H234V238L232 237V238L229 239V237L233 236L232 234H231L230 236H228L229 234H226V231H227V233H229V232H228V231H229ZM257 228H254V229L256 230ZM260 228H261V230H260ZM1 229H0V230H1ZM26 229H27V230H26ZM40 229H41V230H40ZM86 229H87V230H86ZM96 229H97V228H96ZM100 229H102L101 231H102V233L105 234V235H107V234H109L110 232L113 231V229H112V230H111V229L109 230V229H107V227L103 228V226H102V228H100ZM146 229H147V230H146ZM156 229H155V230H156ZM174 229H177V231L174 230ZM191 229H193L194 232L202 233L203 235H202V234H200V235L203 236V237H202L203 239H202V240H199L198 238L195 237V239L193 240L192 238H193V236H194V232L191 234ZM204 229H205L206 231H208V232H205ZM208 229H209V230H208ZM220 229H223V231L226 230L224 236H222V234H223L224 232L221 230V231L223 232V233H222V232L220 231ZM227 229H228V230H227ZM237 229L240 230L239 233H241V235H239ZM34 230H35V231H34ZM45 230H47V231H46V232H48L47 234H46ZM71 230H72V231H71ZM75 230H77V231H75ZM98 230H99V229H98ZM116 230H115V231H116ZM145 230L148 231L149 233L146 232ZM173 230H174V231H173ZM214 230H215V231H214ZM217 230H218L219 232H218ZM19 231H20V232H19ZM41 231H44V232L42 233ZM61 231H63V232H62V233H63V236L65 235L64 237H65V238L67 237L66 242H65V240L62 241L61 238H63V236H61V235L58 236V234H62ZM141 231H142V232H141ZM144 231H145V233H144ZM172 231H173L175 234L172 233ZM175 231H176V232H175ZM186 231H187V232H186ZM247 231H248V230H247ZM263 231H262V232H263ZM7 232H8V233H7ZM34 232H35V233H34ZM54 232H56L57 234H55ZM69 232H70V233H69ZM71 232H72V233H71ZM73 232H74V233H73ZM78 232H79V233H78ZM87 232H88L89 234H88ZM117 232H118V231H117ZM136 232H137V233H136ZM139 232H140V233H139ZM189 232H190V233H189ZM215 232L217 233L218 238H216V236H215L216 233H215ZM3 233H2V237L0 238V239H1L0 242H2V240H3V238H4ZM27 233L30 234V235L32 234V235H31V238L28 237L29 235H28ZM44 233H45V234H44ZM75 233H78V234H77L76 236H74ZM130 233H129V234H130ZM135 233H136V234H135ZM138 233H139V234H138ZM142 233H143V234H142ZM146 233H147V234H146ZM161 233H162V232H161ZM186 233H187V234H186ZM197 233H196L195 236L199 235V234H197ZM206 233H207V234H206ZM213 233H214V234H213ZM230 233H231V232H230ZM263 233H264V232H263ZM0 234H1V231H0ZM33 234H34V235H33ZM40 234H39V235H40ZM49 234H50V235H49ZM79 234H80V235H79ZM103 234H102V235H103ZM127 234H126V235H127ZM132 234H133V235H132ZM137 234H138L139 236H141V237H139ZM141 234H142V235H141ZM148 234H149V235H148ZM156 234L160 235L161 237H159V236H157V238H156V236L154 237V235H156ZM188 234H189V235L191 234L190 236H192V235H193V236H192V238H191L190 236H187V237H189L187 242H186L185 240H183V241H185V242L187 243V245H188V243L191 244V245H190V244L188 245V246H190L189 248H190L191 250L188 249V248L186 247V248L188 249V251H186L187 249L184 250L185 247H182V245L184 246L185 243H184L183 241H181V240L184 239V238H183V235H185L184 237H186V235H188ZM261 234H262V233H261ZM16 235L19 236V237L17 238ZM24 235H25V236H24ZM44 235H45V236H44ZM54 235H57V236H54ZM78 235H79V237H80L81 240L78 239V237H77ZM93 235H94V232H93ZM98 235L101 237L100 232L98 233V231H97V232L95 231V236H98ZM135 235H136V236H135ZM147 235H148V237H147ZM150 235H151V236H150ZM200 235H199L198 237H201ZM213 235H214L215 238L213 237ZM263 235H264V234H263ZM32 236L35 237V240H36V238H38V239L41 238V239H40V240H37V242H35V244H34V242H32V241L34 240ZM37 236H38V237H37ZM46 236H47L48 238H47ZM53 236H54V238H56V239H53V238H52ZM60 236H61V238H60ZM71 236H72V237H71ZM90 236H91V235H90ZM137 236H138L139 238H138ZM205 236H207V237L204 239ZM225 236H226V237L228 236V238H226ZM234 236H235V235H234ZM24 237H26L27 239L24 238ZM45 237L49 240V242H50L51 239L55 240V242L53 241L54 243H52V241H51V243L53 244V245H52V244L50 243V244L52 245L51 247H49L50 245H47V246H46L48 249H47V250L45 249V251H47V252H48L49 250H51L50 248L53 249L54 244L56 243L57 240H58V242H59V243L57 242V243L55 244L56 253H58V254L55 253V250H54V252H53V250H52V252L55 253V254H54L55 256L52 255L53 253L50 255L51 251H50V253H48V254L50 255V257H52V256H54V258L57 257V258H55V260H54V258H53V259L51 258V260H54L53 262L51 261L52 263H51L50 260L48 259V256H49V255H48L46 252L43 253V254H44V255H43L42 252L40 253V252L37 251V250H39V249H42V248H39L40 245H44V244H42V243H45V244L48 243V241H46L47 239L45 240ZM58 237H59V238H58ZM91 237H92V236H91ZM144 237H146V239H145ZM164 237H167V238H166L167 240H166ZM187 237H186V238H187ZM219 237H224V238H226L227 240L225 239V241H221V240L218 241V240L220 239ZM263 237H264V236H263ZM12 238H14L15 240L12 241ZM16 238H17V239H16ZM49 238H50V239H49ZM65 238H63V239H65ZM68 238H69V239H68ZM71 238H74L75 240H77V244H76V243L74 244V242H76V241H75L74 239L72 240ZM128 238H129V237H128ZM162 238H164V241H165V243H164L165 245H163V246H162L161 243H160V241H161ZM190 238H191V241L194 242V243H193L194 246H192V242H189V241H190ZM213 238H214V240H213ZM224 238H221V239L223 240ZM6 239H7V240H6ZM139 239L142 240V242H143V241H144V242L142 243ZM148 239H150V240L147 241ZM197 239H198L199 241H198ZM200 239H201V238H200ZM215 239H217V240H215ZM255 239H257V238H255ZM260 239H261V236H260L259 241H261V240L264 239V238H262L261 240H260ZM4 240H3V242H4ZM8 240H9V241H8ZM10 240H11V241H10ZM23 240H26L27 243H25V241H23ZM43 240H44L45 242H43ZM71 240H72V242H71ZM195 240L198 241L197 243H199V244H196V241H195ZM228 240H229V241H228ZM20 241H21V242H20ZM38 241H40V242H38ZM60 241H62V244H61ZM67 241H68V242L70 241L71 243H69V245H68V242H67ZM79 241H80V242H79ZM137 241H139V242H137ZM167 241H168V242H167ZM174 241H173V242H174ZM180 241H181V242H180ZM209 241H210V242H209ZM213 241H215L216 244H215ZM217 241H218V243H217ZM259 241H258L257 244H260ZM262 241H263V240H262ZM8 242H9L11 245H10ZM14 242H15V243H14ZM22 242H23V243H22ZM63 242H65V244H63ZM78 242H79V243H78ZM135 242H136L137 244H136ZM146 242H145V243H146ZM162 242H163V239H162ZM166 242H167V245H166ZM182 242H183V243H182ZM211 242H212V243H211ZM222 242H225L226 244L224 245ZM233 242H236L238 245L236 244V245H237V246H236ZM13 243H14V245H13ZM29 243H30V244H29ZM39 243H40V244H39ZM179 243H181V244H179ZM209 243H210V244H209ZM221 243H222V244H221ZM232 243H233L235 246H234ZM254 243H255V241H254ZM23 244H24V245H23ZM26 244H27V245L29 244V248H27L28 246H27ZM37 244H38V245H37ZM48 244H49V243H48ZM57 244H58V245L61 244V245H60V248H59V249H61V252H60V253H62V249L65 250V246H66V250H65V251H67V252L64 253L65 256L68 254V250H70V251H69V255H67V257H65V258H67V259L64 260V259H63L64 255H62V254L60 255V253L57 252V249H58V248H57V246H58ZM134 244H135V246H134ZM178 244H179V247H180V245H181V248H183V250H180L181 248L179 249ZM214 244H215L216 246H215ZM218 244H219V245L221 244V247H220ZM231 244L233 245V247H232ZM257 244H256V245H257ZM32 245H34V246L36 245V247H34V246L32 247L33 249L36 248V249L34 250V252H33V251H29V250L32 249V248L30 249V246H32ZM56 245H57V246H56ZM67 245H68V246H67ZM76 245H77V246H76ZM172 245H171V246H172ZM187 245L185 244V246H187ZM261 245H263V247H264V243H263V244H262V243L260 244L259 249L262 248ZM37 246H39V247H37ZM62 246H63V247H62ZM70 246H71V247H70ZM159 246H160V247H159ZM161 246H162V247H161ZM171 246H170V247H171ZM203 246H201V247L204 248ZM211 246H212V247H211ZM248 246L251 247V248L249 249ZM42 247H43V246H42ZM58 247H59V246H58ZM69 247H70V249L67 250V248H69ZM75 247H74V248H75ZM122 247H123V245H122ZM122 247H121V246H120V247H116V249H117V248L120 249V248H122ZM133 247H134L135 249H134ZM145 247H146V246H145ZM168 247H169V246H168ZM192 247H193V248H192ZM208 247H209V248H208ZM217 247H220V248H217ZM235 247H236V248H235ZM253 247H254V246H253ZM255 247H257V246H255ZM260 247H261V248H260ZM7 248H8V246H7ZM16 248H17V250H18V248H19V249L21 250V252L18 250L19 252L17 251L18 253L15 252V253H16V254H15L14 251H16ZM25 248H27L28 251H27V249H25ZM143 248H144V247H143ZM150 248H151V249H150ZM166 248H167V247H165L164 249L167 250ZM234 248H235V249H234ZM33 249H32V250H33ZM43 249H44V248H43ZM59 249H58V250H59ZM116 249H115V250H116ZM131 249L129 248V249H128V250H129L128 252H129L130 254H133V255H134V252L131 251ZM139 249H140V250H139ZM147 249H145V250H147ZM156 249H155V250H156ZM170 249H171V250H170ZM199 249H200V250H199ZM208 249H209V250H208ZM245 249L243 250V253H241L242 250H241L240 252L238 251V254H237V252H236L237 255H240L239 257L236 258V256H237L236 254H235V255H236L235 257H234V255L231 256V253H230L231 258H228L227 261H226V260H224V261H226V263H227L230 259H232V257H233L234 260H235V258H236L238 262L241 261V264H242V263H243V264H252V263H253V264H254V263H255V264H260L261 262L259 263V261H261V259L264 261V259H263L264 256H260L261 254L259 253V251H255V250H257V248L254 249V252H253V253L258 252V253H259L258 255H259L260 257H262L261 259H258V257L255 258L256 256L254 257V255H256V253H255L254 255H252V258H253V257L255 258V259L253 258V262H252V258H250L251 255H246V257H244V256H243V255H245L244 253L248 254L247 251H246ZM2 250L0 249L1 254L3 255ZM175 250H176V251H175ZM233 250H235V251H233ZM39 251H40V250H39ZM59 251H60V250H59ZM71 251H72V253H71ZM79 251H80V252H79ZM116 251H117V250H116ZM130 251H131L132 253H131ZM141 251H142V250H141ZM143 251H144V249H143ZM178 251H179V252H178ZM262 251L264 252V249L261 250V253H262ZM25 252H26V253H25ZM27 252H29V253L27 254ZM30 252H31V253H30ZM43 252H44V251H43ZM63 252H64V251H63ZM117 252H118V251H117ZM128 252H127V253H128ZM139 252H137V254H139ZM146 252H147V251H146ZM146 252H145V254H146ZM174 252H173V253H174ZM203 252H204V254H205V252H207L206 255L201 254V253H203ZM219 252H220V253H219ZM225 252H226V251H225ZM227 252H228V251H227ZM20 253H22L21 256L23 255V258L25 257L24 259H23L22 257H19V256H20ZM161 253H162V254L165 253L166 255H162ZM173 253H172V254H173ZM233 253H232V254H233ZM1 254H0V255H1ZM78 254H80V256H79ZM135 254H136V253H135ZM143 254H144V252H143ZM147 254H146V255H147ZM167 254H169V255H167ZM189 254H190V255H189ZM197 254H200V255H197ZM227 254H229V252H228ZM242 254H243V255H242ZM251 254H252V253H251ZM2 255H1L0 260H4V258H5V257H3V259H2ZM24 255H25V256H24ZM47 255H48V256H47ZM75 255H77V256H79V257H77V256H75ZM140 255H141V254H140ZM161 255H162V256H161ZM191 255H192V256H191ZM62 256H63V257H62ZM71 256H73V257H71ZM131 256H132V255H131ZM131 256L129 257V259H130L129 261H130V262L128 261V259H124L126 264H128V263L130 264V263H132V261H133L134 264H139V263H140V262L138 261V259H137V260L134 259V256H132L133 259H131ZM144 256H145V255H144ZM181 256H182V254H181ZM181 256H179V257H180V259H182V261L180 260V263H179V264H182V263H183V264H190V262H193V261L195 262V260H194V258H193V261L191 260L189 263H187L186 259H183V257H181ZM211 256L209 255V256H207V257L204 258V259L207 260L208 257H209L208 259H210ZM215 256H214V257H215ZM18 257H19V259H17ZM50 257H49V258H50ZM59 257H60V259H59ZM61 257H62V258H61ZM74 257H76V258H74ZM146 257H145V258H146ZM157 257H159V258H157ZM175 257H176V258H175ZM225 257H226V256H225ZM227 257H228V256H227ZM247 257H248V259H246ZM31 258L28 259V257H27V260H29L30 263L27 262V260H25L26 262H25L24 264H31V262H32V264H35V260H34V262H33V261H30ZM73 258H74V260L76 259V262H75V263H74ZM172 258H173V259H172ZM211 258H212V257H211ZM223 258H224V253H223ZM239 258H240V259H239ZM45 259H48V260L46 261ZM62 259H63V260H62ZM69 259H71V260H69ZM156 259H157V260H156ZM161 259H163V260L161 261ZM171 259L174 260V261H172ZM215 259H217V257H216ZM220 259H221V258H220ZM220 259H219V260H220ZM244 259H245V260H244ZM250 259H251V261H250ZM256 259H257V261H258V260H259V261L257 262ZM5 260H6L5 263L7 264L8 260H7V259H5ZM14 260H16V262H15ZM89 260H90V261H89V264H94V263H95V261H93V259L89 258ZM131 260H132V261H131ZM183 260L185 261V263L183 262ZM187 260H188V258H187ZM212 260H213V259L208 260V261H207V264L209 263V261L211 262ZM221 260L223 261V259H221ZM247 260H248L250 263H248ZM55 261H57V262H55ZM68 261H67L66 263H68ZM163 261H164V262H163ZM176 261H178V262H176ZM199 261H200V263H199ZM224 261H223L222 263H225ZM230 261H231V260H230ZM230 261H229V262H230ZM9 262H8V264H9ZM20 262H19V264H21ZM85 262H86V261H85ZM220 262H221V261H219V264H220ZM246 262H247V263H246ZM256 262H257V263H256ZM2 263H4V261L1 262V264H2ZM37 263H38V262H37ZM37 263H36V264H37ZM63 263H60V264H63ZM87 263H88V261H87ZM211 263L213 264V262H211ZM214 263H216V262H214ZM230 263H233V262L231 261ZM230 263H229V264H230ZM234 263H236V261H235ZM263 263H264V262H263ZM38 264H40V261H39ZM64 264H65V263H64ZM191 264H195V263H191ZM209 264H210V263H209ZM216 264H218V263H216Z\"/></svg>",
	"mask_w": 264,
	"mask_h": 264
}]
</instances>
